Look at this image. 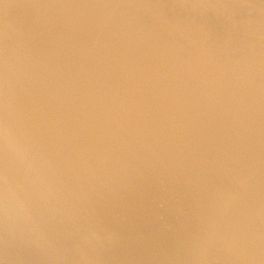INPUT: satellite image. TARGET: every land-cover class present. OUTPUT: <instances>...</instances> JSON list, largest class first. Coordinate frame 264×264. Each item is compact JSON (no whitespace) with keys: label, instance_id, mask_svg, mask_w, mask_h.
I'll use <instances>...</instances> for the list:
<instances>
[{"label":"rangeland","instance_id":"374dc122","mask_svg":"<svg viewBox=\"0 0 264 264\" xmlns=\"http://www.w3.org/2000/svg\"><path fill=\"white\" fill-rule=\"evenodd\" d=\"M92 1V2H91ZM0 0V127H2V128H0V166H1V164H2V166L0 167V175H2V177H0V181H2V182H4V183H2V182H0V197H2V196H4L6 193L5 192H7V195L9 194V196H7V195H5L4 197H2V198H0V253H2V252H5L6 254H5V256L3 257V259L4 260H8L9 259V257L8 256H10L11 255V258L16 254L17 255V259L18 260H16L15 259V256H14V260H12V261H8V262H0V264H55V262L57 263V264H70L71 262H72V264L73 263H75V264H90V263H93V264H122V262H125V264H127L126 262L127 261H133L132 263L133 264H139V263H141V264H143V262H144V264L146 263L147 264V262L148 261H150V262H148V263H150V264H157L159 261L161 262L160 264H162V260L164 259L166 262H168V261H170L171 259L170 258H172V264L174 263H176L178 260L177 259H179L181 262L179 263V261H178V263H176V264H183V262L186 264V262H187V264H197V262H195L196 261V258H193V256H190L189 255V253L190 254H193V252H194V250L197 248V249H199V248H201V250H198V252H200V253H204V250H206V253H205V255L203 254H201L202 255V258H206L207 257V259H208V257L210 258L211 256L209 255L210 253H208L211 249H212V245L215 243V242H217L218 243V241L219 240H224V238H225V240L224 241H226V239L228 240V242H224V243H222V245H221V249L222 248H225L224 249V251H223V249L221 250V251H223V253H224V255L225 256H227L228 257V262H227V264L229 263V262H231L230 264H235V263H239L240 262V259H239V261H238V256L240 255V251H241V244L242 243H240V241L239 240H241V233H242V231H244L245 230V227L246 226H242V224H244V219L243 218H241L240 217V219H239V215L237 216V214H241L242 213V211L239 213V212H237L235 215H234V219H236L237 221H238V224H237V222H235V220L234 219H232L233 218V216L232 217H230V218H228L226 215H224L223 214V216H222V214L219 216V220L221 221L222 219V217H224L223 218V221L224 220H226L225 221V223H227L228 225H229V227H228V225L227 226H224V225H222V229L223 230H221L220 228H218V225H216V223H215V221H218V219L216 220L215 219V216H213V214H210L209 212H212V207L209 209L208 208V206H209V204H211L210 202H212V196H215L216 198H217V201H219V199H221V195H220V197H219V194L217 193V191H216V193L217 194H215V195H212V196H210L211 194L209 193V192H211V191H209L208 192V194H207V191L206 190H203L202 189V187H204L205 185H208V183H210L211 182V180L212 179H215V177L213 178L212 177V174L213 175H216V177H217V175L219 174V175H221V177H219L221 180H222V182H225V184H226V186H227V183H229V185H230V182H232L231 184H233V186H238V187H236V189L233 187V189H231L230 187H232L231 185H230V187H229V185H228V187H229V189L231 190V193L230 194H232V193H234L233 192V190L236 192V190H237V194L238 193H240L241 195H240V197H238V196H236V193H235V196H236V199L233 197V195L230 197V201H232V202H229V203H231V207H232V209H235V210H238L237 208H243L242 206H244V205H242L243 204V202H245V204H246V202H247V204H248V206L247 207H249L248 208V213H249V218H248V222H247V224L246 225H248V228H249V234H250V240H251V242H250V245H251V252H252V256H251V259H250V262H249V264H264V253H261V252H263L264 251V146L262 147V146H260V147H256V144L254 143L253 144V141L251 140V138L250 139H244L243 137H240L238 140H240L239 142H241V144L240 143H238V144H240L241 146H239V148H240V150L241 151H244L245 153H246V155H247V157L249 156L250 158H249V161H250V163H255L256 162V167H255V172L253 173V175H250L249 177H246V178H244L243 177V179H242V177L241 178H238V177H234V175H232V177H234V178H238L237 180L236 179H234V178H229L230 180L231 179H233L234 180V182H233V180L232 181H230L229 179H228V177H229V175H231L230 173H222V172H225L226 171V166H227V164H226V161H228L227 159V157L226 156H224V155H226V151H225V148H221V147H223L220 143H218L219 141L217 140L218 139V136L217 135H219L221 132H222V129H220L221 131H216V132H219V134L218 133H216L215 135L214 134H212V133H214V132H212L211 134L214 136H212L211 135V138L212 139H210L209 141V144L211 145V144H213V145H211V146H213V148L211 147V146H209V144H207L208 146L207 147H209L208 149H210L211 150V153H210V155L212 156L213 154L215 155V159H213L212 157H210V155H209V157H207V156H202L201 155V153H199V155L197 154L196 155V153H198V152H196L197 150H198V148H194V147H196L195 146V144L193 143V137H194V139L195 138H197V137H199V136H202L203 134H205V130L204 129H200V128H195V129H197L196 131L195 130H193L192 129V126H197L196 124H194V122L195 121H197V120H195V118H193L192 116H194V117H196V115H198L197 113L195 114H191L192 116H190L188 113H183V111L185 112V111H187L186 109H187V107L188 108H190L189 107V104H190V106L192 105V107H195L193 104H192V99L194 98V100H193V102L195 103V105L197 104V103H200V101H202L204 98H208V95L207 94H204L205 92L204 91H202L201 89H203V88H201V86H202V84H203V82H206V80H208L207 79V77H205L204 76V78H202L203 76L201 75V74H198V72L199 73H202L203 71H205V69L207 70L208 68L207 67H209V66H211L208 70H212V64H213V62H214V64H215V66L213 67L214 68V71L215 72H219V73H216L217 74V77H218V75H219V78H221L222 76H224V78H225V75L227 74L226 72H222V69H221V71H219L220 70V68L222 67V65L223 66H225V64L227 63H231V61H229V60H231V59H233L234 58V56H235V54L237 55L238 53H237V51L235 52V50H238V52H240L241 53V50H242V48H241V44H239V43H241V35L245 32V31H242V30H245V28H242L241 29V27H244V25H242V23H240L243 19L242 18H244V15H245V11L244 10H248V7H246L245 6V8L244 7H242V6H244L246 3H247V1H249V0H244L243 2H242V0H236V1H240V2H237L236 3V1L235 0H233V1H231V0H229V2H228V0L225 2V0H223L226 4H225V6H226V8L224 7V2L223 1H221V0H195V3L192 1V0H182V3L183 4H185L184 5V7H183V4L182 3H179V2H181V0L180 1H177V0H172V2H171V0H167L166 2H165V0H133V1H137V3L136 2H133L132 0H96L97 1V5L95 4L96 3V1L95 0ZM99 1V2H98ZM130 1V2H129ZM150 1V2H149ZM153 1H155V2H153ZM162 1H163V3H162ZM203 3H202V2ZM206 1L208 2V3H206ZM214 1H215V3H214ZM217 1L219 2L218 4H217ZM87 2V4H85ZM88 2H90L89 4H88ZM95 2V3H94ZM101 2V3H100ZM122 2H126L125 4H123ZM128 2V3H127ZM144 2V4H142ZM148 2H149V4H148ZM196 2H198L197 4L198 5H194V4H196ZM222 2V3H221ZM228 2V3H227ZM232 3V5L231 4H229V3ZM234 2V3H233ZM99 3V4H98ZM116 3H117V6H116V8H114L113 9V7H115L114 5H116ZM120 3V4H119ZM133 3V4H132ZM134 3L135 4H137V5H139V6H134ZM159 3V4H158ZM165 3V4H164ZM174 3V6H173V8H172V5L171 4H173ZM177 3V4H176ZM179 3V4H178ZM193 3V4H192ZM200 3V4H199ZM201 3L203 4V5H207L208 4V7L210 8L212 5H213V7H214V10H213V7H211V10L206 6V8L205 7H203V5H201ZM205 3V4H204ZM213 3V4H212ZM245 3V4H244ZM50 4V5H49ZM65 4V5H64ZM67 4V5H66ZM93 4V5H92ZM102 4V5H101ZM133 6H132V5ZM142 4V5H141ZM152 4H154L153 6H151ZM163 5V6H161V5ZM167 4V5H166ZM180 4L182 5V7L183 8H179L178 6H180ZM217 4V5H216ZM219 4H221V6H223L224 7V9H223V7H221ZM223 4V5H222ZM230 5V8L229 7H227V6H229ZM238 4V5H237ZM242 5L241 7L244 9H242V8H240L239 6L240 5ZM63 5V6H62ZM70 5V6H69ZM92 5V6H91ZM105 5V6H104ZM127 5H129V6H127ZM144 5V6H143ZM149 5V6H148ZM161 7V9L158 7ZM170 5H171V7H170ZM191 5H194V6H191ZM200 5V6H199ZM210 5V6H209ZM215 5V6H214ZM233 5H235V6H233ZM49 8H48V7ZM66 6V7H65ZM72 6V7H71ZM112 6V7H111ZM140 6H143V7H140ZM167 6V7H166ZM186 6V7H185ZM187 6H189L190 8H188ZM217 6H219V7H221V8H218ZM261 7H263L264 8V4L263 5H260ZM55 7H56V9H55ZM61 7V8H60ZM84 7V8H83ZM89 7V10L87 9ZM98 7V8H97ZM105 7V10L103 9ZM120 7V8H119ZM137 8L138 10L136 11V9L135 8ZM146 7V8H145ZM150 8V10L153 8V10L151 11V12H149V8ZM152 7V8H151ZM157 7V8H156ZM169 7V8H168ZM178 9H176V8ZM201 7V8H200ZM234 7H236L235 9H233L232 10V8H234ZM50 8H52V9H50ZM96 8V9H95ZM102 9V10H100V9ZM107 8H109L108 10H107ZM112 8V9H111ZM118 8V9H117ZM123 8V9H122ZM140 8V9H139ZM164 8V9H163ZM186 8V9H185ZM194 8V9H193ZM202 8H205V9H202ZM208 8V9H207ZM219 9V10H217V9ZM240 10H239V9ZM99 9V10H98ZM161 11H159V10ZM176 9V10H175ZM183 9V10H182ZM185 9V10H184ZM189 9V10H188ZM226 9H227V11L228 12H226ZM229 9V10H228ZM230 9L233 11H230ZM47 10V11H46ZM55 10V11H54ZM59 10H61V11H59ZM89 12H87V11ZM92 10V11H91ZM93 10H94V12H93ZM104 10V11H103ZM113 10H114V12H115V15H114V13H113ZM119 12H118V11ZM125 10V11H124ZM145 10L146 11H148V14H147V12H145ZM158 10V11H157ZM164 10V11H163ZM167 10V11H166ZM171 11V13H170V11ZM181 10V11H180ZM209 10V11H208ZM216 10V11H215ZM220 10H223V11H220ZM235 10H236V12H238L239 14H240V12H241V16L240 15H238V13L236 14L235 13ZM74 11L76 12L75 14H74ZM99 11H100V13L101 14H99L98 15V13H99ZM144 11V12H143ZM166 11V12H165ZM183 11V12H182ZM186 11V13H184ZM188 11H190L189 13H188ZM203 11H207L206 13L208 14V16H207V14L205 13V12H203ZM211 11L213 12V11H215V12H213L212 14L213 15H210L211 14ZM220 12L219 13V16L217 15L218 13H216V12ZM225 11V12H224ZM43 12V13H42ZM54 12V13H53ZM78 12V13H77ZM84 12H86L85 13V15H90L91 16V18H90V16H86V18H85V15H84V17H82L83 16V14H84ZM91 12V13H90ZM97 12V13H96ZM104 12V13H103ZM108 12H110V13H107ZM112 12V13H111ZM125 12H127V13H125ZM143 12V13H142ZM160 12V13H159ZM167 12H169V13H167ZM177 12H181L184 16L182 17V14L180 13V15H179V13L177 14ZM210 14H209V13ZM224 14H223V13ZM229 12H231V13H229ZM243 12H245V13H243ZM130 13V14H129ZM135 13V14H134ZM141 13V14H140ZM151 13H153V15L151 14ZM158 13V14H157ZM165 13H167V15L165 14ZM188 13V14H187ZM222 13V14H221ZM225 13H227V14H225ZM232 13H234V15L232 14ZM50 14V15H49ZM93 14V15H92ZM102 14L104 15V16H102ZM120 16H119V15ZM125 14V15H124ZM151 14V15H150ZM161 14H163V16H164V14H165V16H172V17H163ZM170 14V15H169ZM233 15V17H232V15ZM73 15V16H72ZM75 15V16H74ZM79 15H81V17L79 16ZM98 15V16H97ZM106 15V16H105ZM117 15V16H116ZM136 15V16H135ZM161 15V17H160V19H159V16ZM185 15H188V16H185ZM220 15L223 17V15H224V17L221 19L220 18ZM225 15H226V17H225ZM231 15V16H230ZM243 15V16H242ZM94 16V17H93ZM97 16V17H96ZM100 16V17H99ZM116 17V19H114L115 17ZM124 16V17H123ZM132 16V17H131ZM139 16V17H138ZM152 16V17H151ZM155 16H157V17H155ZM173 16H175L174 17V19L176 20L177 19V21H173V20H169L170 18L171 19H173ZM191 16V17H190ZM210 16H212V17H210ZM214 16V17H213ZM216 16V17H215ZM218 16V17H217ZM237 18V16H240L239 18H238V21L235 19V17ZM263 16V18H264V15H262ZM35 17V18H34ZM49 17H51V18H49ZM110 17V18H109ZM113 17V18H112ZM120 17V18H119ZM122 17V18H121ZM155 17V18H154ZM184 17H186L187 18V20L184 18ZM208 17H209V19L211 20V18L213 19V20H215L214 22H213V20H212V24H216V25H212V27L210 26V25H207V24H209V19H208ZM229 17V18H228ZM230 17H232V18H230ZM32 18V19H31ZM46 18V19H45ZM56 18V19H55ZM59 18H61V19H59ZM64 18V19H63ZM68 18H69V20H68ZM93 18V19H92ZM106 18V19H105ZM119 18V20H117ZM124 18V19H123ZM126 18V19H125ZM129 18V19H128ZM164 18V19H163ZM180 18H182L181 20H183V24H184V26L182 25V21L180 20ZM215 18V19H214ZM217 18V19H216ZM226 18L228 19V20H226ZM35 19V20H34ZM41 19V20H40ZM43 19H45L44 21H43ZM50 19V20H49ZM59 19V20H58ZM63 19V20H62ZM76 19V20H75ZM87 19V20H86ZM89 19L91 20V21H93V22H90L89 21ZM108 19V20H107ZM109 19H110V21H109ZM121 19V20H120ZM128 19V20H127ZM141 19V20H140ZM152 19H154V20H156V24H154V22H153V20ZM159 20V22H157L158 20ZM166 19V21H164L163 22V20H165ZM168 19V20H167ZM180 20V23H179V20ZM191 19L193 20V21H191ZM206 19H208L207 21H206ZM229 19H235V20H230V22H229ZM239 19H242L241 21H239ZM67 20V21H66ZM78 20V21H77ZM95 20V21H94ZM106 20H107V22H106ZM125 20V21H124ZM162 20V21H161ZM184 20H186V21H184ZM221 20H223L222 21V23H221ZM58 21V22H57ZM61 21V22H60ZM66 21V22H65ZM113 21V22H112ZM119 21V23H117ZM144 21V22H143ZM168 21V22H167ZM192 23H190V22ZM195 21V22H194ZM198 21L200 22V24L201 23H203V25H201V26H199L197 23H198ZM205 21L207 22V24L205 23ZM227 21H228V23H227ZM232 21H235V23H233ZM50 22H52L51 24H49ZM63 22H65V23H63ZM68 22H69V24H68ZM72 22V23H71ZM75 22L77 23V25L75 26ZM123 22V23H122ZM136 22V23H135ZM140 22V23H139ZM163 22V23H162ZM166 22L168 23V24H166ZM175 22V23H174ZM187 22V23H186ZM197 22V23H196ZM217 22H219V25H221L222 27H218L217 26ZM226 22V24L225 25H223V23H225ZM232 22V23H231ZM236 22H239L241 25H240V27H239V24L238 23H236ZM40 23V24H39ZM78 23H79V25H78ZM82 23H84L85 24V27H84V24L82 25ZM88 23V24H87ZM111 23V24H110ZM130 23V24H129ZM162 23V25H160ZM165 23V24H164ZM176 23H178V25L179 24H181V26L179 25V26H177V24ZM188 23H189V25H188ZM197 25H196V24ZM210 23H211V21H210ZM221 23V24H220ZM231 23V25L232 24H234V25H227V24H230ZM49 24V25H48ZM61 24H63V25H61ZM72 24V25H71ZM93 24V25H92ZM96 24V25H95ZM175 26H174V25ZM204 24H206L207 26H205ZM238 24V25H237ZM41 25H42V28H41ZM73 25L75 26V28H73ZM118 25V26H117ZM121 25V26H120ZM141 25V26H140ZM153 25V26H152ZM156 25V26H155ZM170 25H172V26H170ZM188 25V27H189V29H190V27H192L191 29H190V31L191 32H193L194 31V33H191L190 34V36L188 35L189 34V29H188V27L187 28H185L186 26ZM191 25V26H190ZM194 25H195V28L193 29V27H194ZM236 25V26H235ZM45 26V27H44ZM51 26V27H50ZM53 26V27H52ZM62 26V27H61ZM69 28H68V27ZM90 26V27H89ZM112 26V27H111ZM150 26H152V27H150ZM164 26H166V27H164ZM184 28H183V27ZM215 26V27H214ZM224 26H227L226 28L224 27ZM233 26H234V28L235 27H237V29H234L233 28ZM31 27V28H30ZM61 27V28H60ZM66 27V28H65ZM78 28V30H76L77 28ZM84 27V28H83ZM88 27H89V29H88ZM110 27V28H109ZM117 27V28H116ZM136 29H135V28ZM149 29V30H147V28ZM161 27V28H160ZM176 27H179L178 29L176 28ZM196 27H201V29L202 30H200V28H199V30H198V28L196 29ZM208 27H210V29L208 28ZM219 29H218V28ZM225 29H230V27H232V29H230L229 31H234V32H232L231 31V33H233V34H235L236 33V30H239L238 28H240V32L239 31H237V33H236V36H234V35H230L231 33H229V35L230 36H228V30H225ZM58 28V29H57ZM65 28V29H64ZM71 28V29H70ZM130 28V29H129ZM131 28H133V29H131ZM140 28V29H139ZM165 30H164V29ZM169 28H170V31H171V33H169L170 31H169ZM175 28V29H174ZM211 28H212V30H211ZM39 29V30H38ZM46 29H48V30H46ZM54 29V30H53ZM74 29V30H73ZM80 29H83V31L81 32V30ZM85 29V30H84ZM96 29V30H95ZM123 29V30H122ZM144 31H143V30ZM153 29V30H152ZM155 29H156V31H155ZM175 32V38L176 39H174V37H172L173 36V34H174V32H172V30ZM185 29H187V30H185V33H184V30ZM196 29V30H195ZM207 29H209V30H207ZM215 29V30H214ZM216 29H218L219 31H220V29H221V33H219V31L217 30V32H216ZM31 30H33V31H31ZM37 30V32H35ZM64 30V31H63ZM120 30V31H119ZM133 30V31H132ZM146 30V31H145ZM207 31V34H206V32L205 31ZM213 31V32H209V31ZM223 30H225L226 31V34H225V32L223 31ZM50 33H49V32ZM58 31H60V32H58ZM63 31V32H62ZM67 33H66V32ZM69 31H71V32H69ZM102 31V32H101ZM109 31V32H108ZM126 31H132L131 32V35H130V37L129 36H126V34L128 33V32H126ZM134 31H135V33H134ZM149 31V32H148ZM153 31V32H152ZM162 33H161V32ZM197 31V32H196ZM204 32L205 34H202V32ZM215 31V32H214ZM40 32V33H39ZM45 32V33H44ZM53 32V33H52ZM76 32H79L78 34L76 33ZM81 32V33H80ZM86 32V33H85ZM89 34H88V33ZM126 32V33H125ZM143 32V33H142ZM145 32V33H144ZM158 32H159V34H161V36L159 37V34H158ZM164 32V33H163ZM195 32H196V34H198L197 35V37H196V34H195ZM223 32V33H222ZM239 32V33H238ZM42 33V34H41ZM52 33V34H51ZM65 33V34H64ZM84 33H85V35H84ZM124 33V34H123ZM139 33L141 34V35H139ZM148 33V34H147ZM166 33V34H165ZM199 33H201V35L199 34ZM209 33V34H208ZM214 33V34H213ZM218 33V34H217ZM242 33V34H241ZM58 34V35H57ZM60 34H62L63 36H61ZM72 34V35H71ZM74 34V35H73ZM77 34V35H76ZM81 34V35H80ZM83 34V35H82ZM100 36H98V35ZM104 34V35H103ZM112 34V35H111ZM149 34H150V36H149ZM153 34V35H152ZM157 34V35H156ZM172 34V35H171ZM178 36H177V35ZM186 34V35H185ZM210 34H212V37H210L211 35ZM221 35L219 38H218V36L216 37V36H214V35ZM58 37H57V36ZM92 35V36H91ZM96 35H97V37H96ZM103 35V36H102ZM167 35H169V37L167 36ZM188 35V36H187ZM195 35V36H194ZM200 35V36H199ZM205 35V36H204ZM208 35V37L206 38V36ZM222 35L224 36V38H221L222 37ZM239 37H238V36ZM77 36H79L78 38H77ZM80 36H82V37H80ZM88 36H90L91 37V39L90 38H88L89 39V41H87L88 39L86 38V37H88ZM112 36V37H111ZM125 37V39L124 38H122V37ZM133 36V37H132ZM140 36L142 37V38H140ZM145 36V37H144ZM163 36H164V38H163ZM181 38H180V37ZM185 36V37H184ZM192 36H194V37H192ZM215 37V39H214V37ZM231 36H233V37H231ZM51 37H52V39H51ZM93 37V38H92ZM135 37V38H134ZM155 37V38H154ZM158 37V38H157ZM168 37V38H167ZM178 37V38H177ZM191 38V39H189V38ZM200 37V38H199ZM227 37H229V39L226 38ZM243 37V36H242ZM58 38V39H57ZM62 38V39H61ZM76 40H75V39ZM85 38V39H87V40H83V39ZM107 38V39H106ZM113 38V39H112ZM129 38H130V40H129ZM140 38V39H139ZM151 38V39H150ZM154 38V39H153ZM161 38V39H160ZM167 38V39H166ZM182 38H184V41L187 43L188 41H186V40H190L191 42H188L187 44L185 43V42H183V39ZM194 38V39H193ZM211 38V39H210ZM212 38L214 39V40H216V39H219V41L218 40H216V42L214 41V40H212ZM234 38H235V40H236V38H237V40L235 41L234 40ZM240 40H239V39ZM60 39V40H59ZM72 39H74V40H72ZM96 39H99V40H97L96 41ZM122 39V40H121ZM133 39V40H132ZM136 39H138V40H136ZM145 39V40H144ZM149 39V40H148ZM170 39V40H169ZM180 41H182L183 43H181V42H179V40ZM182 39V40H181ZM195 39H197V41L195 40ZM198 39H200L199 41H198ZM233 39V40H232ZM54 40V41H53ZM69 40L70 41H72V42H69ZM77 40H78V42H77ZM79 40H82V41H79ZM101 40V41H100ZM109 40H110V42H109ZM140 40V41H139ZM142 40V41H141ZM144 40V41H143ZM171 40H174L175 42L177 41L178 42V44H176L177 46H180V48L179 49H181V50H179L178 48H177V46L171 41ZM192 40H194L195 41V44L196 43H198L199 42V44H200V46H199V44H198V48L200 49V50H198L197 51V44H196V46H195V44H194V46H193V43H194V41L192 42ZM209 40V41H208ZM224 40V41H223ZM225 40H229L228 42H230V43H228V42H226ZM44 41V42H43ZM49 41V42H48ZM86 41H87V43H86ZM96 41V42H95ZM127 41H128V43H127ZM162 41V42H161ZM169 41V42H168ZM208 41V42H207ZM213 41V42H212ZM218 41V42H217ZM233 43H232V42ZM234 41H235V43H234ZM8 42V43H7ZM51 42V43H50ZM58 42H59V44H58ZM73 42H75V43H73ZM80 42V44H79V46H78V43ZM95 42V43H94ZM104 42H105V44H104ZM124 42V43H123ZM130 42V43H129ZM135 42H136V44L138 43V42H140V43H138V44H140L139 45V47H137V45L135 44ZM156 42V43H155ZM161 42V43H160ZM164 42V43H163ZM176 42V43H177ZM201 42V43H200ZM203 42H205V43H203ZM210 42V43H209ZM213 44H212V43ZM46 43H48V44H46ZM64 43V44H63ZM68 43V44H67ZM77 43V44H76ZM81 43H82V45H81ZM101 43V44H100ZM108 43V44H107ZM151 43V44H150ZM155 43V44H154ZM159 43V44H158ZM166 43H168V46L166 45ZM179 43L180 44H182V45H184V44H186V45H184L183 47L184 48H182L181 47V45H179ZM190 43H192V44H190ZM203 43V44H202ZM207 43H209V44H207ZM214 43L215 44H218L219 43V45L220 46H218V45H214ZM8 44V45H7ZM53 44H54V46H53ZM59 45V47H58V45ZM63 44V45H62ZM66 44V45H65ZM99 44V45H98ZM126 44V45H125ZM129 44V45H128ZM133 44V45H132ZM145 44V45H144ZM146 44H148L147 46H148V48L146 47ZM157 44V45H156ZM165 44V45H164ZM201 44L203 45V46H201ZM206 45V48L207 49H205L204 47H205V45ZM234 46H233V45ZM60 45H62L63 47H61ZM69 45V46H68ZM81 45V46H80ZM84 45H89L88 47L87 46H84ZM90 45H92L91 47H90ZM94 45V46H93ZM105 45V46H104ZM109 45H111V46H108ZM126 47H125V46ZM129 47H128V46ZM135 45V46H134ZM156 45V46H155ZM163 45V46H162ZM174 45V46H173ZM187 45H188V47H187ZM210 45H214L213 47L211 46V47H209ZM232 45V46H231ZM238 45V46H237ZM47 46V47H46ZM54 48H53V47ZM97 46V48H95ZM101 46V47H100ZM131 46H133V48H132V50H131ZM154 46H155V48H154ZM167 46V47H166ZM171 46V47H170ZM189 46H190V48H193V49H190L189 48ZM193 46V47H192ZM52 47V48H51ZM87 47V48H86ZM92 47H94V48H92ZM146 48V49H144V48ZM165 47V48H164ZM170 47V48H169ZM185 47H187L188 48V50L190 49L191 51H188V50H186L185 49ZM214 47H217V49L216 48H214ZM230 47V48H229ZM234 47H236V49L234 48ZM237 47H239L241 50H239V48L237 49ZM9 48V49H8ZM43 48V49H42ZM58 48V49H57ZM88 49V50H86V49ZM92 48V49H91ZM108 48H109V50H108ZM117 48V49H116ZM130 48V49H129ZM140 48V49H139ZM157 48V49H156ZM177 48V49H176ZM197 48V49H196ZM210 48V49H209ZM216 49V50H214V49ZM232 48V50H230ZM234 48V49H233ZM51 49V50H50ZM53 49V50H52ZM56 49V50H55ZM84 49V50H83ZM94 49H95V51H94ZM101 49V50H100ZM104 49V50H103ZM136 49V50H135ZM141 49H143V52L141 51ZM164 49V50H163ZM171 49V50H170ZM174 51H173V50ZM184 49H185V51H184ZM195 49H196V53L194 52L195 51ZM203 49H205V50H207L209 53H211V49H213V51L214 52H216V53H213V51H212V55L214 56V54H215V56L214 57H211L212 55H208L209 56V58L207 59V54H208V52L207 51H205V50H203ZM220 49H221V51H220ZM38 50H40V51H38ZM48 50V51H47ZM91 50V51H90ZM93 50V51H92ZM123 50H124V52H123ZM135 52H134V51ZM154 50H156L155 51V53H154ZM163 50V51H162ZM169 50V51H168ZM181 51L180 53H179V51ZM219 50V51H218ZM233 50H234V52H233ZM70 51H71V53H70ZM97 51V52H96ZM100 51V52H99ZM103 51V52H102ZM137 51V52H136ZM149 51H153L152 53L151 52H149ZM172 51V52H171ZM175 51H177L176 52V54L174 53L173 54V52H175ZM186 51H188V52H186ZM202 51H205V52H207V53H200V52H202ZM222 51H224V52H222ZM52 52V53H51ZM89 52L91 53V54H89ZM105 52H109V53H107V54H105ZM116 52V53H115ZM120 52V53H119ZM139 52V53H138ZM160 52H161V54H163V55H161L160 54ZM166 52H167V54H166ZM184 52V53H183ZM190 52V53H189ZM199 52V53H198ZM218 52V53H217ZM220 52H222V53H225L226 52V55L225 54H222V53H220ZM230 52H232V53H230ZM45 53V54H44ZM70 53V54H69ZM74 53V54H73ZM79 55H78V54ZM111 53V54H110ZM114 53V54H113ZM123 53V54H122ZM125 53V54H124ZM157 53V54H156ZM177 53H178V55H177ZM187 53L189 54V55H192L193 57H197V59H198V61H197V59L195 58L194 60H191V59H193V57L192 56H188L187 55ZM192 53V54H191ZM193 53H194V55H193ZM220 53V54H219ZM229 53L232 55V54H234V56L232 55H229ZM240 53H239V55H240ZM84 54V55H83ZM98 54V55H97ZM117 54V55H116ZM143 54L145 55V54H147V55H145V57L143 56ZM150 54V55H149ZM159 54L161 55V56H159ZM165 54V55H164ZM168 54H170L171 56H172V58H171V56H168ZM179 54H182L181 56L183 57V56H185L186 55V57H185V65L187 66V67H185V65H183L184 63V61H181L180 60V55ZM184 54V55H183ZM198 55V56H196V55ZM201 54H206V57H205V55H202V56H204V57H199ZM47 55H48V57H47ZM108 55V58L106 57ZM112 55V57L110 58V56ZM117 57H116V56ZM131 55V56H130ZM139 55H140V57H139ZM156 55V56H155ZM221 55V56H220ZM222 55H225V56H228V57H225V56H222ZM238 55V56H239ZM68 56V57H67ZM82 56V57H81ZM89 56H90V58H89ZM99 56H100V58H99ZM114 56V57H113ZM122 58H121V57ZM152 58H151V57ZM157 56H158V59H157ZM180 58H179V57ZM216 56H218L217 58H216ZM230 56V57H229ZM237 56V57H238ZM45 57H47V59L45 58ZM103 57H106V59L104 58L103 59ZM126 57H127V59H126ZM131 57H132V59H131ZM140 59H139V58ZM150 58V59H148V58ZM153 57H155V58H153ZM159 57H161V58H159ZM165 57V58H164ZM169 57V58H168ZM176 57V58H175ZM192 57V58H191ZM199 57V58H198ZM211 57V58H210ZM225 57V58H224ZM236 57V56H235ZM237 57H236V59H237ZM43 58V59H42ZM50 58H51V60H50ZM77 58V59H76ZM92 58V59H91ZM113 58V59H112ZM116 58H117V60H116ZM121 58V59H120ZM136 58V59H135ZM145 58H147V61H146V59ZM163 58V59H162ZM167 58V59H166ZM171 58V59H170ZM178 58V59H177ZM188 58H190V59H188ZM200 58H202V61L200 60ZM205 58V59H204ZM212 58H214V59H217L216 60V62L215 61H213L212 62ZM220 58H224V60L223 59H220ZM229 58V59H228ZM79 59L81 60V61H79ZM85 60V61H83V60ZM92 61H91V60ZM102 59V60H101ZM124 59H126V60H124ZM144 59V60H143ZM159 60L158 62L159 63H161L160 64V66L159 67H156V68H154L155 66H156V63H157V61L156 60ZM162 59V60H161ZM174 59V60H173ZM211 61H210V60ZM221 61H223L225 64H223V62L221 63L220 62V60ZM235 59V58H234ZM233 59V60H234ZM50 60V61H49ZM106 60V61H105ZM111 60V61H110ZM120 60L122 61V62H120ZM132 60V61H131ZM136 60V61H135ZM142 62H141V61ZM150 60V61H149ZM152 60V61H151ZM161 60V61H160ZM178 60H179V62H178ZM208 61L207 62V64L205 63V61ZM226 60V61H225ZM87 61H88V63H87ZM103 61V62H102ZM113 61V62H112ZM116 61V62H115ZM126 63H125V62ZM128 61V62H127ZM149 61V62H148ZM165 61V63H163ZM172 63H171V62ZM190 61H192V63L190 62ZM203 61H204V65H202L203 66V68H201L200 66H201V64H203ZM217 61H218V63H217ZM60 62H61V64H60ZM84 62H85V64H84ZM91 62V63H90ZM96 63V65H95V63ZM101 62H102V64H101ZM106 62H107V64H106ZM117 62H118V64H119V62H120V64H119V66H118V64H117ZM130 62V63H129ZM134 62H135V64H134ZM166 62H168V63H166ZM177 64H176V63ZM187 62H188V64H187ZM197 62V63H196ZM199 62H201V63H199ZM210 62V63H209ZM58 63V64H57ZM80 63V64H79ZM97 63H100V65H101V67H102V65H103V67L105 68L104 70L100 67V65L99 64H97ZM109 63H111V66H110V69H108L107 67H109ZM113 63H114V65H113ZM125 65H124V64ZM129 64V66H128V64ZM132 63V64H131ZM155 63V65H153ZM172 64V66L174 67H172L171 66V64ZM175 64V66L177 67V68H182L181 69V71L179 70V69H177V71H175L174 69H176V67L174 66V64ZM179 63H180V67H179ZM183 63V64H182ZM189 63H191V65H189ZM195 63V64H194ZM54 64H55V66H54ZM84 64V65H83ZM91 64V65H90ZM109 64V65H108ZM121 64H123V65H121ZM135 66H134V65ZM147 64H149V65H147ZM166 64V65H165ZM193 64V65H192ZM199 64H200V66H199ZM206 64V65H205ZM210 64V65H209ZM94 67H93V66ZM98 65V66H97ZM107 65V66H106ZM131 65V66H130ZM159 65V64H158ZM165 66V68H164V66ZM168 65V66H167ZM189 65V66H188ZM196 65V66H195ZM207 65H209V66H207ZM221 65V67L219 68V66ZM93 68H91V67ZM114 66V67H113ZM117 66V67H116ZM124 66V67H123ZM129 68H127V67ZM183 66V67H182ZM198 66L201 68V70L198 68ZM206 66V67H205ZM53 67V68H52ZM71 67V68H70ZM86 67V68H85ZM89 67V68H88ZM100 67V68H99ZM118 67H119V69H118ZM131 67V68H130ZM139 67V68H138ZM143 67V68H142ZM170 67V68H169ZM192 67H194V68H197L199 71L197 72V70L196 69H193ZM204 67H205V69H204ZM48 68H49V70H48ZM84 68V69H83ZM96 68H98V69H100V71L98 70V69H96ZM123 68H124V70H123ZM141 68V69H140ZM158 68L159 69H161L160 71L158 70ZM164 68V69H163ZM167 68L168 69H171L170 71H168L167 70ZM187 70H189V68L191 69V70H189V71H187ZM57 69V70H56ZM75 69V70H74ZM83 69V70H82ZM92 69V70H91ZM108 69V70H107ZM122 69V70H121ZM136 69V70H135ZM155 69V70H154ZM156 69H157V71H156ZM173 69V70H172ZM216 69H219V70H217L216 71ZM17 70V71H16ZM42 70H44V71H42ZM55 70L57 71V73L55 72ZM73 70V71H72ZM77 70H78V72H77ZM95 70L97 71L98 70V74L95 72ZM108 72H106V71ZM109 70H111L110 72H109ZM114 70V71H113ZM117 70V71H116ZM126 70H128V71H126ZM138 70V71H137ZM165 70V71H164ZM186 70V71H185ZM194 70H196V72L194 71ZM203 70V71H202ZM61 71V72H60ZM82 71V72H81ZM86 71H87V73H86ZM102 71V72H101ZM103 71H105V72H103ZM119 71H121V72H119ZM124 71H125V73H126V75H125V73H124ZM131 71H132V73H131ZM135 71V72H134ZM141 71V72H140ZM161 73V72H163L162 74H163V76H162V74H160L159 72ZM182 71H185V76H183L184 75V72H182ZM191 71V72H190ZM193 71V72H192ZM44 72H45V74H44ZM71 74H70V73ZM92 74V75H90V73ZM94 72V73H93ZM99 72H101V73H99ZM114 72V73H113ZM117 72H118V74H117ZM146 73V74H148V73H151V72H154V73H157L158 75L155 77V80H156V82H154L152 79L150 80L151 82H145V81H143V79H138V78H136L135 77V74L136 73ZM164 72H165V74L167 75L168 73H171V74H169L168 76H169V78L167 77V76H165V74H164ZM173 72V73H172ZM176 72V73H175ZM181 72V73H180ZM187 72H188V74H194V75H186L187 74ZM76 75H75V74ZM106 73V74H105ZM121 73H123V77L121 76L122 74ZM178 73V74H177ZM183 73V74H182ZM222 73V74H221ZM225 75H224V74ZM40 74V75H39ZM73 74H74V76H73ZM78 74H80V76L81 75H83V78H77V77H80ZM93 74H95V75H93ZM103 74V75H102ZM107 74H109L108 76H107ZM113 74V75H112ZM129 74V75H128ZM130 74H132V75H134V76H132V75H130ZM176 76H175V75ZM180 74H182V76L180 75ZM197 74V75H196ZM55 75V76H54ZM60 75H61V77H60ZM62 75H64V76H62ZM96 75H99V76H96ZM104 75H106L108 78H107V80H106V82H105V79H106V76L104 77ZM119 77H118V76ZM198 76V80H195V78L197 79V77L196 76ZM47 76V77H46ZM113 76V77H112ZM116 76V77H115ZM121 76V77H120ZM161 76V77H160ZM177 76H178V79H177ZM191 76V77H190ZM42 77V78H41ZM63 77V78H62ZM82 77V76H81ZM94 79H93V78ZM131 77V78H130ZM135 77V78H134ZM167 77V78H166ZM188 78L189 79V81L187 80L186 81V83H184V86H183V82L185 81V79H184V81H182L181 80V78ZM201 77V78H200ZM45 78V79H44ZM48 78H50V79H48ZM53 78V79H52ZM62 80H60V79ZM67 78H68V80H67ZM69 78H70V80H69ZM90 78H91V80H90ZM95 78H96V80H95ZM103 78V79H102ZM105 78V79H104ZM110 78V79H109ZM133 78L135 79L134 81H133ZM161 78V79H160ZM171 78V79H170ZM191 78V79H190ZM200 78V79H199ZM3 79V80H2ZM67 81V83H65V81ZM74 79V80H73ZM112 79H113V81H112ZM124 79V80H123ZM125 79H127V81L125 80ZM131 79V80H130ZM192 79H194V81L192 80ZM53 80H55V81H53ZM84 80H85V82H84ZM87 80H88V82H87ZM102 80H104V82L106 83V85H105V83L104 82H102ZM111 80V81H110ZM129 80H130V82H129ZM159 80V81H158ZM161 80V81H160ZM164 82H163V81ZM170 82H169V81ZM172 80V81H171ZM174 80V81H173ZM192 80V81H191ZM203 80V81H202ZM61 83H60V82ZM77 81V82H76ZM98 81H99V83H101L100 85H99V83H98ZM101 81V82H100ZM109 81V82H108ZM120 81V82H119ZM133 81V82H132ZM144 83H143V82ZM153 81V82H152ZM182 83V84H178V83H180V82ZM195 81L198 83L199 81L201 82H199V84H196L195 83ZM94 82V83H93ZM107 82L109 83V85H107ZM119 82V84H117ZM135 82V83H134ZM140 82V83H139ZM168 82V83H167ZM177 82V83H176ZM38 83V84H37ZM41 83H45V84H42V86H41ZM49 83V84H48ZM58 83V84H57ZM87 83H88V86L90 85V87H85V86H87ZM115 83L117 84V85H115ZM124 83V84H123ZM133 83V84H132ZM139 83V84H138ZM143 83V84H142ZM145 83H146V85H145ZM158 83V84H157ZM160 83L162 84V86L160 85ZM167 83V84H166ZM172 83V84H171ZM190 83H192L193 85H196L197 87H198V85H199V88L198 89H195L196 87L195 86H192V85H190ZM216 83V82H215ZM215 83L213 84V86L215 85ZM261 84V85H257V84ZM9 84V85H8ZM40 84V85H39ZM48 85V87H46L47 85ZM68 84L69 85H71L70 87L68 86ZM92 84V85H91ZM105 86H104V85ZM130 84V85H129ZM134 84H136V85H134ZM137 84L139 85V86H137ZM152 84H153V86H152ZM156 84H157V86H156ZM164 84H165V86H164ZM188 84H189V86H188ZM257 84H256V86H255V90L253 91V93H251V95L248 97V99H246L247 101L248 100H254L255 102H256V105H259L261 102H262V100H258V99H256V97H258L259 95H261L262 97H264V75L263 76H259V78L257 79ZM50 85V86H49ZM52 85V86H51ZM54 85V86H53ZM65 85V86H64ZM80 85V86H79ZM102 85L104 86V87H102ZM112 85H115V87L113 88L112 87ZM123 85H124V87H123ZM143 85V86H142ZM160 85V86H159ZM169 85H171L172 87H174L173 85H176L177 86V89H178V86H180L181 88H183V90L182 89H178V91H177V89H174V88H176V87H174V88H172V87H166V86H169ZM92 86V87H91ZM108 86H109V88L110 89H112V90H108ZM112 88H111V87ZM118 86V87H117ZM135 87V88H133V87ZM142 86V87H141ZM144 86H147V87H144ZM151 86V87H150ZM42 87V88H41ZM45 87V88H44ZM55 87H57V90H55ZM64 87V88H63ZM66 87V88H65ZM78 87V88H77ZM107 87V88H106ZM129 87H132L131 89H129ZM163 87V88H162ZM165 87V88H164ZM179 87V88H180ZM185 87H186V89L187 88H189L188 90H187V92L185 91L186 89H185ZM192 87V88H191ZM195 87V88H194ZM8 90H7V89ZM41 88V89H40ZM52 88V90H50ZM63 88V89H62ZM68 88V89H67ZM86 88V89H85ZM96 90V92H95V90ZM102 88H104V90L102 89ZM115 88H117V89H115ZM120 88V89H119ZM128 88V89H127ZM137 88V89H136ZM140 88H142V89H140ZM148 90H146V89ZM149 88V89H148ZM152 88V89H151ZM161 88V89H160ZM169 90H168V89ZM194 88V89H193ZM46 89V90H45ZM59 89V90H58ZM108 90V92H107V90ZM126 89V90H125ZM151 89V90H150ZM155 89L157 90V91H155ZM165 89V90H164ZM174 89V90H173ZM192 90V91H194V92H192V91H189V90ZM3 90V91H2ZM55 90V91H54ZM62 90H64L63 91V93H62ZM66 90V91H65ZM71 90V91H70ZM80 90V91H79ZM86 90L88 91L89 90V92H90V94L91 95H93L95 98H93V96H91L90 94H89V92H87V94L88 95H90V97L86 94ZM92 90V91H91ZM100 90V91H99ZM105 91L106 90V92H102V91ZM113 90H115V92H114V95H113V93H112V91ZM122 90H124V91H122ZM131 90H134V91H132L131 92ZM139 90V91H138ZM143 90V91H142ZM171 90V91H170ZM177 91V92H174V91ZM181 90H182V92H181ZM197 90V91H196ZM198 90H201V92H202V94H201V92L200 91H198ZM16 91V92H15ZM21 91V92H20ZM49 91H51V94H49L50 92ZM53 91H54V93H53ZM74 93H73V92ZM94 91V92H93ZM122 91V92H121ZM127 91V92H126ZM165 91H166V93H165ZM179 91L181 92V93H183V95L181 94V93H179ZM185 91V92H184ZM44 92H46V93H44ZM57 92H58V94H57ZM60 92V93H59ZM68 92V93H67ZM77 92V93H76ZM91 92H93V94L91 93ZM111 93V94H108V93ZM161 92H163L162 94H163V96H162V94H160ZM171 92H173V93H171ZM192 93V95L191 96H193V93L195 94V92H198L199 93V95L201 94V96L200 97H202V98H199L198 96H196V94L194 95V97H192L191 98V96H190V94ZM30 93V94H29ZM56 93V94H55ZM62 93V94H61ZM73 93V94H72ZM96 93V94H95ZM99 93V94H98ZM106 93V94H105ZM126 93V94H125ZM130 93V94H129ZM132 93H133V95H132ZM155 93H157V94H155ZM189 95H188V94ZM44 94H45V96H44ZM69 95L70 94V96H68L67 97V95ZM74 95L73 97H72V95ZM83 94H85V95H83ZM95 94V95H94ZM98 94V95H97ZM119 96H118V95ZM121 94L123 95V96H121ZM135 94V95H134ZM137 94V95H136ZM138 94H141V95H139L138 96ZM144 94V95H143ZM170 94V95H169ZM174 94H175V96H174ZM186 94V95H185ZM9 95V96H8ZM13 95V96H12ZM23 95H25V96H23ZM28 95V96H27ZM52 95H53V97H52ZM57 95V96H56ZM58 95H60V97L58 96ZM66 95V96H65ZM76 95L77 96H81L82 95V97H81V99L79 98H77L76 97ZM86 95L90 98H88V97H86ZM104 96V97H100V96ZM117 96V98H120L119 100L118 99H116V96ZM130 95H132V96H130ZM149 97V95L150 96H152L153 95V97H154V100H153V103H152V105H151V103H147L146 102V100H147V96ZM87 98H85V97ZM99 96V97H98ZM106 96H109V97H106ZM115 97V100H116V102L114 101V97ZM135 96H137V98L135 97ZM166 96V97H165ZM169 96H171V98H169ZM181 96H183V97H185V98H181ZM189 96H190V98H189ZM198 97L199 99H200V101H199V99L198 98H196V97ZM207 96V97H206ZM33 97V98H32ZM46 97V98H45ZM57 97V98H56ZM65 97H67V99H65ZM74 97H75V99H74ZM113 97V98H112ZM124 97V98H123ZM128 97H130V98H128ZM147 97V98H146ZM163 97V98H162ZM178 97V98H177ZM179 97H180V99H181V102L183 103H181L180 102V99H179ZM204 97V98H203ZM50 98V99H49ZM54 98V99H53ZM60 98V100H58ZM69 98H70V100L74 103V101H75V103H77V104H75L74 103V106H78L79 107V109L77 110V108L75 107V109H74V106L71 104V101L69 100ZM83 98V99H82ZM96 98L97 99H99V100H97L96 101ZM136 98V99H135ZM139 98V99H138ZM142 98V99H141ZM161 98V99H160ZM13 99V100H12ZM20 99V100H19ZM32 99L33 100H35L34 102L32 101ZM73 99V100H72ZM102 99H103V101H102ZM104 99H105V102H104ZM107 99H110V101H111V103H112V101H114L112 104L114 105H111V103H110V101H109V104H105L106 103V100ZM113 99V100H112ZM133 99H134V101H133ZM178 99V100H177ZM195 99H197V101L195 100ZM206 99H204V100H206ZM36 100H38V101H36ZM53 102H52V101ZM69 100V101H68ZM85 100H87V101H85ZM95 100V101H94ZM101 100V101H100ZM128 100V101H127ZM140 100H142L140 103H139V101ZM157 100H160L161 102V104H163V106H165V107H163L160 103H159V101H157ZM165 100V101H164ZM169 100V101H168ZM177 100V101H176ZM202 101L201 103H203V102H205V101ZM231 100L233 101H235L236 99L233 97V99L231 98ZM2 101H3V103H2ZM61 101V102H60ZM63 101V102H62ZM83 103H82V102ZM95 103H94V102ZM133 101V102H132ZM156 103H155V102ZM170 101H172V102H170ZM186 101V102H185ZM191 101V102H190ZM233 101V102H234ZM243 101V100H242ZM242 101H240L238 104H241L242 103ZM12 102H14V103H12ZM18 102H19V104H18ZM39 102V103H38ZM50 102V103H49ZM52 102V103H51ZM67 103V102H69V106H68V109H67V107H66V105H68V104H65V103ZM127 102H128V104H127ZM129 102H130V104H129ZM145 102V103H144ZM169 102V103H168ZM179 102V103H178ZM185 102V103H184ZM188 102V103H187ZM190 102V103H189ZM229 102H230V100H229ZM244 102H245V99H244ZM24 103H26V104H24ZM29 103H31V104H29ZM41 103V104H40ZM46 103V104H45ZM49 103V104H48ZM55 103V104H54ZM87 103H89V105L90 106H92L93 105V103H94V105L92 106V107H89V105L87 104ZM116 103H119V104H116ZM121 103V104H120ZM134 103V104H133ZM135 103H137V104H135ZM158 103V104H157ZM173 103V104H172ZM179 105H178V104ZM13 104V105H12ZM48 104V105H47ZM54 104V105H53ZM65 104V105H64ZM87 105L88 107H86L85 105ZM104 104V105H103ZM116 104V105H115ZM127 104V105H126ZM143 104V106H141ZM146 104L148 105V106H146ZM166 104L168 105V106H166ZM169 104H171V105H169ZM188 104V106H186V105ZM238 104H237V106H238ZM31 105H32V107H31ZM36 105H38V108H37V106ZM42 105V106H41ZM53 107V108H51V106ZM61 105V106H60ZM70 105H71V107H70ZM99 105V106H98ZM107 105H108V107H107ZM119 105H121V106H119ZM135 105H139L138 107H135ZM157 105L159 106V107H157ZM185 105V106H184ZM15 106V107H14ZM36 106V107H35ZM49 106V107H48ZM57 106V107H56ZM73 106V107H72ZM109 106H111V108L113 107V109H114V107H116L114 110H112V112H114V113H116V117L114 116V113H112V112H110L111 110L109 109L110 107ZM122 106H125V107H122ZM131 106V107H130ZM147 108H146V107ZM160 106L163 108V110L165 111H169V118L170 119H168V117L167 118H165L164 117V115H161V113H159V112H161L162 111V113H163V110H161V109H159L160 108ZM181 106V107H180ZM185 108H184V107ZM12 107V108H11ZM26 107V108H25ZM40 107V108H39ZM43 109H42V108ZM55 107V108H54ZM59 107V108H58ZM86 108L85 109V111H84V108ZM95 107V108H94ZM104 107V108H103ZM120 108V110L118 109V108ZM128 107H130L129 109H130V111H129V109H128ZM135 107V108H134ZM141 107H142V109H141ZM146 109V111H144V108ZM155 107V108H154ZM167 107V108H166ZM169 107H171V108H169ZM183 107V109H185V110H181V108ZM18 108V109H17ZM31 108V109H30ZM36 110H35V109ZM49 108H51V109H49ZM64 108V109H63ZM71 108V109H70ZM90 110V113H89V111H88V109ZM91 108V109H90ZM94 108V109H93ZM98 108V109H97ZM101 108V109H100ZM134 108V109H133ZM137 108H138V110L139 111H137ZM151 108H153V110L156 112H152L153 110H151V112H150V109ZM23 109V110H22ZM29 109V110H28ZM42 109V110H41ZM44 109H46V111L44 110ZM55 109V110H54ZM74 109V110H73ZM104 111H103V110ZM107 109V111L109 110V112H107V111H105ZM124 109H127V110H125L124 111ZM131 109H133V111L131 110ZM136 109V110H135ZM141 109V110H140ZM175 111V113H176V115L174 116V112H173V110ZM204 109H206L205 107H204ZM204 109H202L201 110V115H202V117H204L203 116V114H205L207 111H205ZM2 110V111H1ZM62 110V111H61ZM79 110H80V112H79ZM95 112H94V111ZM97 110H99L98 111V113H96L97 112ZM100 110H102L101 112H100ZM123 111V113H122V111ZM157 110V111H156ZM160 110V111H159ZM171 110V111H170ZM181 110V112L180 113H183L184 114V116H185V118H183V115H181V114H178L179 113V111ZM207 110V109H206ZM19 111V112H18ZM30 111H31V113H30ZM38 112V116L39 117H41V116H44V117H41L40 119H39V121L37 122V128L38 129H36V136H34V137H32V140L30 139V137H31V135L30 134H28V129H29V118H30V114H32L33 112ZM40 111H41V114H40ZM51 111H55V113L57 114H60V115H54V113L52 112V113H50L49 114V112H51ZM58 111V112H57ZM68 111V112H67ZM72 111V112H71ZM78 111V112H77ZM92 111H93V113H92ZM142 111V112H141ZM144 111V112H143ZM159 111V112H158ZM204 111V112H203ZM10 112V113H9ZM17 112V113H16ZM22 112V113H21ZM61 112V113H60ZM69 112H71V113H69ZM85 113V115L86 116H84L83 117V113ZM87 112V113H86ZM99 112L101 113V114H99ZM103 112H104V114H103ZM118 112V113H117ZM126 112H128V113H126ZM146 112V113H145ZM172 113V116H171V113ZM25 113V114H24ZM46 114V116L44 115V114ZM65 113H67V114H65ZM75 115H74V114ZM80 113H82L81 114V116H80ZM120 113H122V116H120ZM219 113H220V115L222 114V111L220 110V111H218L217 112V114L219 115ZM7 114H8V116H7ZM12 114V115H11ZM51 114H53L54 115V117H53V115H51ZM62 114V115H61ZM70 114H72L73 116L71 117V115ZM76 114H78L79 115V117L76 115ZM89 114V119H88V115ZM96 116H95V115ZM97 114H98V116H97ZM135 114H137V116L135 115ZM140 114V115H139ZM147 114V115H146ZM153 114H159L160 116H159V118H157L156 117V120H154V123H157V124H154L153 122L150 124V125H148L147 126V128H141V130L139 129L136 133L134 132V124H135V121H136V119L139 117L140 119H142V120H144V121H147V123H150L153 119H155V117L151 120V117H152V115ZM208 114V113H207ZM206 114V115H207ZM10 115V116H9ZM16 115H17V117H16ZM48 115V116H47ZM67 115V116H66ZM93 115V116H92ZM110 115V116H109ZM119 115V116H118ZM123 115H126L125 117H123ZM131 115V116H130ZM146 115V116H145ZM150 115H151V117H150ZM201 115H198V117L200 116L201 117ZM223 115V114H222ZM13 116V117H12ZM20 116V117H19ZM50 116V117H49ZM56 116H58V117H56ZM69 116V118H71L70 120H69V118H67ZM96 117V119H95V117ZM119 121V124H118V121H116V119L114 120V117ZM118 116V117H117ZM128 116H129V118L130 119H128ZM149 116V117H148ZM164 117L163 119L162 118H160V117ZM189 116H190V118L192 119V122L193 123H191V119L189 118ZM230 116V115H229ZM232 116H234V115H232ZM232 116H230V117H232ZM4 117V118H3ZM23 117H24V120H23ZM28 117V118H27ZM47 117V118H46ZM59 117H61V118H59ZM76 117H78L77 118V120H76ZM85 117H87V118H85ZM93 117H94V121H93ZM107 117V118H106ZM127 117V119H125ZM133 117H135V118H133ZM143 117V118H142ZM175 117V118H174ZM177 117V118H176ZM182 117V118H181ZM186 117H188V119L186 118ZM198 117H196L197 119H198ZM199 117V118H200ZM9 118V119H8ZM42 118H43V121H42ZM50 118V119H49ZM57 118H58V120H57ZM75 118V119H74ZM85 118V119H84ZM99 118V119H98ZM100 118H104L103 120L102 119H100ZM111 118V119H110ZM125 120H124V119ZM138 118V119H139ZM149 118H150V120H149ZM179 118V119H178ZM206 117H204V119H205ZM15 119V120H14ZM48 119H49V122H48ZM63 121H62V120ZM72 119H73V121H72ZM89 121H88V120ZM90 119L94 122V123H92V121H90ZM110 119V120H109ZM121 119H123L124 120V122H126V125L128 126H126L125 124H124V122H123V120L121 121ZM161 119V120H160ZM166 119V120H165ZM171 119H173V122L171 121ZM174 119L176 120V122L174 121ZM181 119H183V121H184V119H186L185 120V122H183L182 124L183 125H185L186 126V128H185V126H183V125H181V123L179 122V121H181ZM202 119V118H201ZM203 119V120H204ZM27 120V121H26ZM54 120V121H53ZM84 120H85V122H84ZM105 120V121H104ZM112 120H114L113 121V123H112ZM129 120V121H128ZM133 120V121H132ZM159 120V121H158ZM168 120H170V121H168ZM189 121V123H187L188 121ZM203 120H202V122H203ZM6 121H7V123H6ZM41 121V122H40ZM46 121L48 122V123H46ZM50 121H53V122H51L50 123ZM95 121H96V123H95ZM102 122V124L101 123H99V122ZM116 121V122H115ZM167 121V122H166ZM46 124H48V125H46ZM59 122V123H58ZM65 122V123H64ZM69 122V123H68ZM86 122H89V123H86ZM92 124H91V123ZM104 122V123H103ZM108 122V123H107ZM120 122H121V124H120ZM130 122V123H129ZM131 122L133 123V125L131 124ZM165 122V123H164ZM175 122V123H174ZM177 122H178V125H177ZM202 122H201V124H202ZM6 125H4V124ZM9 123V124H8ZM16 123H18V124H16ZM44 123V124H43ZM54 123V124H53ZM60 123H61V125H60ZM68 123V124H67ZM76 123V124H75ZM81 123V124H80ZM98 123V124H97ZM111 123V124H110ZM115 123H116V125L117 126H119V127H117V126H115L114 127V125H115ZM122 123H123V126H122ZM128 123V124H127ZM163 123V124H162ZM174 123V124H173ZM262 123H264V121L262 122ZM8 124V125H7ZM12 124V125H11ZM13 124H15V125H13ZM21 124V125H20ZM38 124H39V126H38ZM50 124V125H49ZM59 126H58V125ZM85 124H87L88 125V128H86L87 127V125H85ZM89 124H91L92 125V127H90L91 125H89ZM107 124V125H106ZM130 124H131V126H130ZM171 124H173V125H171ZM176 124V125H175ZM194 124V125H193ZM20 125V126H19ZM55 125V126H54ZM64 125V126H63ZM77 127H76V126ZM79 125V126H78ZM80 125H83V126H81L80 127ZM98 125V126H97ZM103 127H102V126ZM109 125V126H108ZM113 125V126H112ZM121 125V126H120ZM157 125V126H156ZM163 125H164V127H163ZM166 125V126H165ZM188 125V126H187ZM190 125H192V126H190ZM17 126V127H16ZM51 126V127H50ZM54 128H53V127ZM95 126V127H94ZM149 126H151V128L149 127ZM154 126V127H153ZM158 126H159V128H162V129H159L158 128ZM171 126V127H170ZM179 126V127H178ZM26 127H27V129H26ZM46 127V128H45ZM81 128V130L80 131H77V129L78 128ZM82 127H83V129H82ZM85 127V128H84ZM89 127L91 128V129H89ZM108 127V128H107ZM122 127H123V129H125V128H131V129H125L124 131H120L122 134H124V138H123V135L119 132V130L120 129H122ZM167 127H168V133H167ZM175 127L177 128V130H178V128L179 129H181V130H185L186 129V131H188L187 132V134H188V136L187 137H189L190 136V133H192L191 134V138H192V140L191 139H189L188 138V140H187V137H186V135H181V139H179V137H178V139L177 140H180V141H182L183 143H181V144H177V142H176V144L174 145V141H171L172 139H169L168 137H169V133L171 132L170 130H172V132H173V130H175ZM184 127V128H183ZM201 127H202V125H201ZM17 128V129H16ZM40 128H42L41 130H40ZM50 128H52L50 131H48ZM73 128H77L76 130L75 129H73ZM93 128V129H92ZM110 128V129H109ZM133 128V129H132ZM155 128V129H154ZM173 128V129H172ZM2 129V130H1ZM12 129V130H11ZM18 129H22V130H18ZM44 129H46V130H44ZM48 129V130H47ZM57 129H59V132H58V130ZM86 129V130H85ZM94 129H96V130H94ZM98 129H100V130H98ZM103 129V130H102ZM104 129H106L107 131H108V133H107V131L105 130L104 131ZM115 131H114V130ZM119 129V130H118ZM146 129V130H145ZM151 129V130H150ZM170 129V130H169ZM4 130V131H3ZM39 130V131H38ZM57 130V131H56ZM61 130L63 131V132H61ZM79 130V129H78ZM89 130V131H88ZM93 132H92V131ZM109 130H110V132H111V134L113 133V137L111 136V135H108V134H110V132H109ZM154 130V131H153ZM156 130H157V134H155L156 133ZM160 130V131H159ZM165 130V131H164ZM204 132H203V131ZM12 131V132H11ZM14 131V132H13ZM54 131H56L55 133L57 134H54ZM81 131H82V133H83V135H82V133H81ZM112 131H114V132H112ZM126 131V132H125ZM127 131H130V133H134L133 135H131V134H129V132H127ZM133 131V132H132ZM140 131H143V132H140ZM145 131V132H144ZM147 131V132H146ZM162 131H163V133H162ZM192 131V132H191ZM50 132V133H49ZM79 132V133H78ZM85 132V133H84ZM99 132V133H98ZM104 132V133H103ZM124 132V133H123ZM139 132V133H138ZM165 132V133H164ZM211 132V131H210ZM210 132H208L209 134H210ZM5 133V134H4ZM26 133V134H25ZM41 133V134H40ZM69 135H68V134ZM76 133V134H75ZM89 133V134H88ZM117 133H119L118 134V136L117 137H119V138H122L123 140L121 141V139H119V138H117V139H119V140H117L116 139V137H115V135H117ZM127 133V134H126ZM138 133V134H137ZM140 133H141V136H140ZM150 133H151V135H150ZM154 135H157V136H154ZM196 133H198V134H196ZM207 133V132H206ZM14 134V135H13ZM39 134V135H38ZM63 134H67V135H63ZM79 134V135H78ZM88 134V135H87ZM146 135L145 137H144V135ZM194 134H195V136H194ZM224 134V132H222V134L220 135V136H222ZM18 135H20V137L18 136ZM22 135V136H21ZM43 135V136H42ZM48 135V136H47ZM51 137H50V136ZM61 135V136H60ZM78 135V136H77ZM86 135V136H85ZM131 137H135V135H136V139L134 138L133 140H132V138H131V141H133V142H131V141H129L130 140V136ZM198 135V136H197ZM46 136V137H45ZM66 136L68 137V139H69V142L67 141V138H66ZM74 136V137H73ZM92 136V137H91ZM108 136V137H107ZM140 136V137H139ZM149 136V137H148ZM154 136V138H152L151 139V137H153ZM164 136V137H163ZM185 136V137H184ZM193 136V137H192ZM38 137V138H37ZM45 137V138H44ZM48 137V138H47ZM52 137H54V138H52ZM62 140L63 139V142H64V144H63V142L59 139V138ZM64 137V138H63ZM72 138V140H71V138ZM86 137V138H85ZM101 137V138H100ZM110 137H112V139L113 138H115V139H113L114 141H112V139L110 138ZM128 137H129V140H128ZM138 137V138H137ZM141 137H143V138H145V141H144V139H142ZM146 137H148V138H146ZM157 137H159V138H157ZM3 138V139H2ZM5 138V139H4ZM8 140H7V139ZM14 138H15V140H14ZM28 138H29V140H28ZM36 139V142H35V139ZM43 138L46 140V141H44L43 140ZM47 138V139H46ZM51 138L52 139H54V140H51ZM56 138V139H55ZM58 138V139H57ZM82 138V139H81ZM88 138V139H87ZM99 138V139H98ZM104 138V139H103ZM107 138H108V140H107ZM140 138V139H139ZM150 138V139H149ZM164 138V139H163ZM217 138V139H216ZM23 139V140H22ZM24 139H26V140H24ZM51 141H50V140ZM64 139H66V140H64ZM81 139V141H79ZM111 139V140H110ZM126 141H125V140ZM148 139V140H147ZM186 139V140H185ZM28 140V141H27ZM31 140V141H30ZM40 140V141H39ZM42 140V141H41ZM84 140V141H83ZM86 140V141H85ZM91 140H92V142H91ZM99 141V143L97 142V141ZM101 140V141H100ZM105 141V142H103V141ZM110 140V141H109ZM138 140H140L139 142H138ZM141 140H143L144 142V144L143 143H141L142 141ZM153 140V141H152ZM155 140H157V141H155ZM160 140V141H159ZM164 140V141H163ZM167 140V141H166ZM185 140V141H184ZM191 140V141H190ZM208 140V139H207ZM244 140V142H242ZM2 141V142H1ZM7 141V142H6ZM8 141H9V144H8ZM27 141V142H26ZM49 141V142H48ZM73 142L75 145H76V147L77 148H75V146H74V144L72 143V144H70V142ZM94 141H96V142H94ZM117 141H119V142H117ZM127 141H129V142H127ZM136 141V142H135ZM148 142V144L150 143H152L151 145H148V144H146L147 142ZM150 141V142H149ZM165 142V143H163V144H161L162 142ZM245 141H248V144H247V142H245ZM21 142H23V143H21ZM29 142H30V144H29ZM32 142V143H31ZM45 142V143H44ZM48 142V143H47ZM52 142V143H51ZM55 142V143H54ZM69 144V145H67V143ZM83 142H85V144H87V146H89V148L90 147H92L91 148V152L90 153H87L86 154V152H87V150L86 149H88V147L86 148V146H84L83 144ZM95 144H94V143ZM102 142H103V144H102ZM110 142V143H109ZM116 142V143H115ZM124 142H126L132 149H134V151H133V159H135V161H134V164L136 165H134L133 163H130V164H128V165H122V166H119V168L117 167V168H115L116 167V164L117 163H119L120 161H123V159H125L124 158V156L126 157V156H128V154H127V152H128V150H130L131 148L129 147V149H128V145L126 144V145H124V146H122L121 144L122 143H124ZM139 144H142V145H138V143ZM161 142V143H160ZM179 142V141H178ZM185 142V143H184ZM191 144H190V143ZM12 143V144H11ZM26 143V144H25ZM50 144V147L49 146H45V145H43V144ZM60 143V144H59ZM108 143H109V145L112 147H110L109 145H108ZM133 143V144H132ZM155 143V144H154ZM246 143V144H245ZM6 144V145H5ZM11 144V145H10ZM42 144V145H41ZM58 144V145H57ZM81 144L83 145V147L85 148H83L82 146H81ZM90 144V145H89ZM92 144V145H91ZM100 144V145H99ZM115 144H116V146H115ZM125 144V143H124ZM135 144H137L136 146L137 147H133L132 145H135ZM145 144L146 145H148V146H146V148H145ZM159 144H161V145H159ZM245 144V145H244ZM4 145V146H3ZM19 145V146H18ZM23 145H25V148H23ZM26 145H27V147H26ZM30 145V146H29ZM35 145H37L36 147H35ZM52 145V146H51ZM81 146V148L79 149V147ZM164 145V146H163ZM178 145V146H177ZM179 145H181L180 147L182 148L181 150H180V148L178 149L177 147H179ZM191 145V146H190ZM193 145V146H192ZM2 146V147H1ZM16 146V147H15ZM38 146H40L39 148H38ZM42 146V147H41ZM43 146H45V148L43 147ZM53 146L55 147V148H53ZM57 146V147H56ZM96 146H97V148H96ZM102 146L104 147V149L102 148ZM108 146V147H107ZM114 146V147H113ZM189 148H188V147ZM5 147V149H1V148H4ZM9 147V148H8ZM18 147H20V149L18 148ZM30 147V148H29ZM49 147V148H48ZM52 147V148H51ZM61 147H63L62 149H61ZM99 147V148H98ZM105 147H107L106 148V150H105ZM126 147H127V149H126ZM140 149H139V148ZM147 147H149V149L147 148ZM155 147V148H154ZM168 148L167 150L168 151H170V152H168L167 150H166V148ZM175 147V149H177V150H174L173 148ZM11 148H12V150H11ZM35 148V149H34ZM41 148V149H40ZM51 148V149H50ZM56 148H58V149H56ZM75 148V149H74ZM108 148H110V149H112V150H110V149H108ZM116 148V149H115ZM138 148V149H137ZM143 148H145V149H143ZM151 148V149H150ZM157 148V149H156ZM163 148H164V150H163ZM171 148H172V150H171ZM242 148V149H241ZM10 149V150H9ZM29 149V150H28ZM37 149V150H36ZM81 149H82V151H81ZM96 149V150H95ZM99 149V150H98ZM118 149V150H117ZM150 150V151H146V150ZM159 149H161V150H159ZM192 149H195V150H193L192 151ZM197 149V150H196ZM212 149H213V152H212ZM2 150V151H1ZM23 150V151H22ZM39 150V151H38ZM46 150V152H45V154H44V151ZM48 150V151H47ZM67 150H69V152L67 151ZM74 150V151H73ZM82 152H80V151ZM83 150H85V151H83ZM102 150V151H101ZM108 150V154H106L105 152ZM113 150H114V152H115V150L117 151V152H115L114 154H113ZM123 150V151H122ZM152 150V151H151ZM192 152H191V151ZM215 150H221L220 152L218 151V153L219 154H217L216 153V151ZM31 151H33V153L35 154V156H33V153L31 152ZM57 151V152H56ZM59 151V152H58ZM64 151V152H63ZM76 151H79L78 153L80 154V155H76V154H78ZM100 151V152H99ZM111 151V152H110ZM157 151H159V153L157 152ZM161 151V152H160ZM4 152V153H3ZM6 152H7V154H6ZM28 152V153H27ZM55 152V153H54ZM76 152V153H75ZM85 152V153H84ZM98 152V153H97ZM102 152V153H101ZM104 152V153H103ZM139 152H141V153H139ZM143 152H144V154H143ZM145 152H146V155H145ZM152 152V153H151ZM176 152V153H175ZM178 152V153H177ZM188 152H190V153H187ZM194 152V153H193ZM12 153V154H11ZM14 153V154H13ZM23 153V154H22ZM49 153V154H48ZM59 153V154H58ZM74 154L73 156H72V154ZM100 153V155H98ZM125 153V154H124ZM136 155H135V154ZM173 153H175L176 154V156H175V154H173ZM225 153V154H224ZM26 154V155H25ZM40 154V155H39ZM51 154H53L52 156H50ZM58 154V155H57ZM64 154V155H63ZM87 155V158H85L86 157V155ZM107 156H106V155ZM121 154V155H120ZM140 154V156L142 157V162L140 161V160H138V159H140L141 157H139L138 155ZM143 154V155H142ZM155 154V155H154ZM159 154H160V157H159ZM163 154V156H161ZM167 154V155H166ZM183 154V155H182ZM194 154V155H193ZM218 156H217V155ZM220 154H223V156H224V158H227V159H223V156H222V158H221V155ZM13 155V156H12ZM18 155V156H17ZM23 155V157H21ZM29 155H31V157L29 156ZM37 155V156H36ZM42 155V156H41ZM43 155H44V157H43ZM48 155H49V157H48ZM60 155V156H59ZM67 155V156H66ZM76 155V156H75ZM83 155H85V157L83 156ZM89 155V156H88ZM95 155H96V157H95ZM103 155L104 156H106L105 158H107V159H104V161H102V164H101V159L100 158H102L103 159ZM164 155H165V157H164ZM169 155V156H168ZM172 155V156H171ZM181 155V156H180ZM185 155V156H184ZM195 155H196V157H195ZM201 155V156H200ZM213 155V156H214ZM2 156H4V158L2 157ZM16 156V157H15ZM46 156V157H45ZM56 156V157H55ZM93 156V157H92ZM98 156H99V158H98ZM111 156L113 157V158H111ZM115 156H116V158H115ZM120 156V157H119ZM122 156V157H121ZM146 156V157H145ZM180 156V157H179ZM220 156V157H219ZM40 157V158H39ZM52 157V158H51ZM57 157H59V158H57ZM69 157V158H68ZM94 157H95V159L96 160H100V161H96L95 159H94ZM118 157V158H117ZM138 157V158H137ZM155 157V158H154ZM163 159H165V160H163ZM170 157V158H169ZM185 157H187L186 159H185ZM189 157V158H188ZM200 157H201V159H200ZM202 157H204V158H206L207 160H205L204 158V161H203V159H202ZM27 158V159H26ZM39 158V159H38ZM50 158V159H49ZM65 158H67V159H65ZM72 158V159H71ZM81 158V159H80ZM98 158V159H97ZM122 160H121V159ZM150 159V160H147V159ZM183 159V160H185V163H184V161L181 163V159ZM200 159L201 160V162L200 161H197V162H200V164H198V165H200V167H201V163L205 166L206 164H209V165H207V167H212L213 169L215 168L216 169V171L214 170V172H213V169H210V171H211V173L209 172V168L208 169H205V168H207L206 166L204 167V166H202V169H205V170H203V171H201V173L199 172H193V169H191V168H194L195 169V166L193 165L194 163H193V161L194 160H196V159ZM210 158V159H209ZM216 158H218V159H216ZM13 159V160H12ZM14 159H15V161H14ZM17 159H19V160H17ZM36 159H37V161H36ZM62 159H64V160H66V161H64V160H62ZM109 159V160H108ZM116 159H118V160H116ZM146 159V161H144V160ZM159 159V160H158ZM179 159V160H178ZM194 159V160H193ZM212 159V160H211ZM219 159H222V160H220V162H219ZM9 160H11V161H13L12 163L9 161ZM35 160V161H34ZM43 160L45 161V162H43ZM51 160V161H50ZM52 160H54L53 161V163H52ZM80 160V161H79ZM108 162H107V161ZM115 160L117 161V163L115 162ZM138 160V161H137ZM163 160V161H162ZM177 160V161H176ZM188 162H187V161ZM209 160H210V162H209ZM225 162H224V161ZM2 161V162H1ZM5 161V162H4ZM18 163H17V162ZM22 162V164L20 163V162ZM28 161H29V163H28ZM34 162V163H32V162ZM38 161H39V166H38V164H36V162L38 163ZM40 161H42V162H40ZM61 161V162H60ZM63 161V162H62ZM87 163H86V162ZM91 161V162H90ZM112 161V162H111ZM114 161V162H113ZM137 161V162H136ZM140 161V162H139ZM154 161V162H153ZM160 161V162H159ZM163 163H162V162ZM165 161V162H164ZM191 161V162H190ZM207 161V162H206ZM136 162V163H135ZM147 162V163H146ZM149 162V163H148ZM152 162V163H151ZM172 164H171V163ZM205 162H206V164H205ZM222 162V163H221ZM224 162V163H223ZM19 164V165H17V164ZM41 163H43V164H41ZM48 163V164H47ZM66 163V164H65ZM68 163H70L71 165H69ZM93 163V164H92ZM104 163V164H103ZM112 165H111V164ZM116 163V164H115ZM140 163H141V165L143 164L144 165V167H143V165L141 166L140 165ZM146 163V164H145ZM160 163H161V165H160ZM168 163V164H167ZM180 163V164H179ZM184 163V164H183ZM193 163V164H192ZM221 163V164H220ZM228 163V162H227ZM26 164V165H25ZM51 164V165H50ZM64 166H63V165ZM97 164V165H96ZM131 164H133V165H131ZM169 164H170V166H169ZM183 166H182V165ZM189 164V166L187 167V168H189L188 169V173L190 174H188V173H185V172H187V168H186V166ZM192 164V165H191ZM8 165H11V166H8ZM22 165V166H21ZM37 165V166H36ZM79 165V166H78ZM89 165V167L87 168V166ZM106 165V166H105ZM113 165H115L114 167H113ZM145 165H146V167H145ZM148 165H150V166H148ZM155 165V166H154ZM157 165V166H156ZM165 165H166V169H165ZM176 165H178L177 167H176ZM218 165V166H217ZM220 165V166H219ZM229 165V164H228ZM12 166H15V167H13L12 168ZM24 166V167H23ZM28 168H27V167ZM43 166V167H42ZM57 166V167H56ZM84 166V167H83ZM93 166V167H92ZM127 166H129V168L127 167ZM132 166H134L135 168H133ZM154 166V167H153ZM168 166V167H167ZM180 166V167H179ZM185 166V167H184ZM192 166V167H191ZM221 166H223V167H221ZM224 166H225V168H224ZM11 167V168H10ZM20 167H23L22 168V170H20V171H18V169H20ZM26 167V168H25ZM42 167V169H38V168H41ZM54 167V168H53ZM59 167V168H58ZM99 167V168H98ZM100 167H102L101 169H100ZM104 167V168H103ZM109 167H110V169H109ZM112 167H113V169H112ZM125 167H127V168H125ZM130 167H132V169H130ZM137 167L138 168H141L142 169V171L140 172V170L139 169H137ZM143 167V168H142ZM155 167H157V168H155ZM172 167V168H171ZM217 167V168H216ZM221 167V171H220V168ZM230 165L227 167V168H229V169H227V171L226 172H228V170H230ZM61 168V169H60ZM76 168V169H75ZM81 168V169H80ZM83 168V169H82ZM90 168H91V171H90ZM94 168V169H93ZM106 168V169H105ZM114 168H115V170H114ZM121 168H123V169H121ZM150 168V169H149ZM155 168V169H154ZM223 168V169H222ZM5 169V170H4ZM35 169V170H34ZM37 169V170H36ZM89 169V170H88ZM98 169V170H97ZM103 169V170H102ZM105 169V170H104ZM107 169L109 170V171H107ZM112 169V170H111ZM119 169H120V171L121 172H119ZM125 169H127V171L125 170ZM133 169L135 170V171H133ZM136 169L138 170V171H136ZM148 169V170H147ZM169 169V170H168ZM174 169H175V171H174ZM219 169V170H218ZM224 169H225V171H224ZM7 170V171H6ZM39 170V171H38ZM45 172H44V171ZM72 170V171H71ZM75 170V171H74ZM100 170V171H99ZM113 170H114V172H113ZM145 170H147V171H145ZM155 170V171H154ZM162 172H161V171ZM182 170H184L183 172L185 173L184 175H185V178L183 177V175H182V177H181V173H182ZM191 170H192V172H191ZM5 171V172H4ZM11 171H12V173H11ZM23 171H24V173H23ZM26 171H27V173H26ZM35 171V172H34ZM41 171H43V172H41ZM63 171V172H62ZM112 171V172H111ZM118 171V172H117ZM123 171H125V173H127V174H124V172ZM148 171H150V173L148 172ZM169 171H171V172H169ZM177 171V172H176ZM8 172V173H7ZM16 172H18V173H16ZM34 172L35 174L37 173V172H39V173H37L36 175L33 173ZM80 174H78V173ZM81 172V173H80ZM88 172H89V175H88ZM100 172V173H99ZM117 174H116V173ZM134 172H137L138 173V177H140V174L139 173H141V177H143V175H145V177H147V179H145L144 177L143 178H138L137 177V174L135 175L134 174ZM143 172V173H142ZM145 172V173H144ZM148 172V173H147ZM155 172V173H154ZM169 172V173H168ZM219 172V173H218ZM230 172V171H229ZM14 173V174H13ZM30 173V174H29ZM43 173V174H42ZM46 173V174H45ZM71 173H73V174H71ZM90 173H92L91 174V177H90ZM96 173V174H95ZM99 173V174H98ZM104 173V174H103ZM107 173H109V174H107ZM115 173V175H113ZM173 173V174H172ZM192 173V174H191ZM197 173V174H196ZM215 173V174H214ZM218 173V174H217ZM220 173H222L223 174V178H222V174H220ZM3 174L5 175V177H4V179H3ZM14 175V177H13V175ZM41 174V175H40ZM51 174V175H50ZM55 174H61V177H60V175H55ZM82 174H85V175H82ZM106 174V175H105ZM110 174L112 175V177H113V179H112V182H111V179H109V177H110ZM120 174V175H119ZM143 174V175H142ZM147 174V175H146ZM150 174V175H149ZM159 174V177L157 178L156 177V175H158ZM183 174V173H182ZM196 174L197 175V177H194V175ZM199 174V175H198ZM203 174V175H202ZM224 174H225V177H227V178H225L224 177ZM7 175H8V177L11 179H9L8 177H7ZM20 175H21V177H20ZM33 175H34V177H33ZM42 175H43V177H42ZM45 175H46V177H45ZM47 175H48V177H47ZM70 175H71V177H70ZM77 175H79V177H77ZM94 175H95V177H94ZM96 175H97V177H96ZM130 175H132V178H131V180L133 179V182L131 183V186H130V188H129V186H126V185H130L129 183H130ZM134 175H135V177H134ZM160 175H161V177H160ZM171 175H172V177H171ZM179 175H180V177L183 179V181L182 180H180L181 178L179 177ZM186 175H188V177H186ZM23 177V178H22ZM32 179H31V178ZM41 177V178H40ZM50 177V178H49ZM81 177H83V179H85L84 180V182H82L83 180H82V178ZM90 178L89 180H88V178ZM98 177L100 178V180L98 179ZM108 177V178H107ZM121 177V178H120ZM138 179H137V178ZM150 177V181H149V178ZM164 177L167 179V180H164ZM170 179H169V178ZM175 177V178H174ZM193 177V178H192ZM36 178V179H35ZM56 178V179H55ZM69 178H71V179H69ZM78 178H80V180H78ZM107 178V179H106ZM122 178H124V179H122ZM128 178V179H127ZM134 178H136V179H134ZM153 178H155L154 180H153ZM171 178H172V180H171ZM189 178V179H188ZM198 178L199 179H201V180H199L198 181ZM251 178H253V181H251L252 179ZM9 179V180H8ZM16 179V180H15ZM19 179L22 181H19ZM25 179V180H24ZM28 179H30L29 181H28ZM38 179V180H37ZM73 179H75V180H73ZM77 179V180H76ZM93 179V180H92ZM103 179H104V181H103ZM144 179V180H143ZM173 179H175V180H178V181H174ZM184 179H185V183H184ZM195 179V180H194ZM240 179V180H239ZM7 180V181H6ZM15 180V181H14ZM43 180V181H42ZM55 180V181H54ZM58 180V181H57ZM65 180V181H64ZM71 180H72V182H71ZM98 180V182H96ZM117 180V181H116ZM121 182H120V181ZM123 180V181H122ZM136 180V181H135ZM141 180H143V182L141 181ZM146 180H148V182L149 183H147V181ZM171 180V183L169 182ZM187 180V181H186ZM225 180V181H224ZM228 180V181H227ZM236 180V181H235ZM242 180V181H241ZM28 181V182H27ZM36 181H37V183H36ZM47 181H48V183H47ZM57 181V182H56ZM60 181V183H58ZM75 183H74V182ZM81 181V182H80ZM92 181V182H91ZM95 181V182H94ZM100 181V182H99ZM106 181H109V182H106ZM116 181V182H115ZM137 181H141V187L139 186V185H137V183L139 184V182H137ZM158 182V184H159V182H160V186L157 184V183H152V182ZM170 183V185H169V183ZM172 181H174V183L172 182ZM182 181V182H181ZM202 181H203V183H202ZM227 181V182H226ZM10 182V183H9ZM29 182H30V184H29ZM39 182V183H38ZM50 182V183H49ZM56 182V183H55ZM79 182V183H78ZM94 184V186L93 185H91L92 187H96L95 185H97V187L95 188L96 189V191L98 192H95V189H93L92 187H90V188H92V189H90L88 186H90V184ZM106 184H105V183ZM112 183V184H110V186L112 185V187H113V189H112V187H110V186H108L109 184L108 183ZM116 183V184H114V183ZM135 182H136V184H135ZM167 183V185H166V183ZM179 182V183H178ZM186 182H188L189 183V185L186 183ZM194 182V183H193ZM197 182V183H196ZM199 182V183H198ZM205 182V183H204ZM5 183H7L6 185H5ZM14 183V184H13ZM42 183H44L45 184V186H44V184H42ZM65 183V184H64ZM67 183H68V185H67ZM81 183H84V184H82L83 186H85V184H87L84 188L82 187V185H81ZM120 183V184H119ZM134 183V184H133ZM142 183H143V187H142ZM145 183H146V187H145ZM172 183H173V185H175L174 187H176L175 189H174V187H173V185H172ZM177 185H176V184ZM190 183H191V186H190ZM201 183V184H200ZM4 184V185H3ZM12 184V185H11ZM24 184H26V186L23 185ZM35 184V185H34ZM39 186V187H42V186H44V187H42V188H35L37 185ZM40 184V185H39ZM42 184V185H41ZM53 184H56V185H60L61 186V184H62V186L60 187L59 185V187L58 186H56V189H55V186H53ZM105 184V185H104ZM122 184H126V185H122ZM133 184V185H132ZM149 184V185H148ZM153 184V185H152ZM180 184V185H179ZM192 184H193V186L194 185H196V186H192ZM3 185V186H2ZM9 185H11V186H9ZM66 185V186H65ZM71 185V186H70ZM75 185V186H74ZM79 187H78V186ZM101 185H103V186H101ZM117 185H121L120 187H122V186H124V187H126V188H119V186H118V190H117ZM152 185V186H151ZM172 185V186H171ZM186 185H188V186H186ZM197 185H200V186H197ZM202 185H204V186H202ZM33 186V187H32ZM35 186V187H34ZM51 186H53V187H51ZM133 186H135V188L136 187H138L139 186V188H137V189H140V188H142V189H140V190H137V189H135ZM148 186H150V189L148 188ZM156 186V187H155ZM160 188H159V187ZM169 186H171V188H169V190L167 191V189H168V187ZM16 187V188H15ZM65 187H66V190H67V192L65 191ZM68 187V188H67ZM71 187V188H70ZM74 187V188H73ZM81 187V188H80ZM110 187V188H109ZM157 188L156 189V191H155V189H151V188ZM184 187V188H183ZM185 187H187L186 189H185ZM189 187V188H188ZM192 187L195 189V191H196V189H198L197 191L198 192H200L199 194H198V192H196L195 193V191L194 190H192ZM196 187H198V188H196ZM199 187H201L200 189H199ZM206 187V186H205ZM2 188H4V189H2ZM7 188H10V190L9 189H7ZM18 188V189H17ZM25 188V189H24ZM51 188H54L53 190L51 189ZM87 188H89V190L90 191H88V189ZM104 188V189H103ZM127 188H129V189H132V188H134L135 190H137V191H134V190H127ZM144 188V189H143ZM147 188V189H146ZM167 188V189H166ZM178 188H182L181 190L180 189H178ZM238 188V189H237ZM2 189V190H1ZM16 189V190H15ZM21 189H23L24 191H26L25 193H23L24 191L23 190H21ZM30 189V190H29ZM39 189V190H38ZM42 189V190H41ZM44 189V190H43ZM57 189H59V190H57ZM61 189V190H60ZM63 189H64V191H63ZM86 189V190H85ZM98 189H100V190H98ZM114 189H116V192H118V191H121L122 189H124L123 191H121L122 193L120 194V192H118L117 194L118 195H120L119 197H118V195H115V194H111V196L114 198V199H112V197L111 196H109L110 195V193H112V191L114 192ZM149 189V190H148ZM159 189V191H157ZM168 192V196H170L171 197V199H170V197L169 198H167L168 196L166 195V197H165V194L167 193V192H165L164 193V191L165 190ZM192 190V191H188V190ZM6 190V191H5ZM11 190H13V191H11ZM28 190V191H27ZM38 190V191H37ZM71 190V191H70ZM83 190H85V191H87L86 193H85V191H83ZM94 191L96 194H97V196L95 195V193L94 192H92V191ZM108 190V191H107ZM144 190L146 191V192H144ZM150 190H152V192L155 194H153ZM171 190L172 191H175V192H172V195H174L176 192H177V190L179 191L180 190V192H181V194L179 195L178 193H176L177 194V196H178V198H177V196L176 195H174V197L173 196H171ZM186 190V191H185ZM201 190V191H200ZM2 191H4V192H2ZM10 191V193H8ZM20 191V192H19ZM49 191V192H48ZM55 191V192H54ZM69 191V192H68ZM76 191H78V192H76ZM127 191V192H126ZM130 191V192H129ZM134 191V192H133ZM142 192V195L144 196L143 198H139V197H142V196H140L141 194H138V193H140V192ZM147 191L149 192V193H147ZM188 191V192H187ZM202 191H206L205 193L203 192L202 193ZM239 191V192H238ZM240 191H242V192H240ZM16 192H18V193H16ZM30 192V193H29ZM32 192V193H31ZM34 192V193H33ZM35 192H36V194H35ZM58 192V193H57ZM63 192V193H62ZM71 192H73L72 194H71ZM90 192V193H89ZM92 192V193H91ZM100 192V193H99ZM107 193V194H105V193ZM115 192V193H116ZM125 194H124V193ZM129 192V196L130 197H135L134 199L133 198H130L129 200H128V198L129 197H127L128 195H126L127 193ZM144 192V193H143ZM151 192V193H150ZM183 192H185V194L183 193ZM190 192H191V196H190ZM193 192V193H192ZM2 193H3V195H2ZM11 193H13V195H11ZM16 193V194H15ZM56 193V194H55ZM65 193V194H64ZM70 195H69V194ZM77 193H78V195H77ZM81 193V194H80ZM83 193V194H82ZM134 193H135V195H136V193H137V195L135 196L134 195ZM148 195H147V194ZM160 193V194H159ZM162 193H164V194H162ZM189 193V194H188ZM244 195H243V194ZM33 194V195H32ZM55 196H54V195ZM58 194H60V197L59 196H57ZM63 194V195H62ZM89 195V197L91 198V199H89V197L87 198V196ZM101 194V195H100ZM104 194V195H103ZM124 194V195H123ZM133 195V196H131V195ZM151 194H153V196L151 195ZM182 194H184V195H182ZM194 194H195V196L197 195V197L195 198L194 197ZM205 194H207V195H204ZM2 195V196H1ZM22 196V197H20V196ZM32 195V196H31ZM71 195H73V196H71ZM85 195V196H84ZM94 197H93V196ZM99 195V196H98ZM106 195H108V197L106 196ZM185 195H186V198H185V201L183 200L184 199V197H185ZM201 195H203V196H201ZM243 195V196H242ZM25 196H27V197H25ZM50 196H52V197H50ZM61 196H63L62 198H61ZM71 196V197H70ZM75 196V197H74ZM78 196V197H77ZM80 196V197H79ZM114 196H116L117 198H121L120 200L118 199V201H117V199H116V197H114ZM122 196H126L127 198H125V199H123V197ZM137 196H139L138 198H139V200H137L138 198H136ZM147 196H152V198L155 200H152V201H149L150 200V198L149 199H147V198H145V197H147ZM154 196H157V197H155L154 198ZM183 197L182 199H180L181 197ZM188 196H190V197H188ZM194 198H193V197ZM199 196H200V198H199ZM206 196H210L209 197V200L211 199V201H207L206 199L208 198H206ZM13 197V198H12ZM30 197H31V200H30ZM42 197V198H41ZM50 197V198H49ZM56 199H55V198ZM66 197V198H65ZM111 197V198H110ZM162 197H163V199H162ZM188 197V198H187ZM214 197V198H215ZM5 198H8L7 200L5 199ZM21 198V199H20ZM44 198V199H43ZM47 198V199H46ZM73 198H75V199H73ZM79 198V199H78ZM84 199V201H83V199ZM104 199L102 202L103 203H105L106 201V203H107V207L106 206H103V207H106L105 209L102 207V205H98V207L100 208V206H101V208H102V210H101V208L100 209H98L97 207V209L95 208V207H93V205H94V203H96V201H97V203L99 202L100 204L102 203L101 202V200L102 199ZM151 198V199H152ZM165 198L167 199V200H165ZM173 198H175V199H173ZM190 198V199H189ZM197 198H199V199H197ZM203 198H206L205 200L206 201H203L204 199ZM219 198V199H218ZM233 198V199H232ZM243 198H246V199H244L243 200ZM11 199H12V201H11ZM34 199V200H33ZM51 199V200H50ZM54 199V200H53ZM60 199V200H59ZM87 199V200H86ZM96 201H95V200ZM112 200V203L113 204H115L114 206L115 207H113V208H117L118 206H120L121 205V203L123 204V202H124V205H121V206H123L122 208H126V206L128 207V208H126V209H124V213L127 215L128 213H127V211H132L133 209V211H132V213H130L129 212V214H128V216L126 217V215L123 213V215L122 216H120L121 214H122V209H121V214H120V208H121V206H120V208L118 207V209H119V211L118 210H115L114 209V212H112V213H110V214H112L113 215V213H114V215L116 214V212L118 211V213L120 214V215H115V216H119V217H115L114 216V218L112 217V221L111 220H109V219H107V218H109L110 216H112V215H109V212H110V210H108V209H111L112 207V205L113 204H111V200ZM115 199H116V201L117 202H115ZM126 199L128 200V201H126ZM141 199V200H140ZM143 199V200H142ZM162 201H164L165 203H163V201L161 202L160 200ZM168 199H170V203L172 202V201H175L176 199H177V201L173 204V203H169V201H168ZM179 199H180V201H181V203L179 202ZM188 199V200H187ZM191 199H193L195 202H194V204H193V201L191 200ZM196 199H197V201L198 202H203V203H198L197 201H196ZM202 199V201H200ZM232 199V200H231ZM242 199V200H241ZM9 200V201H8ZM15 200V201H14ZM18 200V201H17ZM30 200V201H29ZM37 200H39V201H37ZM41 200H44V201H41ZM80 200V201H79ZM91 200V202H89ZM94 200V201H93ZM108 200H110L109 201V203H108ZM130 200L135 204H133V203H131V204H133L132 206L133 207H136V204L137 203H139V204H137V207L136 208H133V207H131V205H130ZM138 202H137V201ZM158 200H159V203H160V205H159V203H158ZM234 200V201H233ZM21 201V202H20ZM35 201V202H34ZM86 201V202H85ZM114 201V202H113ZM121 201V202H120ZM147 201V202H146ZM168 201V202H167ZM189 202V204L191 205L190 207H187L186 205H187V202ZM240 201V202H239ZM13 202V203H12ZM63 202V203H62ZM78 204H76V203ZM80 202V203H79ZM83 202H85V204H82ZM120 202V203H119ZM128 202V203H127ZM150 202H152V203H156V207L158 208H156V207H154L155 205L154 204H151ZM167 202V203H166ZM183 202H185V203H183ZM11 203V204H10ZM28 203H30V204H28ZM35 203V204H34ZM47 203V204H46ZM69 203H70V205H69ZM88 203V204H87ZM93 203V204H92ZM102 203V204H103ZM105 203V204H106ZM117 203H119V204H117ZM126 203H127V205H126ZM163 203V205H164V207H163V205H162V209H160L161 208V204ZM177 203H178V205L179 204H181V205H179V209H178V205H177ZM196 203H197V205H201L202 204V206L200 207V206H196ZM204 203H205V205L207 206V207H204L205 205H204ZM214 203H216V199H215V201H214ZM220 203V202H219ZM34 204V205H33ZM38 204V205H37ZM43 206V208H41V205ZM57 204V205H56ZM61 206H60V205ZM65 204V205H64ZM74 204V205H73ZM90 204H92V205H90ZM104 204V205H105ZM109 204V205H108ZM129 204V205H128ZM141 204V205H140ZM143 204V205H142ZM158 204V205H157ZM165 204L167 205L166 207H165ZM170 204V205H169ZM175 205V206H173V205ZM44 205H45V208H44ZM47 205V206H46ZM51 205V206H50ZM62 205H63V207H62ZM73 205V206H72ZM80 205V206H79ZM81 205H86L87 207H83V206H81ZM117 205V206H116ZM149 205V206H148ZM152 205V206H151ZM172 205V206H171ZM183 205V206H182ZM194 205V206H193ZM214 205V204H213ZM233 205L235 206V207H237V208H233ZM242 205V206H241ZM2 206V207H1ZM8 206V207H7ZM40 208H39V207ZM71 206V207H70ZM77 206L78 207H80V208H82L81 209V211H78L80 208H77ZM89 206V207H88ZM109 206V207H108ZM142 206V208H140ZM182 206V207H181ZM189 206V205H188ZM240 206V207H239ZM5 207H7V208H5ZM48 207V208H47ZM76 207V208H75ZM147 207V208H146ZM150 207H152V208H150ZM168 207H170L169 208V212H171L172 214H173V212H176L177 213V211L179 212V214H181V212L183 213L182 215H185V217L187 216V214H189V213H187V212H191V210L193 209L194 211L193 212H191L190 214L191 215H189V216H187V217H189V218H184L183 219V216L182 215H178V213L176 214V213H174L173 214V216H171L172 214H169V212H168ZM172 207V208H171ZM174 207L177 209V210H175L174 209ZM183 207H184V209L186 210H189L190 208V210L189 211H185L184 209H183ZM187 207V208H186ZM193 207V208H192ZM16 208V209H15ZM20 208V209H19ZM76 209L75 210V212H74V210L73 209ZM113 208L111 209V210H113ZM166 208V209H165ZM182 208V209H181ZM189 208V209H188ZM198 208H201V210L199 211L198 210ZM206 208H208L209 210H211V211H209V210H207ZM53 209V212H51V214L50 213H48V212H50L51 210ZM65 209V210H64ZM97 210L96 212L97 213H99V212H101V214H100V218H101V220L102 221H104V223L103 222H99V220H100V218H99V215L96 213V215H98V216H95V212L93 213V212H91L92 210ZM129 209H132V210H129ZM143 209H144V211H143ZM150 209V210H149ZM157 211H156V210ZM171 209V210H170ZM172 209L173 210H175V211H172ZM181 209V212L179 211ZM197 210V213H196V210ZM205 209L207 210V211H209L208 213L210 214H208L206 211H205ZM101 210V211H100ZM104 210H105V213H106V215H108V216H104L105 214H103V212H104ZM107 210H108V212H107ZM139 210V211H138ZM146 210V211H145ZM159 210H161V211H159ZM165 211V212H167V213H162L163 211ZM203 210V211H202ZM220 210H224V209H220ZM219 210V211H220ZM90 212V213H88V212ZM99 211V212H98ZM126 211V212H125ZM149 211V212H148ZM153 211H156V212H153ZM159 211V212H158ZM219 211L217 212V213H219ZM9 212V213H8ZM17 215H15L14 213ZM38 212V213H37ZM57 212H59V213H57ZM142 212V213H141ZM144 212H148L147 214H148V216H147V214L146 215H144ZM186 212V213H185ZM199 212H202V213H199ZM207 214V216L206 215H204L205 213ZM220 212H223V211H220ZM225 212V211H224ZM4 213V214H3ZM11 213V214H10ZM34 213V214H33ZM40 213V214H39ZM43 213V214H42ZM81 213V214H80ZM108 213V214H107ZM133 213L135 214V213H138L139 215H143V217H141V216H139V215H137L136 214V216H134V217H132L133 216ZM156 213H158L157 215H156ZM164 215V216H166L167 217V219L170 221V219H172V218H177V219H173V221L174 220H178V221H175L174 223L172 222V220L169 222L164 216H162V214ZM193 213L195 214H197V215H199V216H197L196 214V216L195 215H193ZM204 213V214H203ZM13 214V215H12ZM59 214H61V215H59ZM89 214V215H88ZM90 214H92V217L90 216ZM93 214H94V216L97 218L98 217V219H95V217L93 216ZM131 214V215H130ZM153 214V215H152ZM155 214V215H154ZM166 214H168L169 216H167ZM175 214H176V216H175ZM201 214V215H200ZM46 215V216H45ZM49 215V217H47ZM56 217H55V216ZM64 215V216H63ZM77 215V216H76ZM80 215V216H79ZM81 215H83L82 217H81ZM86 215V216H85ZM88 215V216H87ZM129 215H130V218H132V219H130L129 218ZM149 215H150V217H154V220L152 219V218H150V219H152V220H146V216H147V219H148V217H149ZM152 215V216H151ZM158 215H160V216H158ZM37 216V217H36ZM53 216V217H52ZM77 218H76V217ZM89 216H90V218H89ZM104 216V217H103ZM123 216H124V218H123ZM157 216V217H156ZM162 216V217H161ZM191 216L193 217H195V218H199L200 216H201V219L199 218H197V220H198V222H199V220H200V223L202 222V228L205 230L204 232L205 233H211L212 232V229H210V225H212L211 226V228L212 227H214V226H216V227H214L213 228V233H214V231L216 232L217 230H218V233L220 234V236L221 235H223V236H221V239L219 238L220 236H218L217 237V235H219L217 232H216V235H215V233L213 234V233H211V234H205V233H201L202 234V236L201 237H203L204 236V234H205V237H207L208 239H205V237L204 238H202L201 239V237L200 236H198L200 239L199 240H203V242L201 243L199 240H198V237H196L197 238V240L195 241V243H199L200 245L201 244H203L204 246L206 245L207 247H203L202 245V247L201 246H199V244L197 245V246H195L194 245V242H191L189 239V243H188V241H187V239H184V237L186 238V234L184 235V233H185V231H186V229H187V232H189V228H191L190 226H191V220H189L190 222H188V221H186V220H188V219H191ZM205 218H204V217ZM208 216H210V218L208 217ZM212 216H213V221H212ZM222 216V217H221ZM2 217V218H1ZM7 217V218H6ZM44 219H42V218ZM47 219H46V218ZM87 217V218H86ZM120 217H122L123 218V221L120 219V221H119V219L118 218H120ZM126 217V218H125ZM138 217H141L142 219L139 221L138 219H140V218H138ZM158 218V219H156V218ZM171 217V218H170ZM181 219V221H179V218ZM193 217V218H194ZM207 217H208V220L210 219L211 220V223L212 224H210V220L208 221V220H206L207 219ZM16 218V219H15ZM56 218V219H55ZM93 218V219H92ZM105 218L108 220V221H111L112 223H113V227H112V224H111V222H105ZM116 218V220H114ZM131 220H129V219ZM133 218L134 219H136L137 218V220L138 221H136V222H134L135 220H133ZM165 219V221L167 222V224H165L166 222L163 220V219ZM170 218V219H169ZM227 218H228V221H227ZM33 219V220H32ZM39 219V220H38ZM49 219V220H48ZM61 219V220H60ZM79 219H83L84 221H81V220H79ZM86 219H88V220H86ZM90 219V220H89ZM95 219V220H94ZM104 219V220H103ZM128 219V220H127ZM163 221H162V220ZM205 220L207 223H206V225L203 223V220ZM3 220V221H2ZM17 220V221H16ZM26 220V221H25ZM41 220V221H40ZM46 220V221H45ZM72 220H73V222H72ZM92 220V221H91ZM98 220V221H97ZM106 220V221H107ZM127 222H126V221ZM142 220H144V221H142ZM155 220L157 221V220H160V222L162 221V224L164 225L165 224V226L167 225L168 226V224H169V228H171V229H169L167 226L166 227H162L163 229H160V227L159 228H157L156 226H157V224H159V223H155ZM185 220V221H184ZM233 220V221H232ZM2 221V222H1ZM25 221V222H24ZM37 221H40V223L39 222H37ZM43 221V222H42ZM50 221V222H49ZM51 221H53V222H51ZM63 222V223H61V222ZM68 221V222H67ZM71 221V222H70ZM81 221V222H80ZM97 221V222H96ZM118 221V222H117ZM133 221V223L134 224H132L133 226L134 225H136V227H137V229L139 230V232L141 233L142 231V233L141 234H139V235H137L136 233L138 232V231H136L137 229H135V231L134 232H132L131 230H130V225H131V222ZM146 221H149V222H147L148 224V227H147V225L145 224V222ZM184 221V222H183ZM239 221H241L242 223H239ZM11 222H14V223H11ZM39 223V224H37V223ZM56 222H58V223H56ZM65 222V223H64ZM67 222V223H66ZM78 222V223H77ZM84 224H83V223ZM94 222H96L95 224L96 225H94ZM115 222V223H114ZM121 222H125L124 224L125 225H128L127 227L126 226H124V224H121ZM138 222H144L143 224H140V223H138ZM151 222V223H150ZM158 222V221H157ZM173 224H172V223ZM179 222V223H178ZM187 222V224H186V226L184 225L185 223ZM229 222V223H228ZM232 224H231V223ZM235 222V223H234ZM21 223V224H20ZM44 223H47V224H44ZM72 224V226H69V225H71ZM75 223H77L76 225L77 226H73V224H75ZM80 223H82V224H80ZM86 223V224H85ZM98 223V224H97ZM102 223V224H101ZM106 223H108V224H106ZM110 223V224H109ZM150 223V224H149ZM156 224V226L154 225V224ZM178 224V226H177V224ZM180 223H184L182 226H181V224ZM214 223V224H213ZM224 223V224H225ZM23 224V225H22ZM52 224V225H51ZM57 224V225H56ZM64 224L66 225V224H68V226L69 227H71V232H70V228L67 226V227H65L64 226ZM101 225V227H103V228H105V233L103 232L102 234H104V235H102L101 234V231H103V228H100V225ZM141 225V227H139L138 228V226H140ZM153 224V225H152ZM188 224H190V226L188 225ZM210 224V225H209ZM234 224H236V225H234ZM36 225H38V226H36ZM39 225H40V227H39ZM47 225V226H46ZM60 225V226H59ZM63 227H62V226ZM80 225H81V227H80ZM89 225H91V226H93V227H91V226H89ZM99 225V226H98ZM105 225H107V226H105ZM120 225V226H119ZM131 225V226H132ZM138 225V226H137ZM143 225V226H142ZM146 225V226H145ZM150 225V226H149ZM173 225H175V226H173ZM187 225L189 226V228H187ZM204 225V226H203ZM209 226V228H207L208 226ZM231 225H232V227H231ZM237 225L239 226V227H237ZM24 226H26V227H24ZM43 226V227H42ZM49 226H50V228H49ZM86 227V228H84V227ZM89 228H91V229H88V227ZM113 229L114 227L115 228H117L116 230L117 231H115L114 229V232L116 233V232H118L119 231V228H120V232L119 233H116V234H119V236L121 237V240H123L122 238H124V240L123 241H121L119 238H117V236H116V239H114V242H116V244H117V242L119 243V241H120V243H119V245L123 242V244H124V246L123 247H120L118 244H117V246H115L116 244L114 243V242H112V240H113V237L115 238V233H113L112 231H111V228ZM119 226V227H118ZM121 226H122V228H121ZM123 226H124V228H123ZM154 226H155V229H151V227L152 228H154ZM158 226H162L161 225V223L158 225ZM65 227V228H64ZM77 227H80L81 228V230H78L79 228H77ZM83 227V228H82ZM99 227V229H98V231L100 230V229H102V230H100V232H98V231H96L95 230V228H98ZM107 227V228H106ZM109 227V228H108ZM130 227V228H129ZM143 227V228H142ZM150 227V228H149ZM174 227H177V231H178V229H179V231L177 232V234L181 237L182 235V238H180V239H182V240H178L179 238H176V237H179L178 235H176V230L174 229ZM180 227V228H179ZM183 227V228H182ZM186 227V228H185ZM226 227H228V228H226ZM241 227V228H240ZM13 228V229H12ZM27 228V229H26ZM31 228V229H30ZM40 228H42V229H40ZM43 228H45V230L43 229ZM48 228V229H47ZM58 230H57V229ZM63 229V230H61V229ZM69 230H68V229ZM77 230H76V229ZM126 228V229H125ZM129 228V229H128ZM140 228L142 229V230H140ZM147 228H149V229H151V231L152 230H156L155 232L156 233H154V231H153V233L149 230V229H147ZM157 228V229H156ZM168 228V230L167 231H165L166 229ZM183 230H182V229ZM215 228H217L216 230H215ZM224 228H226V231H225V229ZM232 229V230H230V229ZM233 228H235V229H233ZM240 230H239V229ZM243 228V229H242ZM21 229V230H20ZM50 229V230H49ZM55 229V230H54ZM85 229V230H84ZM86 229H88V230H86ZM94 229V231L92 232L91 230H93ZM106 229H109V230H107L106 231ZM122 229H125V231H126V234L124 233L125 231L124 230H122ZM131 229H133V228H131ZM145 229V230H144ZM181 229V230H180ZM192 229V228H191ZM208 229L210 230V231H208ZM229 229V232H227V230ZM238 229V230H237ZM29 230V231H28ZM46 230H47V232H46ZM53 230V231H52ZM61 230V231H60ZM76 230V231H75ZM82 230H84V231H82ZM162 231V233H161V231ZM169 230H170V232H169ZM175 230V231H174ZM233 230H234V232L235 233H233ZM237 230V231H236ZM23 231V232H22ZM25 231V232H24ZM45 231V232H44ZM49 231H51V232H49ZM56 231V232H55ZM82 233H81V232ZM89 231V233H86V232H88ZM111 233V235H113V236H111V237H109V235L107 236V234H109V232ZM121 231L124 233H121ZM127 231H128V233H127ZM131 231V232H130ZM145 231H146V233H145ZM149 231V232H148ZM173 231H174V233H173ZM182 231V232H181ZM207 231V232H206ZM223 231V232H222ZM225 231V232H224ZM53 232V233H52ZM76 232H77V234H76ZM97 232V233H96ZM136 232V233H135ZM158 232V233H157ZM163 232H164V234H163ZM179 232H181L180 234H179ZM184 232V233H183ZM186 232V233H187ZM220 232H222V233H220ZM53 234V236H51L52 234ZM107 233V234H106ZM130 233H133V236H132V234H130ZM146 234V235H148V233L149 234H154V235H148V237H150L151 236V239H152V241H154V239L156 238L155 237V235L157 236V237H160V238H157L158 240L159 239H162V240H160V242H161V244L163 243V241H166L167 242V247L165 246V248H164V246L162 247V245L160 244V243H155V242H158L157 240H155V242H154V244H153V242L150 240V238H148L146 235H142V234ZM161 235H163V236H160V234ZM165 233H166V236H165ZM183 233V234H182ZM227 234V236H226V234ZM51 234V235H50ZM80 234V236H82L81 237V242H82V244H83V246H85L86 248H84L83 246H81L80 244H78L79 242L78 241H80V236H78V237H76L77 235H79ZM82 234V235H81ZM91 234V235H90ZM106 234V235H105ZM120 234H122V235H120ZM129 234H130V236H129ZM134 234H135V239H134ZM169 234V235H168ZM172 234H175V235H173L172 236V238H170L171 236L170 235H172ZM200 234V235H201ZM212 234H213V236H212ZM47 235V236H46ZM48 235L49 236H51V237H48ZM67 237H66V236ZM84 235V236H83ZM85 235H87V236H85ZM128 236L127 238H126V236ZM136 235L139 237H136ZM168 235V236H167ZM210 236V237H208V236ZM217 237H215V236ZM231 235V236H230ZM234 235H236L237 236V238H236V236H234ZM48 238V240H47V238ZM105 236H107V238L105 237ZM118 236V237H119ZM176 236V237H175ZM228 236H230V237H228ZM234 236V237H233ZM32 237H34V240H33V238ZM60 237V239H56V238H59ZM74 237H75V239H74ZM83 237H84V239H83ZM89 239H88V238ZM109 237V238H108ZM147 237V238H146ZM153 237H155L154 239H153ZM163 237V238H162ZM173 237H174V240H173ZM213 237H215L216 239H217V241H215V239L213 238ZM223 237V238H222ZM232 237V239H229V238H231ZM37 238V239H36ZM53 238H55V239H53ZM64 238V239H63ZM92 238V239H91ZM131 239V241H134V240H137V239H140V240H142V242L141 241H134V242H131L129 239ZM132 238H133V240H132ZM137 238V239H136ZM147 240L146 242H144V240L145 239ZM164 238H165V240H164ZM167 238V239H166ZM177 240H176V239ZM219 238V239H218ZM235 238V239H234ZM239 238V239H238ZM39 239V240H38ZM51 239V240H50ZM53 239V240H52ZM76 239H79V240H77V242L75 241ZM87 239V240H86ZM106 239V240H105ZM111 241H110V240ZM119 239V240H118ZM144 239V240H143ZM172 240L173 242H172V244L170 243L171 241H169V240ZM210 239H213L215 242H212L213 240H210ZM43 240V241H42ZM49 240H50V242H49ZM55 240H58V242H55ZM59 240H61V242H59ZM62 240H63V242H62ZM84 240V241H83ZM127 240H129V241H127ZM148 240H149V242H152V244H150V246H148L149 244H148ZM185 240V241H184ZM234 240V241H233ZM65 241V242H64ZM69 241V242H68ZM94 241V242H93ZM124 241H126L125 243H124ZM169 241V242H168ZM177 241V242H176ZM180 241V242H179ZM209 241V242H208ZM238 241H239V243H238ZM54 242V243H53ZM80 242V243H81ZM88 243V244H84V243ZM90 242V243H89ZM103 242V243H102ZM136 242V243H135ZM166 242H164V243H166ZM184 242V243H183ZM204 242L205 243H207V244H204ZM232 242V243H231ZM236 242V243H235ZM41 243V244H40ZM134 244L135 246H131V244ZM142 245V243H143V245H147V247H149V250H151V251H153V252H148L149 250H145L144 248H146L145 246L143 247V246H139L140 244ZM147 243V244H146ZM163 243V244H164ZM171 244L172 245V247H173V250H170V248H171V245H168V244ZM173 243H176L177 244V246H179V249H180V247L182 248V252H183V250H188V255H187V253H185V251L183 252V254H181L180 255V253H182L179 249H177L178 247L176 246V248L174 247V244ZM189 245H188V244ZM192 243V244H191ZM210 243V244H209ZM213 243V244H212ZM217 243H215V244H217ZM219 243H220V241H219ZM234 243L236 244V245H234ZM68 244H69V246H68ZM77 246H76V245ZM91 246H90V245ZM95 246H94V245ZM98 244V245H97ZM114 244V245H113ZM127 244H129V245H127V247H125ZM132 244V245H133ZM139 244V245H138ZM158 245L159 247H157V246H155V245ZM175 244V245H176ZM181 246H180V245ZM185 244V245H184ZM190 244H191V246L192 247H194L193 249L191 248V246H190ZM212 244V245H211ZM214 244V245H215ZM226 244V245H225ZM54 245V246H53ZM62 245V246H61ZM88 245V246H87ZM100 245H102V247L100 246ZM188 245V246H187ZM209 245H211V247L209 246ZM230 245V246H229ZM235 247L236 246V248H234L233 246ZM80 246V247H79ZM90 246V247H89ZM93 246H94V248H95V250H93L94 248H93ZM98 246H100V248L98 247ZM115 246V247H114ZM121 246H122V244H121ZM151 246H154V248L153 249H155L156 248V251L155 250H152V248H150ZM160 246L162 247V249L160 248ZM170 246V247H169ZM187 248L188 247V249H186L185 247ZM223 246V247H222ZM19 248V250H18V248ZM56 247V248H55ZM82 247V248H81ZM116 247H117V250H118V252H116ZM139 247V248H138ZM228 247V248H227ZM16 248V249H15ZM36 248V249H35ZM63 248V249H62ZM84 248V249H83ZM93 248V249H92ZM101 249V250H99V252H98V249ZM103 248V249H102ZM109 248V249H108ZM121 248V250H123V253L119 250ZM125 248H127V249H125ZM136 250H135V249ZM141 248V249H140ZM144 250H143V249ZM159 248H160V252H159ZM167 248H169V250H167ZM174 248H175V250H174ZM190 248V249H189ZM209 248H211V249H209ZM230 248V249H229ZM232 248V249H231ZM58 249V250H57ZM68 249H71V250H68ZM74 249V250H73ZM91 249H92V251H91ZM130 249V250H129ZM132 249L134 250V251H132ZM146 249H148V248H146ZM157 249H158V251H157ZM163 249H165V250H163ZM172 249V248H171ZM176 249L177 250H179L180 251V253H178V251H176ZM197 249L195 250V251H197ZM203 249V250H202ZM239 249H240V251H239ZM16 250H18V251H16ZM56 250V251H55ZM83 250V251H82ZM96 250H97V254H100V255H96ZM129 250V251H128ZM145 252V255L146 256H148V258H149V260H148V258H147V260L145 261H143L142 259H146L145 258V255H144V253L142 252ZM167 250V251H166ZM193 252H192V251ZM230 250V251H229ZM232 250V251H231ZM14 251V252H13ZM102 251V252H101ZM104 251V252H103ZM126 251H128V253L126 252ZM135 251H138L137 253L138 254H140L139 255V257H138V254L135 252ZM156 252V254L157 253H159L158 254V256L155 254V252ZM165 251V252H164ZM171 251H175V254L173 253V255H172V253H169V252H171ZM230 252V253H228V252ZM235 252V257L236 258H233L234 256L232 255V254H234V252ZM239 251V252H238ZM16 252V253H15ZM44 252V253H43ZM53 252V253H52ZM58 252V254H56ZM73 252V253H72ZM85 252V253H84ZM120 252V253H119ZM133 252V253H132ZM148 253V255H147V253ZM167 252H168V255H166L167 254ZM192 252V253H191ZM51 253V254H50ZM92 253H95L94 255L95 256H93V254ZM112 253V254H111ZM128 254V255H126V254ZM131 255H130V254ZM134 253H136L135 255H133ZM154 254V255H152V257H151V254ZM160 253H161V256H159L160 255ZM166 253V254H165ZM178 253V254H177ZM207 253H208V255H207ZM227 253V254H226ZM238 253H239V255H238ZM8 254V255H7ZM12 254H14L13 256H12ZM61 254V255H60ZM122 254V258L124 259V254H125V256H126V258H127V260H125L124 259V261H123V259L121 258V257H119L120 255ZM144 255V256H142V255ZM150 254V255H149ZM162 254H163V258H162ZM171 254V255H170ZM176 254H177V257H175L176 256ZM236 254H237V256H236ZM81 255V256H80ZM83 255V256H82ZM137 256V257H134L136 260H135V262H134V260H130V257L131 256ZM167 256L168 257V259L169 260H167L166 258L167 257H164V256ZM178 255L180 256L179 258H178ZM182 255H184V256H182ZM45 256V257H44ZM99 256V257H98ZM133 256H132V259H133ZM154 256H156V257H154ZM171 256H173V257H171ZM187 256H189V257H187ZM205 256V257H204ZM5 257H6V259H5ZM19 257V258H18ZM68 257V258H67ZM69 257L71 258H74L71 262L69 261ZM89 257V258H88ZM90 257H93L91 260H90ZM98 257V258H97ZM111 257V258H110ZM142 257V258H141ZM144 257V258H143ZM150 257L152 258V259H150ZM158 257V262H156L157 260H155L156 258ZM186 257L187 258H189V260L187 259V261H186ZM229 257H231L230 259H229ZM263 257V258H262ZM45 258H47V259H45ZM68 259V261L70 262V263H68V261H67V259ZM76 258V259H75ZM77 258H79V260L80 261H78L77 260ZM139 258V259H138ZM175 260H174V259ZM177 258V259H176ZM198 259H199V257H197ZM232 258L235 260H232ZM85 259V260H84ZM96 259V260H95ZM99 259V260H98ZM237 259V260H236ZM51 260V261H50ZM75 260V261H74ZM83 260V261H82ZM94 260V261H93ZM140 260H141V262H140ZM155 260V261H154ZM163 260V261H164ZM190 260H191V262H190ZM193 260H195V261H193ZM203 260V259H202ZM205 260V259H204ZM54 261V262H53ZM76 261H78L77 263H76ZM90 261V262H89ZM107 261V262H106ZM112 261V262H111ZM118 261V262H117ZM137 261V262H136ZM183 261V262H182ZM236 261H238V262H236ZM262 261V262H261ZM59 262V263H58ZM81 262V263H80ZM96 262V263H95ZM98 262V263H97ZM111 262V263H110ZM120 262V263H119ZM131 262L129 263L128 262V264H131ZM166 262H163V264L165 263V264H170V262H168V263H166ZM189 262V263H188ZM193 262V263H192ZM232 262H235V263H232ZM124 264V263H123ZM159 264V263H158Z\"/></svg>","mask_w":264,"mask_h":264},{"label":"bare ground","instance_id":"6f19581e","mask_svg":"<svg viewBox=\"0 0 264 264\" xmlns=\"http://www.w3.org/2000/svg\"><path fill=\"white\" fill-rule=\"evenodd\" d=\"M90 1H91V0H90ZM95 1H96V0H95ZM123 1H124V0H123ZM125 1H126V0H125ZM132 1H133V0H132ZM141 1H142V0H141ZM145 1H146V0H145ZM147 1H148V0H147ZM157 1H158V0H157ZM166 1H167V0H165V2H166ZM168 1H169V0H168ZM168 1H167V2H168ZM174 1H175V0H174ZM177 1H180V0H177ZM188 1H189V0H188ZM192 1L195 3V0H192ZM196 1H197V0H196ZM199 1H200V0H199ZM204 1H205V0H204ZM221 1H223V0H221ZM226 1H227V0H225V2H226ZM231 1H233V0H231ZM235 1H236V0H235ZM243 1H244V0H242V2H243ZM91 2H92V1H91ZM98 2H99V1H98ZM129 2H130V1H129ZM133 2H136V3H137V1H133ZM149 2H150V1H149ZM149 2H148V4H149ZM153 2H155V1H153ZM167 2H166V3H167ZM171 2H172V0H171ZM189 2H190V1H189ZM201 2H202V1H201ZM208 2H209V1H208ZM208 2L206 1V3H208ZM223 2H224V1H223ZM225 2H224V7L226 8V6H225L226 3H225ZM228 2H229V0H228ZM228 2H227V3H228ZM237 2H240V1H236V3H237ZM89 3H90V2H88V4H89ZM94 3H95V2H94ZM100 3H101V2H100ZM122 3L125 4L126 2H125V3L122 2ZM127 3H128V2H127ZM155 3H156V2H155ZM162 3H163V1H162ZM179 3H182V0H181V2H179ZM179 3H178V4H179ZM183 3H184V2H183ZM183 3H182V4H183ZM190 3H191V2H190ZM197 3H198V2H196V4H194V5H198ZM202 3H203V2H202ZM202 3H201V5H203ZM214 3H215V1H214ZM218 3H219V2L217 1V4H218ZM221 3H222V2H221ZM233 3H234V2H233ZM85 4H87V2H86ZM90 4H91V3H90ZM90 4H89V5H90ZM95 4L97 5V1H96ZM98 4H99V3H98ZM119 4H120V3H119ZM132 4H133V3H132ZM132 4H131V5H132ZM142 4H144V2H143ZM142 4H141V5H142ZM158 4H159V3H158ZM164 4H165V3H164ZM176 4H177V3H176ZM192 4H193V3H192ZM199 4H200V3H199ZM204 4H205V3H204ZM212 4H213V3H212ZM217 4H216V5H217ZM229 4L232 5L231 2H230ZM229 4H228V5H229ZM244 4H245V3H244ZM263 4H264V0H249V1H247V3H246L244 6H242V5L239 4V5H240V6H239L240 8H242V7L245 8V6L248 7V10H247V11L244 10V9L242 8L246 13L243 12V13H245L244 18H242L243 20H242V19H239V21L242 20L240 23H242V25H244V27H241V29H242V28H245V30H242V31H245V32H244L243 34L241 33V34H242L241 37H240V38H241V43H239V44H241V48H242V50H241L239 47H237V49L239 48V50H241V53L238 52V50H235V52L237 51V53H238L237 55L235 54V56L237 57V56L239 55V53H240V55H239V56L237 57V59H236V57L234 56V54H232V55L234 56L235 59L233 58L234 60H233V59L229 60V61H231V63H228V64H227V63L225 64L223 61L220 60V59H223V60H224L225 57H228V56H225V55H226V52H225V53H222V52H224V51L220 52V53H222V54H225V55H222V56H225L224 58H220V59H219L221 63L223 62V64H225V66L222 65V67H221V65H220V66H219V68L221 67L220 70H219V69H216V71H217V70L221 71V69L223 68V69H222V72H226V73H227L226 75L223 73V74L225 75V78H224V76H222L221 78H219V75H218V77H217V74H216V73H219V72H218V71H217V72L214 71V68H213V67L215 66V64H214L213 61L216 62L217 59L212 58V59H213V60H212V62H213V64H212V66H213V67H212V70H208V69L211 67V66H209L210 64L207 65V66H209V67H207V68H208L207 70L205 69L206 66L204 67L205 71L202 70V71H203L202 73H199L200 71H199L197 68L192 67L193 69H196L197 72L199 71L198 74H201V75L203 76L202 78H204V76L207 77L208 80H206V82H203V84H202V86H201V88H203V89H201V90L205 92L204 94H207V95H208V98L206 99V98L203 97V98L206 99V100L203 99L205 102L201 103L203 100L200 101L199 98H202V97H200L201 94H202V92H201V90H198V91L201 92V94L199 95L198 92H195V94L197 93V94L199 95V96H198V95L196 94V96H198L199 98L196 97V96H195V97L199 99L200 103H197V104L195 105V103L193 102V100H194V98H193V99H192V104H193L195 107H192V105L190 106V104H189V107H190V108L187 107V109H186L187 111H185V112L183 111V113H188L190 116H192V115H191L192 113H193V114H194V113H195V114L197 113L198 115H201V110L204 109V107H205L207 110H206V109H204V110L207 111V112H206L205 114H203V116L205 115L204 117H206V118L204 119V117H202V115H201V117L199 116L200 118L198 117V115H196V117H198V119H197L196 117L192 116L193 118H195V120H197V121H195V120L191 117V118L195 121V122L193 121L194 124H196L197 126L194 127V126L190 125V126H192V129L194 128L193 130H195V131L197 130V129H195V128H200V129L202 128V129H204V130H205V134H203L202 136H199V137H197V138H195V139H194V137L192 136V137H193V140H192V138L190 137L192 133H190V136L187 137V136H188L187 132H188L189 130L186 131V129H185V130H181V129H179V128H178V130H177V128L175 127V130H173V132H172V130L169 129L171 132L169 133V137H168V138H169V139H172L171 141H174V142H175L174 145L176 144V142H177V144H181V143H183L182 141L177 140V139H178V137H179V139H181V138H180L181 135L183 136V135H186V134H187V135H186L187 140H188V138L191 139V140L193 141V143L195 144V146H196V147H194V148H198V150L196 149V150H197L196 152H198V153H196V155H197V154L199 155V153H201V155L204 156V157H205V156L209 157V155H210V153H211V150L208 149L209 147H207V146H208L207 144H209V142H210L209 140L212 139V138H211V135H212V134L215 135L216 133L219 134V132H216V131H218V130L221 131L220 129H222V132H224V134H223L222 136H220V135L222 134V132H221L219 135H217V136H218V139H217V138H216V139L219 141L218 143H220V144L223 146V147H221V148H225V151L227 152L226 155H224V156H226L228 159H227V158H224L223 154H220V155H221V158H222V156H223V159H227V160H228V161H226V164H227V166H226V171H227V169H229V168H227L229 165H230L231 167H230V170H228V172H226L225 169H224L225 172H222V171H221V167H223V166H221L219 169H220V171H221L222 173H227V174L230 173V174H231V175L228 174V175H229L228 179H229L230 177H231V178H234L235 176L238 177V178H241V177H242V179H243V177H244V178L249 177L250 175H253V173L255 172L256 162H255V163H254V162H253V163H250V161H249V158H250V157H249V156L247 157L246 153H245L244 151H241L240 148H239V146H241V145H240L241 142H239L240 140H238L240 137H243L245 140H246V139L248 140V139L251 138V140L253 141V144H254V143L256 144V147H260V146L263 147V146H264V123H262V122L264 121V97H262L261 95H259L258 97H256V99H258V100H262V102H261L259 105H256V102H255L254 100H248V101L246 100V99H248V97L251 95V93H253V91L255 90V86H256V84H257V79L259 78V76H263V75H264V18H263V16H262V15H264V8L260 6V5H263ZM49 5H50V4H49ZM64 5H65V4H64ZM66 5H67V4H66ZM92 5H93V4H92ZM92 5H91V6H92ZM101 5H102V4H101ZM144 5H145V4H144ZM144 5H143V6H144ZM153 5H154V4H152L151 6H153ZM160 5H161V4H160ZM166 5H167V4H166ZM171 5H172V8H173L174 3L171 4ZM171 5H170V7H171ZM184 5H185V4H183V7H184ZM194 5H191V6H194ZM219 5L221 6V4H219ZM222 5H223V4H222ZM237 5H238V4H237ZM62 6H63V5H62ZM69 6H70V5H69ZM104 6H105V5H104ZM114 6H115V7H113V9L116 8L117 3H116V5H114ZM127 6H129V5H127ZM132 6H133V5H132ZM134 6H139V5H137V4L134 3ZM143 6H140V7H143ZM148 6H149V5H148ZM157 6H158V5H157ZM161 6H163V5H161ZM199 6H200V5H199ZM206 6L208 7V4H207V5H203V7H205V8H206ZM209 6H210V5H209ZM214 6H215V5H214ZM233 6H235V5H233ZM241 6H242V7H241ZM47 7H48V6H47ZM65 7H66V6H65ZM71 7H72V6H71ZM111 7H112V6H111ZM158 7H159V6H158ZM166 7H167V6H166ZM178 7H179V8H180V7L183 8L181 4H180V6H178ZM185 7H186V6H185ZM187 7L190 8L189 6H187ZM211 7H213V5H212ZM211 7H210V8L208 7V8L211 10ZM217 7H218V8H221V7H223V6H221V7L217 6ZM224 7H223V9H224ZM227 7L230 8V5L227 6ZM48 8H49V7H48ZM60 8H61V7H60ZM83 8H84V7H83ZM97 8H98V7H97ZM119 8H120V7H119ZM134 8H135V7H134ZM145 8H146V7H145ZM148 8H149V7H148ZM151 8H152V7H151ZM156 8H157V7H156ZM159 8L161 9V7H159ZM168 8H169V7H168ZM175 8H176V7H175ZM181 8H180V9H181ZM200 8H201V7H200ZM205 8H202V9H205ZM208 8H207V9H208ZM235 8H236V7L232 8V10L235 9ZM50 9H52V8H50ZM55 9H56V7H55ZM87 9L89 10V7H88ZM95 9H96V8H95ZM99 9H100V8H99ZM99 9H98V10H99ZM103 9L105 10V7H104ZM108 9H109V8H107V10H108ZM111 9H112V8H111ZM117 9H118V8H117ZM122 9H123V8H122ZM135 9H136V11L138 10L137 8H135ZM139 9H140V8H139ZM163 9H164V8H163ZM176 9H177V8H176ZM176 9H175V10H176ZM185 9H186V8H185ZM185 9H184V10H185ZM193 9H194V8H193ZM216 9H217V8H216ZM236 9H237V8H236ZM238 9H239V8H238ZM100 10H102V9H100ZM104 10H103V11H104ZM114 10H115V9H114ZM114 10H113V13H114V15H115ZM152 10H153V8H152L151 10H150V8H149V12H151ZM158 10H159V9H158ZM158 10H157V11H158ZM161 10H162V9H161ZM177 10H178V9H177ZM182 10H183V9H182ZM188 10H189V9H188ZM213 10H214V7H213ZM217 10H219V9H217ZM228 10H229V9H228ZM232 10L230 9V11H232ZM239 10H240V9H239ZM46 11H47V10H46ZM54 11H55V10H54ZM59 11H61V10H59ZM86 11H87V10H86ZM91 11H92V10H91ZM115 11H116V10H115ZM117 11H118V10H117ZM124 11H125V10H124ZM153 11H154V10H153ZM159 11H160V10H159ZM163 11H164V10H163ZM166 11H167V10H166ZM166 11H165V12H166ZM169 11H170V10H169ZM180 11H181V10H180ZM208 11H209V10H208ZM215 11H216V10H215ZM215 11H213V12H215ZM220 11H223V10H220ZM233 11H234V10H233ZM233 11H232V12H233ZM87 12H88V11H87ZM93 12H94V10H93ZM118 12H119V11H118ZM143 12H144V11H143ZM143 12H142V13H143ZM145 12H147V14H148V11L145 10ZM160 12H161V11H160ZM160 12H159V13H160ZM182 12H183V11H182ZM189 12H190V11H188V13H189ZM203 12L206 13L207 11H203ZM213 12L211 11V14H210L209 12H208V13H209L210 15H213V14H214ZM224 12H225V11H224ZM226 12H228L227 9H226ZM241 12H242V11H241ZM241 12H240V14H241ZM42 13H43V12H42ZM53 13H54V12H53ZM75 13H76V12L74 11V14H75ZM77 13H78V12H77ZM85 13H86V12H84V14H83L82 17H84ZM88 13H89V12H88ZM90 13H91V12H90ZM96 13H97V12H96ZM103 13H104V12H103ZM106 13H107V12H106ZM108 13H110V12H108ZM108 13H107V14H108ZM111 13H112V12H111ZM125 13H127V12H125ZM167 13H169V12H167ZM167 13H165V14L167 15ZM170 13H171V11H170ZM178 13H179V12H177V14H178ZM180 13H181V12H180ZM180 13H179V15H180ZM184 13H186V11H185ZM184 13H183V14H184ZM188 13H187V14H188ZM212 13H213V14H212ZM216 13H218L217 15L219 16V13H220V12L218 11V12H216ZM222 13H223V12H222ZM222 13H221V14H222ZM229 13H231V12H229ZM235 13L237 14L238 12H236V10H235ZM99 14H101L100 11H99L98 15H99ZM129 14H130V13H129ZM134 14H135V13H134ZM140 14H141V13H140ZM151 14L153 15V13H151ZM151 14H150V15H151ZM157 14H158V13H157ZM165 14H164V16H165ZM171 14H172V13H171ZM181 14H182V13H181ZM183 14H182V17L184 16ZM206 14H207V13H206ZM223 14H224V13H223ZM225 14H227V13H225ZM232 14L234 15V13H232ZM232 14H231V15H232ZM240 14L238 13V15H240ZM49 15H50V14H49ZM92 15H93V14H92ZM98 15H97V16H98ZM118 15H119V14H118ZM124 15H125V14H124ZM161 15L163 16V14H161ZM161 15H160V16L158 15V16H159V19H160ZM169 15H170V14H169ZM227 15H228V14H227ZM231 15H230V16H231ZM233 15H232V17H233ZM72 16H73V15H72ZM74 16H75V15H74ZM79 16L81 17V15H79ZM86 16H90V15H88V14L85 15V18H86ZM97 16H96V17H97ZM102 16H104V15L102 14ZM105 16H106V15H105ZM116 16H117V15H116ZM119 16H120V15H119ZM135 16H136V15H135ZM153 16H154V15H153ZM164 16H163V17H164ZM185 16H188V15H185ZM207 16H208V14H207ZM218 16H217V17H218ZM228 16H229V15H228ZM240 16H241V15H240ZM240 16H237V18H236L235 16H234V17H235V19L238 21V18H239ZM242 16H243V15H242ZM93 17H94V16H93ZM99 17H100V16H99ZM114 17H115V16H114ZM123 17H124V16H123ZM131 17H132V16H131ZM138 17H139V16H138ZM151 17H152V16H151ZM155 17H157V16H155ZM155 17H154V18H155ZM165 17H168V16H165ZM169 17H172V16L170 15ZM169 17H168V18H169ZM174 17H175V16H173V19L170 18L169 20H173V21H174V20H175ZM190 17H191V16H190ZM210 17H212V16H210ZM213 17H214V16H213ZM215 17H216V16H215ZM221 17H222V16L220 15V18H221ZM223 17H224V15H223ZM223 17H222V18H223ZM225 17H226V15H225ZM232 17H230V18H232ZM34 18H35V17H34ZM49 18H51V17H49ZM90 18H91V16H90ZM109 18H110V17H109ZM112 18H113V17H112ZM119 18H120V17H119ZM119 18H118L117 20H119ZM121 18H122V17H121ZM157 18H158V17H157ZM184 18L187 20L186 17H184ZM222 18H221V19H222ZM228 18H229V17H228ZM31 19H32V18H31ZM45 19H46V18H45ZM45 19H43V21H44ZM55 19H56V18H55ZM59 19H61V18H59ZM59 19H58V20H59ZM63 19H64V18H63ZM63 19H62V20H63ZM92 19H93V18H92ZM105 19H106V18H105ZM114 19H116V17H115ZM123 19H124V18H123ZM125 19H126V18H125ZM128 19H129V18H128ZM128 19H127V20H128ZM163 19H164V18H163ZM181 19H182V18H180V20H181ZM208 19H209V17H208ZM208 19H206V21H207ZM214 19H215V18H214ZM216 19H217V18H216ZM235 19H229V22H230V20H235ZM34 20H35V19H34ZM40 20H41V19H40ZM49 20H50V19H49ZM68 20H69V18H68ZM75 20H76V19H75ZM86 20H87V19H86ZM107 20H108V19H107ZM107 20H106V22H107ZM120 20H121V19H120ZM140 20H141V19H140ZM152 20H153V22L155 21L154 24H156V20H154V19H152ZM157 20H158V19H157ZM167 20H168V19H167ZM178 20H179V19H178ZM180 20H179V23H180ZM186 20H184V21H186ZM193 20H194V19H193ZM193 20L191 19V21H193ZM209 20H210V19H209ZM209 20H208V21H209ZM212 20H213V19L211 18V20H210L211 23H210V21H209V24H207L206 21H205V23H206L207 25H210V24H211L210 26L212 27V25H216V24H212ZM226 20H228V19L226 18ZM66 21H67V20H66ZM66 21H65V22H66ZM77 21H78V20H77ZM89 21H90V22H93V21H91L90 19H89ZM94 21H95V20H94ZM109 21H110V19H109ZM124 21H125V20H124ZM161 21H162V20H161ZM164 21H166V19L163 20V22H164ZM175 21H177V19H176ZM181 21H182V22H181L182 25L184 26L185 23L183 24V20H181ZM214 21H215V20H213V22H214ZM222 21H223V20H221V23H222ZM57 22H58V21H57ZM60 22H61V21H60ZM65 22H63V23H65ZM112 22H113V21H112ZM143 22H144V21H143ZM157 22H159V20H158ZM163 22H162V23H163ZM167 22H168V21H167ZM167 22H166V24H168ZM189 22H190V21H189ZM194 22H195V21H194ZM215 22H216V21H215ZM232 22L235 23V21H232ZM232 22H231V23H232ZM51 23H52V22H50L49 24H51ZM71 23H72V22H71ZM117 23H119V21H118ZM122 23H123V22H122ZM135 23H136V22H135ZM139 23H140V22H139ZM162 23H161L160 25H162ZM174 23H175V22H174ZM186 23H187V22H186ZM190 23H191V22H190ZM196 23H197V22H196ZM196 23H195V24H196ZM221 23H220V24H221ZM227 23H228V21H227ZM231 23H230V24H227V25L230 26ZM236 23H238V24H239V27H240L241 24H240L239 22H236ZM39 24H40V23H39ZM49 24H48V25H49ZM68 24H69V22H68ZM83 24H84V23H82V25H83ZM87 24H88V23H87ZM110 24H111V23H110ZM129 24H130V23H129ZM164 24H165V23H164ZM176 24H177V26H179V25L181 26V24H179V25H178V23H176ZM191 24H192V23H191ZM197 24L199 25L200 22L198 21ZM197 24H196V25H197ZM206 24H204V25L207 26ZM225 24H226V22L223 23V25H225ZM238 24H237V25H238ZM61 25H63V24H61ZM71 25H72V24H71ZM76 25H77V23L75 22V26H76ZM78 25H79V23H78ZM92 25H93V24H92ZM95 25H96V24H95ZM156 25H157V24H156ZM156 25H155V26H156ZM173 25H174V24H173ZM188 25H189V23H188ZM188 25H187L185 28H187ZM201 25H203V23H201L199 26H201ZM218 25H219V22H217V26H218ZM232 25H234V24H232ZM232 25H231V26H232ZM75 26L73 25V28H75ZM79 26H80V25H79ZM117 26H118V25H117ZM120 26H121V25H120ZM140 26H141V25H140ZM152 26H153V25H152ZM152 26H150V27H152ZM170 26H172V25H170ZM174 26H175V25H174ZM183 26H182V27H183ZM190 26H191V25H190ZM235 26H236V25H235ZM44 27H45V26H44ZM50 27H51V26H50ZM52 27H53V26H52ZM61 27H62V26H61ZM61 27H60V28H61ZM67 27H68V26H67ZM84 27H85V24H84ZM84 27H83V28H84ZM89 27H90V26H89ZM89 27H88V29H89ZM111 27H112V26H111ZM164 27H166V26H164ZM172 27H173V26H172ZM214 27H215V26H214ZM218 27H222V26L219 25ZM218 27H217V28H218ZM224 27L226 28L227 26H224ZM224 27H223V28H224ZM30 28H31V27H30ZM41 28H42V25H41ZM65 28H66V27H65ZM65 28H64V29H65ZM68 28H69V27H68ZM76 28H77V27H76ZM109 28H110V27H109ZM116 28H117V27H116ZM134 28H135V27H134ZM146 28H147V27H146ZM160 28H161V27H160ZM166 28H167V27H166ZM166 28H165V29H166ZM176 28L178 29L179 27H176ZM183 28H184V27H183ZM191 28H192V27H190V29H191ZM194 28H195V25H194L193 29H194ZM197 28H198V30H199V28H200V30H202L201 27H196V29H197ZM208 28L210 29V27H208ZM225 28H224V29H225ZM227 28H228V27H227ZM233 28H234V26H233ZM57 29H58V28H57ZM70 29H71V28H70ZM129 29H130V28H129ZM131 29H133V28H131ZM135 29H136V28H135ZM139 29H140V28H139ZM163 29H164V28H163ZM165 29H164V30H165ZM174 29H175V28H174ZM174 29H173V30H174ZM188 29H189V27H188ZM190 29H189V34H188L189 36H190L191 33H194V31L191 32L192 30L190 31ZM196 29H195V30H196ZM209 29H207V30H209ZM218 29H219V28H218ZM218 29H216V32H217ZM230 29H232V27H230ZM230 29H225V30H228V31H229ZM234 29H237V27H235ZM238 29L240 30V28H238ZM38 30H39V29H38ZM46 30H48V29H46ZM53 30H54V29H53ZM73 30H74V29H73ZM76 30H78V28H77ZM80 30H81V32L83 31V29H80ZM84 30H85V29H84ZM95 30H96V29H95ZM122 30H123V29H122ZM142 30H143V29H142ZM147 30H149V29L147 28ZM152 30H153V29H152ZM171 30H172V29H171ZM173 30H172V32H174ZM183 30H184V29H183ZM185 30H187V29H185ZM185 30H184V33H185ZM211 30H212V28H211ZM211 30H210L209 32H213V31H211ZM214 30H215V29H214ZM225 30H223V31H224L225 34H226V31H225ZM232 30H233V29H232ZM232 30H231V31H232ZM239 30H236V33H237V31H239ZM31 31H33V30H31ZM63 31H64V30H63ZM63 31H62V32H63ZM78 31H79V30H78ZM119 31H120V30H119ZM132 31H133V30H132ZM132 31H129V32L126 31V32H128V33L126 34V36H129V37H130ZM143 31H144V30H143ZM145 31H146V30H145ZM155 31H156V29H155ZM169 31H170V28H169ZM204 31H205V30H204ZM218 31H219V30H218ZM220 31H221V29H220ZM220 31H219V33H221ZM231 31H229V32L227 33L228 36H230V35H234V36H236V33L233 34V33H231ZM35 32H37V30H36ZM48 32H49V31H48ZM58 32H60V31H58ZM65 32H66V31H65ZM69 32H71V31H69ZM81 32H80V33H81ZM101 32H102V31H101ZM108 32H109V31H108ZM126 32H125V33H126ZM148 32H149V31H148ZM152 32H153V31H152ZM160 32H161V31H160ZM190 32H191V33H190ZM196 32H197V31H196ZM196 32H195V34H196ZM201 32H202V31H201ZM205 32H206V34H207V31H205ZM214 32H215V31H214ZM232 32H234V31H232ZM239 32H240V31H239ZM239 32H238V33H239ZM39 33H40V32H39ZM44 33H45V32H44ZM49 33H50V32H49ZM52 33H53V32H52ZM52 33H51V34H52ZM66 33H67V32H66ZM76 33L78 34L79 32H76ZM85 33H86V32H85ZM85 33H84V35H85ZM87 33H88V32H87ZM134 33H135V31H134ZM142 33H143V32H142ZM144 33H145V32H144ZM161 33H162V32H161ZM163 33H164V32H163ZM169 33H171V31H170ZM222 33H223V32H222ZM229 33H231V34L229 35ZM41 34H42V33H41ZM64 34H65V33H64ZM77 34H76V35H77ZM88 34H89V33H88ZM123 34H124V33H123ZM147 34H148V33H147ZM158 34H159V32H158ZM165 34H166V33H165ZM199 34L201 35V33H199ZM202 34H205V33L202 32ZM208 34H209V33H208ZM213 34H214V33H213ZM217 34H218V33H217ZM217 34L214 35V36H216V37L218 36V38H219L221 35H217ZM57 35H58V34H57ZM57 35H56V36H57ZM60 35L63 36L62 34H60ZM71 35H72V34H71ZM73 35H74V34H73ZM80 35H81V34H80ZM82 35H83V34H82ZM97 35H98V34H97ZM97 35H96V37H97ZM103 35H104V34H103ZM103 35H102V36H103ZM111 35H112V34H111ZM139 35H141V34L139 33ZM152 35H153V34H152ZM156 35H157V34H156ZM171 35H172V34H171ZM176 35H177V34H176ZM185 35H186V34H185ZM188 35H187V36H188ZM197 35H198V34H196V37H197ZM200 35H199V36H200ZM210 35H211L210 37H212V34H210ZM91 36H92V35H91ZM98 36H99V35H98ZM149 36H150V34H149ZM160 36H161V34H159V37H160ZM167 36L169 37V35H167ZM177 36H178V35H177ZM194 36H195V35H194ZM194 36H192V37H194ZM204 36H205V35H204ZM214 36H213V37H214ZM237 36H238V35H237ZM242 36H243V37H242ZM57 37H58V36H57ZM78 37H79V36H77V38H78ZM80 37H82V36H80ZM99 37H100V36H99ZM111 37H112V36H111ZM132 37H133V36H132ZM144 37H145V36H144ZM168 37H167V38H168ZM172 37H174V39H176V38H175V32H174V34H173ZM179 37H180V36H179ZM181 37H182V36H181ZM181 37H180V38H181ZM184 37H185V36H184ZM207 37H208V35L206 36V38H207ZM231 37H233V36H231ZM238 37H239V36H238ZM86 38H87V39H88V38L91 39L90 36H88V37H86ZM92 38H93V37H92ZM122 38L125 39L124 36H123ZM134 38H135V37H134ZM140 38H142V37L140 36ZM140 38H139V39H140ZM154 38H155V37H154ZM154 38H153V39H154ZM157 38H158V37H157ZM163 38H164V36H163ZM167 38H166V39H167ZM169 38H170V37H169ZM177 38H178V37H177ZM188 38H189V37H188ZM199 38H200V37H199ZM221 38H224V36L222 35ZM225 38H226V37H225ZM227 38L229 39V37H227ZM227 38H226V39H227ZM51 39H52V37H51ZM57 39H58V38H57ZM61 39H62V38H61ZM74 39H75V38H74ZM74 39H72V40H74ZM82 39H83V38H82ZM84 39H85V38H84ZM84 39H83V40H84ZM87 39H85V40H87ZM106 39H107V38H106ZM112 39H113V38H112ZM150 39H151V38H150ZM160 39H161V38H160ZM182 39H183V42H185V41H184V38H182ZM182 39H181V40H182ZM189 39H191V38H189ZM189 39L186 40V41L191 42ZM193 39H194V38H193ZM210 39H211V38H210ZM214 39H215V37H214ZM214 39L212 38V40H214ZM238 39H239V38H238ZM59 40H60V39H59ZM75 40H76V39H75ZM97 40H99V39H96V41H97ZM121 40H122V39H121ZM129 40H130V38H129ZM132 40H133V39H132ZM136 40H138V39H136ZM144 40H145V39H144ZM144 40H143V41H144ZM148 40H149V39H148ZM169 40H170V39H169ZM178 40H179V39H178ZM195 40L197 41V39H195ZM199 40H200V39H198V41H199ZM216 40L219 41V39H216ZM216 40H214V41L216 42ZM229 40H230V39H229ZM229 40H228V41H229ZM232 40H233V39H232ZM234 40H235V38H234ZM236 40H237V38H236ZM236 40H235V41H236ZM239 40H240V39H239ZM53 41H54V40H53ZM79 41H82V40H79ZM87 41H89V39H88ZM87 41H86V43H87ZM96 41H95V42H96ZM100 41H101V40H100ZM139 41H140V40H139ZM141 41H142V40H141ZM171 41L173 42L174 40H171ZM193 41H194V40H192V42H193ZM200 41H201V40H200ZM208 41H209V40H208ZM208 41H207V42H208ZM218 41H217V42H218ZM223 41H224V40H223ZM225 41L228 42L227 40H225ZM235 41H234V43H235ZM43 42H44V41H43ZM48 42H49V41H48ZM69 42H72V41L69 40ZM77 42H78V40H77ZM95 42H94V43H95ZM109 42H110V40H109ZM161 42H162V41H161ZM161 42H160V43H161ZM168 42H169V41H168ZM176 42H177V41H176ZM176 42L174 41L173 43L176 45V44H178V42H177V43H176ZM179 42L183 43V42L180 41V40H179ZM188 42H187V43H188ZM212 42H213V41H212ZM212 42H211V43H212ZM219 42H220V41H219ZM231 42H232V41H231ZM7 43H8V42H7ZM50 43H51V42H50ZM73 43H75V42H73ZM123 43H124V42H123ZM127 43H128V41H127ZM129 43H130V42H129ZM138 43H140V42H138ZM138 43H137V44H138ZM155 43H156V42H155ZM155 43H154V44H155ZM163 43H164V42H163ZM185 43H186V42H185ZM187 43H186V44H187ZM200 43H201V42H200ZM203 43H205V42H203ZM203 43H202V44H203ZM209 43H210V42H209ZM209 43H207V44H209ZM228 43H230V42H228ZM232 43H233V42H232ZM46 44H48V43H46ZM58 44H59V42H58ZM58 44H57V45H58ZM63 44H64V43H63ZM63 44H62V45H63ZM67 44H68V43H67ZM76 44H77V43H76ZM79 44H80V42L78 43V46H79ZM100 44H101V43H100ZM104 44H105V42H104ZM107 44H108V43H107ZM135 44H136V42H135ZM137 44H136V45H137ZM140 44H141V43H140ZM140 44H138L137 47H139ZM150 44H151V43H150ZM158 44H159V43H158ZM186 44H184V45H186ZM190 44H192V43H190ZM194 44H195V41H194V43H193V46H194ZM196 44H197V48H198V44H199V42L196 43ZM196 44H195V46H196ZM202 44H201V46H203ZM212 44H213V43H212ZM230 44H231V43H230ZM7 45H8V44H7ZM62 45H60V46L63 47ZM65 45H66V44H65ZM81 45H82V43H81ZM81 45H80V46H81ZM98 45H99V44H98ZM125 45H126V44H125ZM125 45H124V46H125ZM128 45H129V44H128ZM128 45H127V46H128ZM132 45H133V44H132ZM144 45H145V44H144ZM147 45H148V44H146V47L148 48ZM156 45H157V44H156ZM156 45H155V46H156ZM164 45H165V44H164ZM166 45L168 46V43H166ZM179 45H181V47L184 48V47H183L184 45H182V44H180V43H179ZM204 45H205V44H204ZM214 45H218V46H220L219 43H218V44H215V43H214ZM214 45H210L209 47H211V46L213 47ZM232 45H233V44H232ZM232 45H231V46H232ZM53 46H54V44H53ZM53 46H52V47H53ZM68 46H69V45H68ZM84 46H87V45H84ZM88 46H89V45H88ZM88 46H87V47H88ZM91 46H92V45H90V47H91ZM93 46H94V45H93ZM104 46H105V45H104ZM107 46H108V45H107ZM109 46H111V45H109ZM109 46H108V47H109ZM134 46H135V45H134ZM155 46H154V48H155ZM162 46H163V45H162ZM167 46H166V47H167ZM173 46H174V45H173ZM176 46H177V45H176ZM193 46H192V47H193ZM199 46H200V44H199ZM233 46H234V45H233ZM237 46H238V45H237ZM46 47H47V46H46ZM52 47H51V48H52ZM58 47H59V45H58ZM87 47H86V48H87ZM100 47H101V46H100ZM125 47H126V46H125ZM128 47H129V46H128ZM170 47H171V46H170ZM170 47H169V48H170ZM178 47L180 48V46H177V48H178ZM187 47H188V45H187ZM187 47H185L186 50H188ZM53 48H54V47H53ZM86 48H85V49H86ZM92 48H94V47H92ZM92 48H91V49H92ZM95 48H97V46H96ZM130 48H131V50H132L133 46H131ZM130 48H129V49H130ZM143 48H144V47H143ZM164 48H165V47H164ZM177 48H176V49H177ZM179 48H178V49H179ZM189 48H190V46H189ZM197 48H196V49H197ZM204 48L207 49V48H206V45H205ZM214 48L217 49V47H214ZM214 48H213V49H214ZM229 48H230V47H229ZM234 48L236 49V47H234ZM234 48H233V49H234ZM8 49H9V48H8ZM42 49H43V48H42ZM57 49H58V48H57ZM116 49H117V48H116ZM139 49H140V48H139ZM144 49H146V48H144ZM148 49H149V48H148ZM156 49H157V48H156ZM185 49H184V51H185ZM190 49H193V48H190ZM190 49H189L188 51H191ZM196 49H195V51H194L195 53H196ZM205 49H203V50H205ZM209 49H210V48H209ZM213 49H211V53H209L207 50H205V51L208 52L207 56H208V55H212V51H213ZM216 49H214V50H216ZM50 50H51V49H50ZM52 50H53V49H52ZM55 50H56V49H55ZM83 50H84V49H83ZM86 50H88V49H86ZM100 50H101V49H100ZM103 50H104V49H103ZM108 50H109V48H108ZM135 50H136V49H135ZM163 50H164V49H163ZM163 50H162V51H163ZM170 50H171V49H170ZM172 50H173V49H172ZM179 50H181V49H179ZM179 50H178V51H179ZM198 50H200V49L198 48L197 51H198ZM230 50H232V48H231ZM38 51H40V50H38ZM47 51H48V50H47ZM90 51H91V50H90ZM92 51H93V50H92ZM94 51H95V49H94ZM133 51H134V50H133ZM141 51L143 52V49H141ZM155 51H156V50H154V53H155ZM168 51H169V50H168ZM173 51H174V50H173ZM181 51H182V50H181ZM181 51H179V53H180ZM188 51H186V52H188ZM205 51H202V52H200V53H204ZM216 51H217V50H216ZM218 51H219V50H218ZM220 51H221V49H220ZM96 52H97V51H96ZM99 52H100V51H99ZM102 52H103V51H102ZM123 52H124V50H123ZM134 52H135V51H134ZM136 52H137V51H136ZM149 52H151V51H149ZM152 52H153V51H152ZM152 52H151V53H152ZM171 52H172V51H171ZM176 52H177V51L173 52V54H174V53L176 54ZM207 52H205V53H207ZM233 52H234V50H233ZM235 52H234V53H235ZM51 53H52V52H51ZM70 53H71V51H70ZM70 53H69V54H70ZM107 53H109V52H105V54H107ZM115 53H116V52H115ZM119 53H120V52H119ZM138 53H139V52H138ZM183 53H184V52H183ZM189 53H190V52H189ZM198 53H199V52H198ZM213 53H216V52L213 51ZM217 53H218V52H217ZM220 53H219V54H220ZM230 53H232V52H230ZM230 53H229V55H231ZM44 54H45V53H44ZM73 54H74V53H73ZM77 54H78V53H77ZM89 54H91V53L89 52ZM110 54H111V53H110ZM113 54H114V53H113ZM122 54H123V53H122ZM124 54H125V53H124ZM156 54H157V53H156ZM160 54H161V52H160ZM160 54H159V56L163 55V54H161V55H160ZM166 54H167V52H166ZM191 54H192V53H191ZM78 55H79V54H78ZM83 55H84V54H83ZM97 55H98V54H97ZM116 55H117V54H116ZM116 55H115V56H116ZM145 55H147V54H145ZM145 55L143 54L144 57H145ZM149 55H150V54H149ZM164 55H165V54H164ZM177 55H178V53H177ZM179 55H180V57H181V58H180V57L178 56V57L180 58V60H181V61H184L186 55L183 56V57L181 56L182 54H179ZM183 55H184V54H183ZM187 55H188V56H192V55H189L188 53H187ZM193 55H194V53H193ZM195 55H196V54H195ZM202 55H205V57H206V54H201L199 57H201ZM232 55H231V56H232ZM109 56H110V55H109ZM130 56H131V55H130ZM155 56H156V55H155ZM168 56H171V55L168 54ZM188 56H187V57H188ZM196 56H198V55H196ZM214 56H215V54H214ZM214 56L212 55L211 57H214ZM220 56H221V55H220ZM47 57H48V55H47ZM47 57H45V58L47 59ZM67 57H68V56H67ZM81 57H82V56H81ZM106 57L108 58V55H107ZM106 57H103V59H104V58L106 59ZM111 57H112V55L110 56V58H111ZM113 57H114V56H113ZM116 57H117V56H116ZM120 57H121V56H120ZM139 57H140V55H139ZM139 57H138V58H139ZM150 57H151V56H150ZM187 57H186V58H187ZM192 57H193V56H192ZM192 57H191V58H192ZM199 57H198V58H199ZM202 57H204V56H202ZM211 57H210V58H211ZM217 57H218V56H216V58H217ZM229 57H230V56H229ZM89 58H90V56H89ZM99 58H100V56H99ZM121 58H122V57H121ZM121 58H120V59H121ZM147 58H148V57H147ZM147 58H145L146 61H147ZM151 58H152V57H151ZM153 58H155V57H153ZM159 58H161V57H159ZM164 58H165V57H164ZM168 58H169V57H168ZM171 58H172V56H171ZM171 58H170V59H171ZM175 58H176V57H175ZM195 58L197 59V57H193V59H191V60H194ZM208 58H209V56L207 57V59H208ZM218 58H219V57H218ZM42 59H43V58H42ZM76 59H77V58H76ZM91 59H92V58H91ZM91 59H90V60H91ZM112 59H113V58H112ZM126 59H127V57H126ZM126 59H124V60H126ZM131 59H132V57H131ZM135 59H136V58H135ZM139 59H140V58H139ZM148 59H150V58H148ZM157 59H158V56H157ZM162 59H163V58H162ZM162 59H161V60H162ZM166 59H167V58H166ZM177 59H178V58H177ZM188 59H190V58H188ZM204 59H205V58H204ZM228 59H229V58H228ZM50 60H51V58H50ZM50 60H49V61H50ZM82 60H83V59H82ZM101 60H102V59H101ZM116 60H117V58H116ZM143 60H144V59H143ZM155 60H156V59H155ZM161 60H160V61H161ZM173 60H174V59H173ZM200 60L202 61V58H200ZM209 60H210V59H209ZM79 61H81V60L79 59ZM83 61H85V60H83ZM91 61H92V60H91ZM105 61H106V60H105ZM110 61H111V60H110ZM131 61H132V60H131ZM135 61H136V60H135ZM140 61H141V60H140ZM149 61H150V60H149ZM149 61H148V62H149ZM151 61H152V60H151ZM156 61H157V63H156V66H155L154 68L159 67L160 64H161V63L158 62L159 60H156ZM197 61H198V59H197ZM210 61H211V60H210ZM225 61H226V60H225ZM102 62H103V61H102ZM102 62H101V64H102ZM112 62H113V61H112ZM115 62H116V61H115ZM120 62H122V61L120 60ZM120 62H119V64H120ZM124 62H125V61H124ZM127 62H128V61H127ZM141 62H142V61H141ZM170 62H171V61H170ZM178 62H179V60H178ZM190 62L192 63V61H190ZM207 62H208V61L206 60L205 63L207 64ZM87 63H88V61H87ZM90 63H91V62H90ZM94 63H95V62H94ZM125 63H126V62H125ZM129 63H130V62H129ZM163 63H165V61H164ZM166 63H168V62H166ZM171 63H172V62H171ZM171 63H170V64H171ZM175 63H176V62H175ZM183 63H184V64H183ZM183 63H182V64L185 65L186 62L184 61ZM191 63H189V65H191ZM196 63H197V62H196ZM199 63H201V62H199ZM209 63H210V62H209ZM217 63H218V61H217ZM57 64H58V63H57ZM60 64H61V62H60ZM79 64H80V63H79ZM84 64H85V62H84ZM84 64H83V65H84ZM97 64L100 65V63H97ZM106 64H107V62H106ZM109 64H110V65H109ZM109 64H108L109 67H107L108 69H110V66H111V63H109ZM117 64H118V62H117ZM119 64H118V66H119ZM123 64H124V63H123ZM123 64H121V65H123ZM127 64H128V63H127ZM131 64H132V63H131ZM134 64H135V62H134ZM134 64H133V65H134ZM158 64H159V65H158ZM173 64H174V63H173ZM176 64H177V63H176ZM187 64H188V62H187ZM194 64H195V63H194ZM206 64H205V65H206ZM90 65H91V64H90ZM95 65H96V63H95ZM113 65H114V63H113ZM115 65H116V64H115ZM115 65H114V66H115ZM124 65H125V64H124ZM147 65H149V64H147ZM153 65H155V63H154ZM165 65H166V64H165ZM189 65H188V66H189ZM192 65H193V64H192ZM202 65H204V61H203V64H201V66H200V64H199V66H200L201 68H203ZM54 66H55V64H54ZM92 66H93V65H92ZM97 66H98V65H97ZM106 66H107V65H106ZM114 66H113V67H114ZM128 66H129V64H128ZM130 66H131V65H130ZM134 66H135V65H134ZM163 66H164V65H163ZM167 66H168V65H167ZM171 66H172V64H171ZM174 66H175V64H174ZM195 66H196V65H195ZM199 66H198V68L201 70V68H200ZM90 67H91V66H90ZM93 67H94V66H93ZM100 67H101V65H100ZM100 67H99V68H100ZM116 67H117V66H116ZM123 67H124V66H123ZM126 67H127V66H126ZM172 67H173V66H172ZM175 67H176V66H175ZM179 67H180V63H179ZM182 67H183V66H182ZM185 67H187V66L185 65ZM52 68H53V67H52ZM70 68H71V67H70ZM85 68H86V67H85ZM88 68H89V67H88ZM91 68H92V67H91ZM101 68L104 70L106 67L104 68L103 65H102ZM127 68H128V67H127ZM130 68H131V67H130ZM138 68H139V67H138ZM142 68H143V67H142ZM164 68H165V66H164ZM164 68H163V69H164ZM169 68H170V67H169ZM173 68H174V67H173ZM83 69H84V68H83ZM83 69H82V70H83ZM92 69H93V68H92ZM92 69H91V70H92ZM96 69H98V68H96ZM108 69H107V70H108ZM118 69H119V67H118ZM128 69H129V68H128ZM140 69H141V68H140ZM177 69H179V68L176 67V69H174V70L177 71ZM181 69H182V68H180L179 70L181 71ZM185 69H186V68H185ZM187 69H188V68H187ZM187 69H186V70H187ZM210 69H211V68H210ZM48 70H49V68H48ZM56 70H57V69H56ZM56 70H55V72L57 73ZM74 70H75V69H74ZM98 70L100 71V69H98ZM98 70H97V71L95 70V72H96L97 74H98ZM121 70H122V69H121ZM123 70H124V68H123ZM135 70H136V69H135ZM154 70H155V69H154ZM158 70L160 71L161 69L158 68ZM167 70L170 71L171 69H168V68H167ZM172 70H173V69H172ZM186 70H185V71H186ZM189 70H191V69L189 68ZM189 70H187V71H189ZM196 70H194V71L196 72ZM16 71H17V70H16ZM42 71H44V70H42ZM72 71H73V70H72ZM105 71H106V70H105ZM105 71H103V72H105ZM110 71H111V70H109V72H110ZM113 71H114V70H113ZM116 71H117V70H116ZM126 71H128V70H126ZM137 71H138V70H137ZM156 71H157V69H156ZM159 71H158V72H159ZM164 71H165V70H164ZM185 71H182V72H184V75H183V76H185ZM60 72H61V71H60ZM77 72H78V70H77ZM81 72H82V71H81ZM101 72H102V71H101ZM101 72H99V73H101ZM106 72H107V71H106ZM119 72H121V71H119ZM134 72H135V71H134ZM140 72H141V71H140ZM140 72H139V73H136V74H135V77L138 78V79H139V78H140V79H143V81L148 82V83L151 82V81H150L151 79L154 81V80H155V77L160 73V72H159V73L157 72V73H158V74H157V73L151 72V73L146 74V73H144V72H143V73H140ZM190 72H191V71H190ZM192 72H193V71H192ZM69 73H70V72H69ZM86 73H87V71H86ZM89 73H90V72H89ZM93 73H94V72H93ZM107 73H108V72H107ZM113 73H114V72H113ZM124 73H125V71H124ZM131 73H132V71H131ZM162 73H163V72H161L160 74H162ZM172 73H173V72H172ZM175 73H176V72H175ZM180 73H181V72H180ZM44 74H45V72H44ZM70 74H71V73H70ZM74 74H75V73H74ZM74 74H73V76H74ZM105 74H106V73H105ZM117 74H118V72H117ZM121 74H122L121 76L123 77V73H121ZM132 74H133V73H132ZM132 74H130V75H132ZM164 74H165V72H164ZM169 74H171V73H168L167 75L165 74V76H167V77L169 78V76H168ZM177 74H178V73H177ZM182 74H183V73H182ZM182 74H180V75L182 76ZM194 74H195V73H194ZM194 74H192V73H191V74H188V72H187L186 75H194ZM221 74H222V73H221ZM39 75H40V74H39ZM45 75H46V74H45ZM75 75H76V74H75ZM78 75L80 76V74H78ZM90 75H92V74L90 73ZM93 75H95V74H93ZM102 75H103V74H102ZM108 75H109V74H107V76H108ZM112 75H113V74H112ZM125 75H126V73H125ZM128 75H129V74H128ZM171 75H172V74H171ZM174 75H175V74H174ZM196 75H197V74H196ZM196 75H195V76H196ZM54 76H55V75H54ZM62 76H64V75H62ZM81 76H82V77H81ZM81 76H80V77H77V78H83V75H81ZM96 76H99V75H96ZM105 76H106V75H104V77H105ZM107 76H106V79L104 78V79H105V82H106V80H107V78H108ZM117 76H118V75H117ZM121 76H120V77H121ZM132 76H134V75H132ZM162 76H163V74H162ZM172 76H173V75H172ZM175 76H176V75H175ZM198 76H199V75H198ZM198 76H196L197 79L195 78V80H198ZM46 77H47V76H46ZM60 77H61V75H60ZM112 77H113V76H112ZM115 77H116V76H115ZM118 77H119V76H118ZM135 77H134V78H135ZM160 77H161V76H160ZM167 77H166V78H167ZM173 77H174V76H173ZM190 77H191V76H190ZM0 78H1V77H0ZM41 78H42V77H41ZM62 78H63V77H62ZM92 78H93V77H92ZM130 78H131V77H130ZM134 78H133V81L135 80ZM188 78H189V77H188ZM188 78H186V79L189 81ZM200 78H201V77H200ZM200 78H199V79H200ZM44 79H45V78H44ZM48 79H50V78H48ZM52 79H53V78H52ZM59 79H60V78H59ZM93 79H94V78H93ZM102 79H103V78H102ZM109 79H110V78H109ZM140 79H139V80H140ZM160 79H161V78H160ZM170 79H171V78H170ZM177 79H178V76H177ZM182 79H183V80H182ZM184 79H185V78H183V77L181 78L182 81H184ZM186 79H185V81L183 82V86H184V83H186V81H187ZM190 79H191V78H190ZM2 80H3V79H2ZM60 80H61V79H60ZM63 80H64V79H63ZM67 80H68V78H67ZM69 80H70V78H69ZM73 80H74V79H73ZM90 80H91V78H90ZM95 80H96V78H95ZM97 80H98V79H97ZM97 80H96V81H97ZM123 80H124V79H123ZM125 80L127 81V79H125ZM130 80H131V79H130ZM130 80H129V82H130ZM178 80H179V79H178ZM192 80L194 81V79H192ZM192 80H191V81H192ZM53 81H55V80H53ZM61 81H62V80H61ZM64 81H65V80H64ZM110 81H111V80H110ZM112 81H113V79H112ZM133 81H132V82H133ZM143 81H142V82H143ZM153 81H152V82H153ZM158 81H159V80H158ZM160 81H161V80H160ZM162 81H163V80H162ZM168 81H169V80H168ZM171 81H172V80H171ZM173 81H174V80H173ZM202 81H203V80H202ZM202 81H201V82H202ZM59 82H60V81H59ZM76 82H77V81H76ZM84 82H85V80H84ZM87 82H88V80H87ZM100 82H101V81H100ZM102 82H104V80H102ZM102 82H101V83H102ZM105 82H104V83H105ZM108 82H109V81H108ZM108 82H107V85H109ZM119 82H120V81H119ZM119 82H118L117 84H119ZM154 82H156V80H155ZM163 82H164V81H163ZM169 82H170V81H169ZM179 82H180V81H179ZM199 82H200V81H199ZM199 82L197 83V82L195 81L196 84H199ZM201 82H200V83H201ZM215 82H216V83H215ZM60 83H61V82H60ZM65 83H67V81H65ZM85 83H86V82H85ZM93 83H94V82H93ZM98 83H99V81H98ZM101 83H99V85H100ZM134 83H135V82H134ZM139 83H140V82H139ZM139 83H138V84H139ZM143 83H144V82H143ZM143 83H142V84H143ZM167 83H168V82H167ZM167 83H166V84H167ZM176 83H177V82H176ZM214 83H215V85L213 86ZM37 84H38V83H37ZM42 84H45V83H41V86H42ZM48 84H49V83H48ZM57 84H58V83H57ZM117 84L115 83V85H117ZM123 84H124V83H123ZM132 84H133V83H132ZM138 84H137V86H139ZM157 84H158V83H157ZM157 84H156V86H157ZM171 84H172V83H171ZM178 84L180 85V84H182V83L180 82V83H178ZM8 85H9V84H8ZM39 85H40V84H39ZM46 85H47V84H46ZM91 85H92V84H91ZM103 85H104V84H103ZM103 85H102V87H104V86L106 85V83H105L104 86H103ZM115 85H112V87H113V86L115 87ZM129 85H130V84H129ZM134 85H136V84H134ZM145 85H146V83H145ZM160 85L162 86L161 83H160ZM160 85H159V86H160ZM190 85L195 86V87H196V88L194 87L195 89H198V88H199V85H198V87H197L196 85H193L192 83H190ZM257 85H261V84L258 83ZM49 86H50V85H49ZM51 86H52V85H51ZM53 86H54V85H53ZM64 86H65V85H64ZM68 86L70 87L71 85L68 84ZM79 86H80V85H79ZM142 86H143V85H142ZM142 86H141V87H142ZM152 86H153V84H152ZM164 86H165V84H164ZM173 86L176 87V88L172 87L171 85L166 86V87H168V88H169V87H172V88H174V89H177V86H176V85H173ZM180 86H181V85H180ZM180 86H178V89H182V90H183V88H181ZM188 86H189V84H188ZM42 87H43V86H42ZM42 87H41V88H42ZM46 87H48V85H47ZM85 87L88 88V87H90V85L88 86V83H87V86H85ZM91 87H92V86H91ZM110 87H111V86H110ZM112 87H111V88H112ZM114 87H113V88H114ZM117 87H118V86H117ZM123 87H124V85H123ZM132 87H133V86H132ZM132 87H129V89H131ZM135 87H136V86H135ZM135 87H133V88H135ZM144 87H147V86H144ZM150 87H151V86H150ZM179 87H180V88H179ZM189 87H190V86H189ZM41 88H40V89H41ZM44 88H45V87H44ZM63 88H64V87H63ZM63 88H62V89H63ZM65 88H66V87H65ZM77 88H78V87H77ZM106 88H107V87H106ZM113 88H112V89H113ZM124 88H125V87H124ZM162 88H163V87H162ZM164 88H165V87H164ZM168 88H167V89H168ZM191 88H192V87H191ZM194 88H193V89H194ZM6 89H7V88H6ZM67 89H68V88H67ZM85 89H86V88H85ZM88 89H89V88H88ZM93 89H94V88H93ZM102 89L104 90V88H102ZM112 89H110L109 86H108V90H112ZM115 89H117V88H115ZM119 89H120V88H119ZM127 89H128V88H127ZM136 89H137V88H136ZM140 89H142V88H140ZM145 89H146V88H145ZM148 89H149V88H148ZM151 89H152V88H151ZM151 89H150V90H151ZM160 89H161V88H160ZM174 89H173V90H174ZM178 89H177V91H178ZM185 89H186V87H185ZM188 89H189V88H187L185 91L187 92ZM193 89H192V90H193ZM199 89H200V88H199ZM7 90H8V89H7ZM45 90H46V89H45ZM50 90H52V88H51ZM55 90H57V87H55ZM55 90H54V91H55ZM58 90H59V89H58ZM94 90H95V89H94ZM106 90H107V89H106ZM106 90H105V91H102V90H101V91H102V92H106ZM108 90H107V92H108ZM125 90H126V89H125ZM146 90H147V89H146ZM164 90H165V89H164ZM168 90H169V89H168ZM182 90H181V92H182ZM192 90L190 89L189 91H192ZM2 91H3V90H2ZM54 91H53V93H54ZM63 91H64V90H62V93H63ZM65 91H66V90H65ZM70 91H71V90H70ZM79 91H80V90H79ZM91 91H92V90H91ZM99 91H100V90H99ZM122 91H124V90H122ZM122 91H121V92H122ZM132 91H134V90H131V92H132ZM138 91H139V90H138ZM142 91H143V90H142ZM147 91H148V90H147ZM155 91H157V90L155 89ZM170 91H171V90H170ZM177 91L175 90L174 92H177ZM185 91H184V92H185ZM196 91H197V90H196ZM15 92H16V91H15ZM20 92H21V91H20ZM49 92H50L49 94H51V91H49ZM72 92H73V91H72ZM87 92H89V90H88V91L86 90V94H87ZM93 92H94V91H93ZM93 92H91V93L93 94ZM95 92H96V90H95ZM107 92H106V93H107ZM114 92H115V90L112 91L113 95H114ZM116 92H117V91H116ZM116 92H115V93H116ZM126 92H127V91H126ZM181 92L179 91V93H181ZM192 92H194V91H192ZM44 93H46V92H44ZM59 93H60V92H59ZM62 93H61V94H62ZM67 93H68V92H67ZM73 93H74V92H73ZM73 93H72V94H73ZM76 93H77V92H76ZM96 93H97V92H96ZM96 93H95V94H96ZM106 93H105V94H106ZM162 93H163V92H161L160 94H162ZM165 93H166V91H165ZM171 93H173V92H171ZM188 93H189V92H188ZM188 93H187V94H188ZM29 94H30V93H29ZM55 94H56V93H55ZM57 94H58V92H57ZM72 94H71V95H72ZM89 94H90V92H89ZM95 94H94V95H95ZM98 94H99V93H98ZM98 94H97V95H98ZM108 94H111V93L109 92ZM125 94H126V93H125ZM129 94H130V93H129ZM155 94H157V93H155ZM181 94L183 95V93H181ZM189 94H190V93H189ZM189 94H188V95H189ZM195 94L193 93V96H191V95H192V93H191V94H190L191 98L194 97ZM66 95H67V94H66ZM66 95H65V96H66ZM74 95H75V94H74ZM74 95H72V97H73ZM83 95H85V94H83ZM87 95H88V94H87ZM87 95H86V97H88V96L90 97L91 94L88 95V96H87ZM111 95H112V94H111ZM117 95H118V94H117ZM132 95H133V93H132ZM132 95H130V96H132ZM134 95H135V94H134ZM136 95H137V94H136ZM139 95H141V94H138V96H139ZM143 95H144V94H143ZM169 95H170V94H169ZM185 95H186V94H185ZM8 96H9V95H8ZM12 96H13V95H12ZM23 96H25V95H23ZM27 96H28V95H27ZM44 96H45V94H44ZM56 96H57V95H56ZM58 96L60 97V95H58ZM68 96H70V94L67 95V97H68ZM79 96H80V95H79ZM79 96L76 95L77 98H78ZM91 96H93V95H91ZM115 96H116V95H115ZM118 96H119V95H118ZM121 96H123V95L121 94ZM141 96H142V95H141ZM146 96H147V95H146ZM162 96H163V94H162ZM174 96H175V94H174ZM190 96H189V98H190ZM52 97H53V95H52ZM67 97H65V99H67ZM81 97H82V95H81L79 98L81 99ZM84 97H85V96H84ZM86 97H85V98H86ZM89 97H88V98H89ZM98 97H99V96H98ZM100 97H104V96L101 95ZM106 97H109V96H106ZM113 97H114V96H113ZM113 97H112V98H113ZM135 97L137 98V96H135ZM142 97H143V96H142ZM147 97H148V96H147ZM147 97H146V98H147ZM165 97H166V96H165ZM182 97H183V96H181V98H182ZM185 97H186V96H185ZM185 97H183V98H185ZM206 97H207V96H206ZM233 97L236 99L235 101L233 100L234 102L231 100V98L233 99ZM0 98H1V97H0ZM32 98H33V97H32ZM45 98H46V97H45ZM56 98H57V97H56ZM60 98H61V97H60ZM60 98H59L58 100H60ZM79 98H78V99H79ZM93 98H95V97L93 96ZM120 98H121V97H120ZM120 98H117V96H116V99L119 100ZM123 98H124V97H123ZM128 98H130V97H128ZM136 98H135V99H136ZM162 98H163V97H162ZM169 98H171V96H169ZM177 98H178V97H177ZM186 98H187V97H186ZM49 99H50V98H49ZM53 99H54V98H53ZM74 99H75V97H74ZM82 99H83V98H82ZM86 99H87V98H86ZM89 99H90V98H89ZM138 99H139V98H138ZM141 99H142V98H141ZM160 99H161V98H160ZM179 99H180V97H179ZM244 99H245V102H244ZM12 100H13V99H12ZM19 100H20V99H19ZM69 100H70V98H69ZM69 100H68V101H69ZM72 100H73V99H72ZM75 100H76V99H75ZM97 100H99V99L96 98V101H97ZM108 100L110 101V99H107L105 104H109V101H108ZM112 100H113V99H112ZM120 100H121V99H120ZM153 100H154L153 95H152V96L149 95V97L147 98L146 102H147L148 104L151 103V105H152ZM177 100H178V99H177ZM177 100H176V101H177ZM195 100L197 101V99H195ZM229 100H230V102H229ZM242 100H243V101H242ZM32 101L34 102L35 100L32 99ZM36 101H38V100H36ZM51 101H52V100H51ZM53 101H54V100H53ZM53 101H52V102H53ZM70 101H71V100H70ZM85 101H87V100H85ZM94 101H95V100H94ZM94 101H93V102H94ZM100 101H101V100H100ZM102 101H103V99H102ZM114 101L116 102L115 97H114ZM114 101H112V103H113ZM127 101H128V100H127ZM133 101H134V99H133ZM133 101H132V102H133ZM141 101H142V100H140L139 103H140ZM157 101H159V103L161 102L160 100H157ZM157 101H156V102H157ZM164 101H165V100H164ZM168 101H169V100H168ZM240 101H242V103H241V104H238ZM52 102H51V103H52ZM60 102H61V101H60ZM62 102H63V101H62ZM81 102H82V101H81ZM104 102H105V99H104ZM154 102H155V101H154ZM156 102H155V103H156ZM170 102H172V101H170ZM180 102H181V99H180ZM185 102H186V101H185ZM185 102H184V103H185ZM190 102H191V101H190ZM190 102H189V103H190ZM2 103H3V101H2ZM12 103H14V102H12ZM38 103H39V102H38ZM49 103H50V102H49ZM49 103H48V104H49ZM64 103H65V102H64ZM74 103H75V101H74ZM74 103L71 101V104H72L73 106H74ZM82 103H83V102H82ZM94 103H95V102H94ZM94 103H93V105H94ZM110 103H111V101H110ZM112 103H111V105H113ZM144 103H145V102H144ZM168 103H169V102H168ZM178 103H179V102H178ZM178 103H177V104H178ZM181 103H182V102H181ZM187 103H188V102H187ZM18 104H19V102H18ZM24 104H26V103H24ZM29 104H31V103H29ZM40 104H41V103H40ZM45 104H46V103H45ZM48 104H47V105H48ZM54 104H55V103H54ZM54 104H53V105H54ZM65 104H68V105H66V107H67V109H68L69 102H67V103H65ZM65 104H64V105H65ZM75 104H77V103H75ZM87 104L89 105V103H87ZM116 104H119V103H116ZM116 104H115V105H116ZM120 104H121V103H120ZM127 104H128V102H127ZM127 104H126V105H127ZM129 104H130V102H129ZM133 104H134V103H133ZM135 104H137V103H135ZM157 104H158V103H157ZM160 104H161V103H160ZM172 104H173V103H172ZM182 104H183V103H182ZM237 104H238V106H237ZM12 105H13V104H12ZM53 105H52V106H53ZM77 105H78V104H77ZM84 105H85V104H84ZM93 105H92V106H93ZM103 105H104V104H103ZM130 105H131V104H130ZM149 105H150V104H149ZM161 105L163 106V104H161ZM169 105H171V104H169ZM178 105H179V104H178ZM185 105H186V104H185ZM185 105H184V106H185ZM36 106H37V108H38V105H36ZM36 106H35V107H36ZM41 106H42V105H41ZM50 106H51V105H50ZM52 106H51V108H53ZM60 106H61V105H60ZM73 106H72V107H73ZM85 106L88 107L87 105H85ZM92 106L89 105V107H92ZM98 106H99V105H98ZM113 106H114V105H113ZM119 106H121V105H119ZM138 106H139V105H138ZM138 106L135 105V107H138ZM141 106H143V104H142ZM146 106H148V105L146 104ZM146 106H145V107H146ZM166 106H168V105L166 104ZM184 106H183V107H184ZM186 106H188V104H187ZM14 107H15V106H14ZM31 107H32V105H31ZM48 107H49V106H48ZM56 107H57V106H56ZM70 107H71V105H70ZM75 107H76V106H74V109H75ZM89 107H88V108H89ZM107 107H108V105H107ZM109 107H110V108H109L110 110H111V109L114 110V109L116 108V107H114V109H113V107H112V108H111V106H109ZM122 107H125V106H122ZM130 107H131V106H130ZM130 107H128V109H129ZM135 107H134V108H135ZM157 107H159V106L157 105ZM163 107H165V106H163ZM180 107H181V106H180ZM183 107L181 108V110L183 109ZM11 108H12V107H11ZM25 108H26V107H25ZM37 108H36V109H37ZM39 108H40V107H39ZM41 108H42V107H41ZM51 108H49V109H51ZM54 108H55V107H54ZM58 108H59V107H58ZM76 108H77V110L79 109L78 106H77ZM83 108H84V107H83ZM88 108H87V109H88ZM94 108H95V107H94ZM94 108H93V109H94ZM103 108H104V107H103ZM117 108H118V107H117ZM120 108H121V107H120ZM120 108H118V109L120 110ZM134 108H133V109H134ZM138 108H139V107H138ZM138 108H137V111H139ZM143 108H144V107H143ZM146 108H147V107H146ZM154 108H155V107H154ZM166 108H167V107H166ZM169 108H171V107H169ZM184 108H185V107H184ZM17 109H18V108H17ZM30 109H31V108H30ZM34 109H35V108H34ZM36 109H35V110H36ZM42 109H43V108H42ZM42 109H41V110H42ZM63 109H64V108H63ZM70 109H71V108H70ZM74 109H73V110H74ZM85 109H86V108H84V111H85ZM90 109H91V108H90ZM97 109H98V108H97ZM100 109H101V108H100ZM133 109H131V110L133 111ZM141 109H142V107H141ZM141 109H140V110H141ZM159 109L163 110V108H162L161 106H160ZM22 110H23V109H22ZM28 110H29V109H28ZM44 110L46 111V109H44ZM54 110H55V109H54ZM102 110H103V109H102ZM102 110H100V112H101ZM112 110H111L110 112H112ZM125 110H127V109H124V111H125ZM135 110H136V109H135ZM151 110H153V108L150 109V112H151ZM172 110H173V109H172ZM181 110H180V111L178 110V111H179L178 114L183 115V118H185V116H186L187 114L184 116L183 113H180ZM183 110H185V109H183ZM220 110L222 111V114H223V115H222V114L220 115V113H219V115L217 114V112L220 111ZM1 111H2V110H1ZM61 111H62V110H61ZM88 111H89V113H90V110H89V109H88ZM93 111H94V110H93ZM93 111H92V113H93ZM95 111H96V110H95ZM95 111H94V112H95ZM98 111H99V110H97L96 113H98ZM103 111H104V110H103ZM105 111H107V109H106ZM121 111H122V110H121ZM129 111H130V109H129ZM144 111H146L145 108H144ZM144 111H143V112H144ZM156 111H157V110H156ZM159 111H160V110H159ZM159 111H158V112H159ZM170 111H171V110H170ZM18 112H19V111H18ZM52 112H53V111L49 112V114L52 113ZM57 112H58V111H57ZM67 112H68V111H67ZM71 112H72V111H71ZM71 112H69V113H71ZM77 112H78V111H77ZM79 112H80V110H79ZM100 112H99V114H101ZM107 112H109V110H108ZM110 112H109V113H110ZM141 112H142V111H141ZM146 112H147V111H146ZM146 112H145V113H146ZM152 112L154 113L155 111L153 110ZM173 112L175 113L174 110H173ZM203 112H204V111H203ZM9 113H10V112H9ZM16 113H17V112H16ZM21 113H22V112H21ZM30 113H31V111H30ZM53 113H54V115L56 114L55 111H54ZM60 113H61V112H60ZM82 113H83V112H82ZM82 113H80V116H81ZM86 113H87V112H86ZM112 113H114V112H112ZM117 113H118V112H117ZM122 113H123V111H122ZM122 113H120V116H122ZM126 113H128V112H126ZM155 113H156V112H155ZM159 113H161V115H164L165 118H167V117L169 116V111H168V110H167V111H166V110H165V111L163 110V113H162V111L159 112ZM170 113H171V112H170ZM190 113H191V114H190ZM207 113H208V114H207ZM24 114H25V113H24ZM40 114H41V111H40ZM43 114H44V113H43ZM65 114H67V113H65ZM73 114H74V113H73ZM83 114H84V115H83ZM83 114H82L83 117L86 116L85 113H83ZM103 114H104V112H103ZM206 114H207V115H206ZM11 115H12V114H11ZM30 115H31V116H30L29 121H28V122H29L28 134L31 135L30 139L32 140V137L36 136V134H37V133H36V129H38V128H37V122L39 121V119H40L41 117H44V116L39 117V116H38V112H35V111H34L32 114H30ZM44 115L46 116V114H44ZM51 115H53V114H51ZM54 115H53V117H54ZM56 115H60V114L57 113ZM61 115H62V114H61ZM70 115H71V117L73 116L72 114H70ZM74 115H75V114H74ZM76 115L79 117L78 114H76ZM94 115H95V114H94ZM115 115H116V113H114V116H115ZM135 115L137 116V114H135ZM139 115H140V114H139ZM146 115H147V114H146ZM146 115H145V116H146ZM175 115H176V113L174 114V116H175ZM229 115H230V116L234 115V116L230 117ZM7 116H8V114H7ZM9 116H10V115H9ZM47 116H48V115H47ZM66 116H67V115H66ZM87 116H88V119H89V117H90L89 114H88ZM92 116H93V115H92ZM95 116H96V115H95ZM95 116H94V117H95ZM97 116H98V114H97ZM109 116H110V115H109ZM114 116H113V117H114ZM118 116H119V115H118ZM118 116H117V117H118ZM125 116H126V115H123V117H125ZM130 116H131V115H130ZM159 116H160L159 114H157V115H156V114H153L152 117H151V115H150L151 120L155 117V119H153L150 123H147V121H144V120H142V119H140V118L138 117L139 119L137 118L136 121H135V124H134V132L136 133L139 129L141 130V128H147V126L150 125L152 122L154 123V120H156V117L159 118ZM166 116H167V117H166ZM171 116H172V113H171ZM187 116H188V115H187ZM190 116H189V118H190ZM12 117H13V116H12ZM16 117H17V115H16ZM19 117H20V116H19ZM49 117H50V116H49ZM56 117H58V116H56ZM78 117H76V120H77ZM81 117H82V116H81ZM94 117H93V121L96 119V117H95V119H94ZM115 117H116V116H115ZM115 117H114V120L116 119ZM148 117H149V116H148ZM164 117L161 116L160 118L163 119ZM3 118H4V117H3ZM27 118H28V117H27ZM46 118H47V117H46ZM54 118H55V117H54ZM59 118H61V117H59ZM67 118H69V116H68ZM85 118H87V117H85ZM85 118H84V119H85ZM106 118H107V117H106ZM133 118H135V117H133ZM142 118H143V117H142ZM174 118H175V117H174ZM176 118H177V117H176ZM181 118H182V117H181ZM186 118L188 119V117H186ZM191 118H190V119H191ZM201 118H202V119H201ZM8 119H9V118H8ZM49 119H50V118H49ZM49 119H48V122H49ZM70 119H71V118H69V120H70ZM74 119H75V118H74ZM88 119H87V120H88ZM98 119H99V118H98ZM100 119H102V118H100ZM103 119H104V118H103ZM103 119H102V120H103ZM110 119H111V118H110ZM110 119H109V120H110ZM123 119H124V118H123ZM123 119H121V121H122ZM125 119H127V117H126ZM125 119H124V120H125ZM128 119H130L129 116H128ZM168 119H170V118L168 117ZM178 119H179V118H178ZM192 119H191V123H193V122H192ZM203 119H204V120H203ZM14 120H15V119H14ZM23 120H24V117H23ZM57 120H58V118H57ZM61 120H62V119H61ZM114 120H112V123H113ZM124 120H123V122H124ZM149 120H150V118H149ZM160 120H161V119H160ZM165 120H166V119H165ZM185 120H186V119H184V121H183V119H181V121H179V122L181 123V125L184 124L183 122H185ZM188 120H189V119H188ZM188 120H187V121H188ZM202 120H203V122H202ZM26 121H27V120H26ZM42 121H43V118H42ZM53 121H54V120H53ZM53 121H50V123L53 122ZM62 121H63V120H62ZM72 121H73V119H72ZM88 121H89V120H88ZM90 121H92V120L90 119ZM93 121H92V123H94ZM104 121H105V120H104ZM116 121H118V120L116 119ZM116 121H115V122H116ZM128 121H129V120H128ZM132 121H133V120H132ZM158 121H159V120H158ZM168 121H170V120H168ZM171 121L173 122V119H171ZM174 121L176 122L175 119H174ZM40 122H41V121H40ZM48 122L46 121V123H48ZM84 122H85V120H84ZM126 122H127V121H126ZM126 122H124L125 125H126ZM166 122H167V121H166ZM175 122H174V123H175ZM201 122H202V124H201ZM6 123H7V121H6ZM44 123H45V122H44ZM44 123H43V124H44ZM46 123H45V124H46ZM58 123H59V122H58ZM64 123H65V122H64ZM68 123H69V122H68ZM68 123H67V124H68ZM86 123H89V122H86ZM90 123H91V122H90ZM92 123H91V124H92ZM95 123H96V121H95ZM99 123L102 124L101 121H100ZM103 123H104V122H103ZM107 123H108V122H107ZM129 123H130V122H129ZM157 123H158V122H157ZM157 123H154V124H157ZM164 123H165V122H164ZM174 123H173V124H174ZM182 123H183V124H182ZM185 123H186V122H185ZM187 123H189V121H188ZM3 124H4V123H3ZM8 124H9V123H8ZM8 124H7V125H8ZM16 124H18V123H16ZM53 124H54V123H53ZM75 124H76V123H75ZM80 124H81V123H80ZM91 124H89V125H91ZM97 124H98V123H97ZM110 124H111V123H110ZM118 124H119V121H118ZM118 124H117V125H118ZM120 124H121V122H120ZM127 124H128V123H127ZM131 124L133 125L132 122H131ZM131 124H130V126H131ZM162 124H163V123H162ZM173 124H171V125H173ZM194 124H193V125H194ZM0 125H1V124H0ZM4 125H5V124H4ZM11 125H12V124H11ZM13 125H15V124H13ZM20 125H21V124H20ZM20 125H19V126H20ZM46 125H48V124H46ZM49 125H50V124H49ZM57 125H58V124H57ZM60 125H61V123H60ZM85 125H87V124H85ZM106 125H107V124H106ZM117 125H116V123H115L114 127L117 126ZM157 125H158V124H157ZM157 125H156V126H157ZM175 125H176V124H175ZM177 125H178V122H177ZM201 125H202V127H201ZM5 126H6V125H5ZM38 126H39V124H38ZM54 126H55V125H54ZM58 126H59V125H58ZM63 126H64V125H63ZM75 126H76V125H75ZM78 126H79V125H78ZM81 126H83V125H80V127H81ZM97 126H98V125H97ZM101 126H102V125H101ZM108 126H109V125H108ZM112 126H113V125H112ZM120 126H121V125H120ZM122 126H123V123H122ZM126 126H127V125H126ZM165 126H166V125H165ZM173 126H174V125H173ZM183 126H185V125H183ZM187 126H188V125H187ZM16 127H17V126H16ZM50 127H51V126H50ZM52 127H53V126H52ZM76 127H77V126H76ZM80 127L78 128L79 130L76 128L77 131H80V130H81ZM90 127H92V125H91ZM90 127H89V129H91ZM94 127H95V126H94ZM102 127H103V126H102ZM117 127H119V126H117ZM127 127H128V126H127ZM149 127L151 128V126H149ZM153 127H154V126H153ZM163 127H164V125H163ZM170 127H171V126H170ZM178 127H179V126H178ZM0 128H2V127H0ZM45 128H46V127H45ZM53 128H54V127H53ZM84 128H85V127H84ZM86 128H88V125H87ZM107 128H108V127H107ZM119 128H120V127H119ZM158 128H159V126H158ZM164 128H165V127H164ZM183 128H184V127H183ZM185 128H186V126H185ZM16 129H17V128H16ZM26 129H27V127H26ZM41 129H42V128H40V130H41ZM51 129H52V128H50L49 130L47 129V130L50 131ZM73 129H75V128H73ZM76 129H75V130H76ZM82 129H83V127H82ZM92 129H93V128H92ZM109 129H110V128H109ZM125 129L127 130V129H131V128H125ZM125 129H123V127H122V129H120V130L118 129V130H119V132H120V131H124ZM132 129H133V128H132ZM154 129H155V128H154ZM159 129H162V128H159ZM172 129H173V128H172ZM1 130H2V129H1ZM11 130H12V129H11ZM18 130H22V129H18ZM44 130H46V129H44ZM57 130H58V132H59V129H57ZM57 130H56V131H57ZM83 130H84V129H83ZM85 130H86V129H85ZM94 130H96V129H94ZM98 130H100V129H98ZM102 130H103V129H102ZM105 130H106V129H104V131H105ZM113 130H114V129H113ZM145 130H146V129H145ZM150 130H151V129H150ZM3 131H4V130H3ZM38 131H39V130H38ZM56 131H54V134H56V133H55ZM88 131H89V130H88ZM91 131H92V130H91ZM96 131H97V130H96ZM106 131H107V130H106ZM114 131H115V130H114ZM114 131H112V132H114ZM153 131H154V130H153ZM159 131H160V130H159ZM164 131H165V130H164ZM202 131H203V130H202ZM210 131H211V132H210ZM11 132H12V131H11ZM13 132H14V131H13ZM50 132H51V131H50ZM50 132H49V133H50ZM61 132H63V131L61 130ZM92 132H93V131H92ZM109 132H110V130H109ZM125 132H126V131H125ZM127 132H129V134H131V135L134 134V133H133V134L130 133V131H127ZM132 132H133V131H132ZM140 132H143V131H140ZM144 132H145V131H144ZM146 132H147V131H146ZM168 132H169V131H168V127H167V133H168ZM191 132H192V131H191ZM196 132H197V131H196ZM203 132H204V131H203ZM206 132H207V133H206ZM208 132H210V134H209ZM212 132H214V133H212ZM35 133H36V134H35ZM78 133H79V132H78ZM81 133H82V131H81ZM84 133H85V132H84ZM98 133H99V132H98ZM103 133H104V132H103ZM107 133H108V131H107ZM114 133H115V132H114ZM120 133H121V132H120ZM123 133H124V132H123ZM138 133H139V132H138ZM138 133H137V134H138ZM162 133H163V131H162ZM164 133H165V132H164ZM211 133H212V134H211ZM4 134H5V133H4ZM25 134H26V133H25ZM40 134H41V133H40ZM57 134H58V133H57ZM57 134H56V135H57ZM67 134H68V133H67ZM67 134H63V135H67ZM75 134H76V133H75ZM88 134H89V133H88ZM88 134H87V135H88ZM118 134H119V133H117V135H115L116 139L119 138V137H117ZM121 134H122V133H121ZM126 134H127V133H126ZM152 134H153V133H152ZM155 134H157V130H156V133H155ZM196 134H198V133H196ZM13 135H14V134H13ZM38 135H39V134H38ZM68 135H69V134H68ZM78 135H79V134H78ZM78 135H77V136H78ZM82 135H83V133H82ZM108 135H111V136L113 137V133L111 134V132H110V134H108ZM119 135H120V134H119ZM122 135H123V138H124V134H122ZM143 135H144V134H143ZM150 135H151V133H150ZM153 135H154V134H153ZM192 135H193V134H192ZM18 136L20 137V135H18ZM21 136H22V135H21ZM42 136H43V135H42ZM47 136H48V135H47ZM49 136H50V135H49ZM60 136H61V135H60ZM85 136H86V135H85ZM120 136H121V135H120ZM129 136H130V135H129ZM140 136H141V133H140ZM140 136H139V137H140ZM145 136H146V135H144V137H145ZM154 136H157V135H154ZM154 136L151 137V139L154 138ZM194 136H195V134H194ZM197 136H198V135H197ZM212 136H213V135H212ZM45 137H46V136H45ZM45 137H44V138H45ZM50 137H51V136H50ZM73 137H74V136H73ZM91 137H92V136H91ZM107 137H108V136H107ZM112 137H110V138L112 139ZM121 137H122V136H121ZM148 137H149V136H148ZM148 137H146V138H148ZM163 137H164V136H163ZM184 137H185V136H184ZM213 137H214V136H213ZM37 138H38V137H37ZM44 138H43V140L46 141ZM47 138H48V137H47ZM47 138H46V139H47ZM52 138H54V137H52ZM52 138H51V140H54V139H52ZM58 138H59V137H58ZM58 138H57V139H58ZM63 138H64V137H63ZM66 138H67V141L69 142V139H68L67 136H66ZM70 138H71V137H70ZM85 138H86V137H85ZM100 138H101V137H100ZM131 138H132V140H133L134 138L136 139V135H135L134 138L130 136V140H129V137H128V140L131 141ZM137 138H138V137H137ZM141 138L144 139V141H145V138H143V137H141ZM157 138H159V137H157ZM2 139H3V138H2ZM4 139H5V138H4ZM6 139H7V138H6ZM34 139H35V138H34ZM55 139H56V138H55ZM59 139H60V138H59ZM81 139H82V138H81ZM81 139H80L79 141H81ZM87 139H88V138H87ZM98 139H99V138H98ZM103 139H104V138H103ZM111 139H110V140H111ZM113 139H115V138H113ZM113 139H112V141H114ZM119 139H121V141L123 140L122 138H119ZM119 139H117V140H119ZM139 139H140V138H139ZM149 139H150V138H149ZM163 139H164V138H163ZM207 139H208V140H207ZM7 140H8V139H7ZM14 140H15V138H14ZM22 140H23V139H22ZM24 140H26V139H24ZM28 140H29V138H28ZM28 140H27V141H28ZM31 140H30V141H31ZM49 140H50V139H49ZM51 140H50V141H51ZM60 140H61V139H60ZM64 140H66V139H64ZM71 140H72V138H71ZM107 140H108V138H107ZM110 140H109V141H110ZM124 140H125V139H124ZM147 140H148V139H147ZM185 140H186V139H185ZM185 140H184V141H185ZM191 140H190V141H191ZM27 141H26V142H27ZM39 141H40V140H39ZM41 141H42V140H41ZM61 141L63 142V139H62ZM83 141H84V140H83ZM85 141H86V140H85ZM96 141H97V140H96ZM96 141H94V142H96ZM100 141H101V140H100ZM102 141H103V140H102ZM119 141H120V140H119ZM119 141H117V142H119ZM125 141H126V140H125ZM129 141H127V142H129ZM133 141H134V140H133ZM133 141H131V142H133ZM139 141H140V140H138V142H139ZM141 141H142L141 143L144 142L143 140H141ZM152 141H153V140H152ZM155 141H157V140H155ZM159 141H160V140H159ZM163 141H164V140H163ZM166 141H167V140H166ZM178 141H179V142H178ZM188 141H189V140H188ZM248 141H249V140H248ZM248 141H245V142H247V144H248ZM1 142H2V141H1ZM6 142H7V141H6ZM35 142H36V139H35ZM48 142H49V141H48ZM48 142H47V143H48ZM91 142H92V140H91ZM94 142H93V143H94ZM97 142L99 143V141H97ZM97 142H96V143H97ZM103 142H105V141H103ZM103 142H102V144H103ZM135 142H136V141H135ZM138 142H137V143H138ZM146 142H147V141H146ZM149 142H150V141H149ZM157 142H158V141H157ZM161 142H162V141H161ZM161 142H160V143H161ZM180 142H181V143H180ZM242 142H244V140H243ZM21 143H23V142H21ZM31 143H32V142H31ZM44 143H45V142H44ZM51 143H52V142H51ZM54 143H55V142H54ZM66 143H67V142H66ZM72 143H73V142L71 141L70 144H72ZM83 143H84L83 145L86 146V148L88 147V149H86V150H87L86 154H87V153H90L92 147L89 148V146H87V144H85V142H83ZM109 143H110V142H109ZM109 143H108V145H109ZM115 143H116V142H115ZM119 143H120V142H119ZM124 143H125V144H124ZM124 143H122L121 145L124 146V145L127 144L126 142H124ZM129 143H130V142H129ZM133 143H134V142H133ZM133 143H132V144H133ZM139 143H140V142H139ZM139 143H138V145H142V144H139ZM158 143H159V142H158ZM163 143H165V142H162L161 144H163ZM184 143H185V142H184ZM189 143H190V142H189ZM238 143H240V144H238ZM8 144H9V141H8ZM11 144H12V143H11ZM11 144H10V145H11ZM25 144H26V143H25ZM29 144H30V142H29ZM42 144H43V143H42ZM42 144H41V145H42ZM59 144H60V143H59ZM63 144H64V142H63ZM73 144H74V143H73ZM94 144H95V143H94ZM143 144H144V143H143ZM146 144H148V142H147ZM146 144H145V148H146V146L151 145L152 143H151V144L149 143L148 145H146ZM154 144H155V143H154ZM161 144H159V145H161ZM190 144H191V143H190ZM245 144H246V143H245ZM245 144H244V145H245ZM5 145H6V144H5ZM43 145H45V146H49V147H50V144H49V145H48V144H43ZM57 145H58V144H57ZM64 145H65V144H64ZM67 145H69V144L67 143ZM83 145L81 144L82 147H83ZM89 145H90V144H89ZM91 145H92V144H91ZM99 145H100V144H99ZM127 145H128V144H127ZM136 145H137V144L132 145V146H133V147H134V146L137 147ZM152 145H153V144H152ZM211 145H213V144H211ZM211 145L209 144V146H211ZM3 146H4V145H3ZM18 146H19V145H18ZM29 146H30V145H29ZM36 146H37V145H35V147H36ZM45 146H43V147L45 148ZM51 146H52V145H51ZM74 146H75V148L78 147V146L76 147L75 144H74ZM79 146H80V145H79ZM81 146L79 147V149L81 148ZM109 146H110V145H109ZM111 146H112V145H111ZM111 146H110V147H111ZM115 146H116V144H115ZM130 146H131V145H130ZM130 146L128 145V149H129ZM142 146H143V145H142ZM163 146H164V145H163ZM177 146H178V145H177ZM180 146H181V145H179V147H177V148H178V149L180 148V150H181L182 148H181ZM190 146H191V145H190ZM192 146H193V145H192ZM1 147H2V146H1ZM15 147H16V146H15ZM26 147H27V145H26ZM39 147H40V146H38V148H39ZM41 147H42V146H41ZM49 147H48V148H49ZM56 147H57V146H56ZM107 147H108V146H107ZM107 147H105V150H106ZM113 147H114V146H113ZM187 147H188V146H187ZM211 147L213 148V146H211ZM8 148H9V147H8ZM18 148L20 149V147H18ZM23 148H25V145H23ZM29 148H30V147H29ZM51 148H52V147H51ZM51 148H50V149H51ZM53 148H55V147L53 146ZM62 148H63V147H61V149H62ZM75 148H74V149H75ZM83 148H84V147H83ZM96 148H97V146H96ZM98 148H99V147H98ZM102 148L104 149L103 146H102ZM111 148H112V147H111ZM130 148H131V147H130ZM138 148H139V147H138ZM138 148H137V149H138ZM145 148H143V149H145ZM147 148L149 149V147H147ZM154 148H155V147H154ZM165 148H166V147H165ZM188 148H189V147H188ZM214 148H215V147H214ZM214 148H213V149H214ZM1 149L3 150V149H5V147H4V148H1ZM34 149H35V148H34ZM40 149H41V148H40ZM56 149H58V148H56ZM84 149H85V148H84ZM108 149H110V148H108ZM115 149H116V148H115ZM126 149H127V147H126ZM134 149H135V148H134ZM134 149L131 148L130 150H128V152H127L128 156H126V157L124 156L125 159H123V161H120L119 163H117L116 160H118V159H116L115 162H116L117 164L115 163V164H116V167H115V168H117V167L119 168V166H122V165L125 166V165H128V164H130V163H133V164H134V161H135V159H133V158L135 157V156L133 157V151H134ZM139 149H140V148H139ZM148 149L146 150L147 152L150 151V150H148ZM150 149H151V148H150ZM156 149H157V148H156ZM167 149H168V148H166V150H167ZM173 149H174V150H177V149H175V147H174ZM213 149H212V152H213ZM215 149H216V148H215ZM241 149H242V148H241ZM2 150H1V151H2ZM9 150H10V149H9ZM11 150H12V148H11ZM28 150H29V149H28ZM36 150H37V149H36ZM95 150H96V149H95ZM98 150H99V149H98ZM110 150H112V149H110ZM117 150H118V149H117ZM159 150H161V149H159ZM163 150H164V148H163ZM171 150H172V148H171ZM193 150H195V149H192V151H193ZM22 151H23V150H22ZM38 151H39V150H38ZM47 151H48V150H47ZM67 151L69 152V150H67ZM73 151H74V150H73ZM79 151H80V150H79ZM79 151H76V152L78 153ZM81 151H82V149H81ZM81 151H80V152H81ZM83 151H85V150H83ZM101 151H102V150H101ZM122 151H123V150H122ZM151 151H152V150H151ZM167 151H168V150H167ZM190 151H191V150H190ZM192 151H191V152H192ZM215 151H216L217 154H219V153H218L219 150H215ZM220 151H221V150H220ZM220 151H219V152H220ZM31 152L33 153V151H31ZM35 152H36V151H35ZM35 152H34V153H35ZM45 152H46V150L44 151V154H45ZM56 152H57V151H56ZM58 152H59V151H58ZM63 152H64V151H63ZM76 152H75V153H76ZM99 152H100V151H99ZM107 152H108V150H107L105 153L108 154ZM110 152H111V151H110ZM115 152H117V151L115 150ZM115 152H114V150H113V154H114ZM134 152H135V151H134ZM157 152L159 153V151H157ZM160 152H161V151H160ZM168 152H170V151H168ZM221 152H222V151H221ZM3 153H4V152H3ZM27 153H28V152H27ZM34 153H33V156H35ZM54 153H55V152H54ZM75 153H74V154H75ZM81 153H82V152H81ZM84 153H85V152H84ZM97 153H98V152H97ZM101 153H102V152H101ZM103 153H104V152H103ZM139 153H141V152H139ZM151 153H152V152H151ZM175 153H176V152H175ZM175 153H173V154H175ZM177 153H178V152H177ZM186 153H187V152H186ZM188 153H190V152H188ZM188 153H187V154H188ZM193 153H194V152H193ZM213 153H214V152H213ZM6 154H7V152H6ZM11 154H12V153H11ZM13 154H14V153H13ZM22 154H23V153H22ZM48 154H49V153H48ZM58 154H59V153H58ZM58 154H57V155H58ZM71 154H72V153H71ZM74 154H72V156H73ZM86 154H85V155H86ZM106 154H105V155H106ZM124 154H125V153H124ZM134 154H135V153H134ZM143 154H144V152H143ZM143 154H142V155H143ZM211 154H212V153H211ZM217 154H216V155H217ZM224 154H225V153H224ZM7 155H8V154H7ZM25 155H26V154H25ZM39 155H40V154H39ZM52 155H53V154H51L50 156H52ZM63 155H64V154H63ZM76 155H80V154L78 153V154H76ZM76 155H75V156H76ZM85 155H83V156L85 157ZM98 155H100V153H99ZM101 155H102V154H101ZM101 155H100V156H101ZM114 155H115V154H114ZM120 155H121V154H120ZM135 155H136V154H135ZM145 155H146V152H145ZM154 155H155V154H154ZM166 155H167V154H166ZM182 155H183V154H182ZM193 155H194V154H193ZM196 155H195V157H196ZM201 155H200V156H201ZM213 155H214V154H213ZM213 155H212V156L210 155V157H212L213 159H215V155H214V156H213ZM12 156H13V155H12ZM17 156H18V155H17ZM29 156L31 157V155H29ZM36 156H37V155H36ZM41 156H42V155H41ZM59 156H60V155H59ZM66 156H67V155H66ZM88 156H89V155H88ZM106 156H107V155H106ZM106 156L103 155V159L100 158V159H101V164H102V161H104V159H107V158H108V157L105 158ZM138 156L141 157L140 154H139ZM146 156H147V155H146ZM146 156H145V157H146ZM161 156H163V154H162ZM168 156H169V155H168ZM171 156H172V155H171ZM175 156H176V154H175ZM180 156H181V155H180ZM180 156H179V157H180ZM184 156H185V155H184ZM217 156H218V155H217ZM2 157L4 158V156H2ZM15 157H16V156H15ZM21 157H23V155H22ZM43 157H44V155H43ZM45 157H46V156H45ZM48 157H49V155H48ZM55 157H56V156H55ZM92 157H93V156H92ZM95 157H96V155H95ZM95 157H94V159H95ZM119 157H120V156H119ZM121 157H122V156H121ZM132 157H133V158H132ZM159 157H160V154H159ZM164 157H165V155H164ZM204 157H202V159H203ZM219 157H220V156H219ZM39 158H40V157H39ZM39 158H38V159H39ZM51 158H52V157H51ZM57 158H59V157H57ZM68 158H69V157H68ZM85 158H87V155H86ZM98 158H99V156H98ZM98 158H97V159H98ZM111 158H113V157L111 156ZM115 158H116V156H115ZM117 158H118V157H117ZM137 158H138V157H137ZM154 158H155V157H154ZM161 158H162V157H161ZM169 158H170V157H169ZM186 158H187V157H185V159H186ZM188 158H189V157H188ZM0 159H1V158H0ZM4 159H5V158H4ZM26 159H27V158H26ZM49 159H50V158H49ZM59 159H60V158H59ZM65 159H67V158H65ZM71 159H72V158H71ZM80 159H81V158H80ZM120 159H121V158H120ZM141 159H142V157H141L140 159H138V160H140V161L142 162ZM146 159H147V158H146ZM146 159H145V160L143 159V160L146 161ZM162 159H163V158H162ZM180 159H181V158H180ZM200 159H201V157H200ZM200 159H198V158H197L196 160L193 159V160H194V161H193L194 164H193V163H192V164L195 166V169H194V168H191V169H193V172H195V171L198 172V171H199V172L201 173V171H203V170L209 168V172L211 173L212 170L210 171V169H213V168H212V167H211V168H210V167H207V165H209V164H206V162H207L208 160H207L206 158H204L205 160H207V161L205 162V164H206L205 166H206L207 168L202 169V166H204V165H203L202 163H201V167H200V165H198V164H200V162H201ZM204 159H203V161H204ZM209 159H210V158H209ZM216 159H218V158H216ZM12 160H13V159H12ZM17 160H19V159H17ZM62 160H64V159H62ZM95 160H96V159H95ZM108 160H109V159H108ZM121 160H122V159H121ZM138 160H137V161H138ZM147 160H150V159H147ZM158 160H159V159H158ZM163 160H165V159H163ZM163 160H162V161H163ZM178 160H179V159H178ZM181 160H182L181 163H182L183 161H184V163H185V160H183V159H181ZM211 160H212V159H211ZM220 160H222V159H219V162H220ZM9 161H10L11 163L13 162V161H11V160H9ZM14 161H15V159H14ZM34 161H35V160H34ZM36 161H37V159H36ZM50 161H51V160H50ZM53 161H54V160H52V163H53ZM64 161H66V160H64ZM79 161H80V160H79ZM96 161H100V160H96ZM106 161H107V160H106ZM118 161H119V160H118ZM137 161H136V162H137ZM140 161H139V162H140ZM162 161H161V162H162ZM176 161H177V160H176ZM186 161H187V160H186ZM197 161H200V162H197ZM223 161H224V160H223ZM1 162H2V161H1ZM4 162H5V161H4ZM16 162H17V161H16ZM19 162H20V161H19ZM31 162H32V161H31ZM40 162H42V161H40ZM43 162H45V161L43 160ZM60 162H61V161H60ZM62 162H63V161H62ZM85 162H86V161H85ZM90 162H91V161H90ZM107 162H108V161H107ZM111 162H112V161H111ZM113 162H114V161H113ZM136 162H135V163H136ZM153 162H154V161H153ZM159 162H160V161H159ZM164 162H165V161H164ZM187 162H188V161H187ZM190 162H191V161H190ZM209 162H210V160H209ZM224 162H225V161H224ZM224 162H223V163H224ZM227 162H228V163H227ZM13 163H14V162H13ZM17 163H18V162H17ZM17 163H16V164H17ZM20 163L22 164V162H20ZM28 163H29V161H28ZM32 163H34V162H32ZM86 163H87V162H86ZM146 163H147V162H146ZM146 163H145V164H146ZM148 163H149V162H148ZM151 163H152V162H151ZM162 163H163V162H162ZM170 163H171V162H170ZM184 163H183V164H184ZM221 163H222V162H221ZM221 163H220V164H221ZM36 164H38V166H39V161H38V163L36 162ZM41 164H43V163H41ZM47 164H48V163H47ZM65 164H66V163H65ZM68 164L71 165L70 163H68ZM92 164H93V163H92ZM103 164H104V163H103ZM110 164H111V163H110ZM133 164H131V165H133ZM167 164H168V163H167ZM171 164H172V163H171ZM179 164H180V163H179ZM192 164H191V165H192ZM228 164H229V165H228ZM17 165H19V164H17ZM25 165H26V164H25ZM50 165H51V164H50ZM62 165H63V164H62ZM96 165H97V164H96ZM111 165H112V164H111ZM134 165H135V164H134ZM140 165H141V163H140ZM142 165H143V164H142ZM142 165H141V166H142ZM160 165H161V163H160ZM181 165H182V164H181ZM1 166H2V164H1ZM1 166H0V167H1ZM8 166H11V165H8ZM21 166H22V165H21ZM36 166H37V165H36ZM63 166H64V165H63ZM78 166H79V165H78ZM105 166H106V165H105ZM114 166H115V165H113V167H114ZM135 166H136V165H135ZM148 166H150V165H148ZM154 166H155V165H154ZM154 166H153V167H154ZM156 166H157V165H156ZM169 166H170V164H169ZM177 166H178V165H176V167H177ZM182 166H183V165H182ZM188 166H189V164L186 166V168H187ZM205 166H204V167H205ZM217 166H218V165H217ZM219 166H220V165H219ZM13 167H15V166H12V168H13ZM23 167H24V166H23ZM23 167H20V169H18V171L22 170ZM26 167H27V166H26ZM26 167H25V168H26ZM42 167H43V166H42ZM42 167H41V168H38V169H42ZM56 167H57V166H56ZM83 167H84V166H83ZM88 167H89V165L87 166V168H88ZM92 167H93V166H92ZM113 167H112V169H113ZM127 167L129 168V166H127ZM127 167H125V168H127ZM132 167L135 168L134 166H132ZM132 167H130V169H132ZM143 167H144V165H143ZM143 167H142V168H143ZM145 167H146V165H145ZM167 167H168V166H167ZM179 167H180V166H179ZM184 167H185V166H184ZM191 167H192V166H191ZM10 168H11V167H10ZM15 168H16V167H15ZM27 168H28V167H27ZM53 168H54V167H53ZM58 168H59V167H58ZM98 168H99V167H98ZM101 168H102V167H100V169H101ZM103 168H104V167H103ZM115 168H114V170H115ZM155 168H157V167H155ZM155 168H154V169H155ZM171 168H172V167H171ZM216 168H217V167H216ZM224 168H225V166H224ZM60 169H61V168H60ZM75 169H76V168H75ZM80 169H81V168H80ZM82 169H83V168H82ZM93 169H94V168H93ZM105 169H106V168H105ZM105 169H104V170H105ZM109 169H110V167H109ZM112 169H111V170H112ZM121 169H123V168H121ZM137 169L140 170L141 168H138V167H137ZM137 169H136V171H138ZM149 169H150V168H149ZM165 169H166V165H165ZM188 169H189V168H187V172H185V173H188ZM219 169H218V170H219ZM222 169H223V168H222ZM4 170H5V169H4ZM34 170H35V169H34ZM36 170H37V169H36ZM88 170H89V169H88ZM97 170H98V169H97ZM102 170H103V169H102ZM114 170H113V172H114ZM116 170H117V169H116ZM116 170H115V171H116ZM125 170L127 171V169H125ZM147 170H148V169H147ZM147 170H145V171H147ZM168 170H169V169H168ZM214 170L216 171L215 168L213 169V172H214ZM6 171H7V170H6ZM38 171H39V170H38ZM43 171H44V170H43ZM43 171H41V172H43ZM71 171H72V170H71ZM74 171H75V170H74ZM90 171H91V168H90ZM99 171H100V170H99ZM107 171H109V170L107 169ZM133 171H135V170L133 169ZM141 171H142V169L140 170V172H141ZM154 171H155V170H154ZM160 171H161V170H160ZM174 171H175V169H174ZM183 171H184V170H182V173H183V174L181 173V177H182V175H183V177L185 178V175H184L185 173H184ZM205 171H206V170H205ZM229 171H230V172H229ZM4 172H5V171H4ZM34 172H35V171H34ZM34 172H33V173H34ZM44 172H45V171H44ZM62 172H63V171H62ZM111 172H112V171H111ZM117 172H118V171H117ZM119 172H121L120 169H119ZM123 172H124V174H127V173H125V171H123ZM148 172L150 173V171H148ZM148 172H147V173H148ZM161 172H162V171H161ZM169 172H171V171H169ZM169 172H168V173H169ZM176 172H177V171H176ZM191 172H192V170H191ZM193 172H192V173H193ZM199 172H198V173H199ZM203 172H204V171H203ZM0 173H1V172H0ZM7 173H8V172H7ZM11 173H12V171H11ZM16 173H18V172H16ZM23 173H24V171H23ZM26 173H27V171H26ZM31 173H32V172H31ZM33 173H32V174H33ZM37 173H39V172H37ZM37 173H36V174H37ZM77 173H78V172H77ZM80 173H81V172H80ZM99 173H100V172H99ZM99 173H98V174H99ZM115 173H116V172H115ZM115 173H114L113 175H115ZM142 173H143V172H142ZM144 173H145V172H144ZM154 173H155V172H154ZM189 173H190V172H189ZM189 173H188V174H189ZM192 173H191V174H192ZM218 173H219V172H218ZM218 173H217V174H218ZM222 173H220V174H222ZM13 174H14V173H13ZM13 174H12V175H13ZM18 174H19V173H18ZM24 174H25V173H24ZM29 174H30V173H29ZM34 174H35V173H34ZM36 174H35V175H36ZM42 174H43V173H42ZM45 174H46V173H45ZM71 174H73V173H71ZM78 174H79V173H78ZM91 174H92V173H90V177H91ZM95 174H96V173H95ZM103 174H104V173H103ZM107 174H109V173H107ZM116 174H117V173H116ZM134 174H135V175L137 174V177H138V173H137V172H134ZM139 174H140V177H138V178L141 179V178L144 177L145 179H147V177H145V175L142 174L143 177H141V173H139ZM172 174H173V173H172ZM196 174H197V173H196ZM196 174H195V175L193 174L194 177H197ZM214 174H215V173H214ZM37 175H38V174H37ZM40 175H41V174H40ZM50 175H51V174H50ZM55 175H60V177H61V174H55ZM79 175H80V174H79ZM79 175H77V177H79ZM82 175H85V174H82ZM88 175H89V172H88ZM92 175H93V174H92ZM105 175H106V174H105ZM119 175H120V174H119ZM135 175H134V177H135ZM146 175H147V174H146ZM149 175H150V174H149ZM189 175H190V174H189ZM198 175H199V174H198ZM202 175H203V174H202ZM232 175H234V177H232ZM115 176H116V175H115ZM0 177H2V175H0ZM4 177H5V175L3 174V179H4ZM7 177H8V175H7ZM13 177H14V175H13ZM20 177H21V175H20ZM33 177H34V175H33ZM42 177H43V175H42ZM45 177H46V175H45ZM47 177H48V175H47ZM70 177H71V175H70ZM94 177H95V175H94ZM96 177H97V175H96ZM137 177H136V178H137ZM156 177L158 178V177H159V174L156 175ZM160 177H161V175H160ZM171 177H172V175H171ZM179 177H180V175H179ZM181 177H180V178H181ZM186 177H188V175H186ZM212 177H213V178L215 177V179H212L211 182L208 183V185H205L206 187H205L204 185H202V186H204V187H202V189H203V190H206V191H207V194H208L209 191H211V192H209V193L211 194L210 196L215 195V194L218 193V194H219V197H220V195H221V199L218 198L219 201H217V198H216L217 196H216V195H215L216 197H215V196H212V198H211V199H212V202H210L211 204H209V206L207 205L209 209L213 206V207L211 208V209H212V212H209V211H211V210H209L208 208H206V209L209 210V211H207L206 209H205V211H206L207 213L209 212L210 214H213V216H215V219H216V220L219 218V216H220L221 214H222V216H223V214L226 215L228 218H230V217L233 216L232 219H234V215H235L237 212L240 213V212L242 211V213H241V214H237V216L239 215V216H238L239 219H240V217L244 219V224H242V226L244 225V226H246V227H245V230L242 231V233H241V236H240V237H241V240H239L240 243H242V244H241V251H240V249H239V251H240V255H239V253H238V255H239V256H238V257H239V258H238V261H239V259H240V262H239L238 264H249L250 259H251V256H252V255H251L252 252H251V245H250L251 240H250L249 228H248V225H246V224H247V222H248V218H249L248 208H249L250 206L247 207V206H248L247 202H246V204H245V202H243L242 205H244V206L241 205L243 208H237V207H235V206L233 205V208L235 207V208H237L238 210L232 209V207L230 206L231 203H229V202H232V201H230V197H231L232 195H233V197H234V196H235V193H236V196L239 195L238 197H240V195H241L240 193L237 194V190H236V192L234 191V190L236 189V187H238V186H233V184H231L232 182H230V185H231L232 187H230L229 183H227V186H226L225 182H222V180L219 178V177H221V175H219V174L217 175V177H216V175H213V174H212ZM224 177H225V174H224ZM5 178H6V177H5ZM8 178H9V177H8ZM10 178H11V177H10ZM10 178H9V179H10ZM22 178H23V177H22ZM30 178H31V177H30ZM40 178H41V177H40ZM43 178H44V177H43ZM49 178H50V177H49ZM81 178H82V180H83L82 182H84L85 179H83V177H81ZM87 178H88V177H87ZM107 178H108V177H107ZM107 178H106V179H107ZM111 178L113 179L112 175L110 174L109 179H111ZM120 178H121V177H120ZM131 178H132V175H130V178H129V179H130V183H129L130 185H126V184H122V185L129 186V188H130L131 183L133 182V179L131 180ZM136 178H134V179H136ZM138 178H137V179H138ZM168 178H169V177H168ZM174 178H175V177H174ZM192 178H193V177H192ZM222 178H223V174H222ZM225 178H227V177H225ZM238 178H234V179L237 180ZM9 179H8V180H9ZM31 179H32V178H31ZM35 179H36V178H35ZM55 179H56V178H55ZM69 179H71V178H69ZM89 179H90V178H88V180H89ZM98 179L100 180L99 177H98ZM112 179H111V182H112ZM122 179H124V178H122ZM127 179H128V178H127ZM148 179H149V181H150V177H149ZM154 179H155V178H153V180H154ZM169 179H170V178H169ZM188 179H189V178H188ZM251 179H252L251 181H253V178H251ZM10 180H11V179H10ZM15 180H16V179H15ZM15 180H14V181H15ZM24 180H25V179H24ZM29 180H30V179H28V181H29ZM37 180H38V179H37ZM73 180H75V179H73ZM76 180H77V179H76ZM78 180H80V178H78ZM92 180H93V179H92ZM143 180H144V179H143ZM143 180H141V181L143 182ZM164 180H167V179L164 177ZM171 180H172V178H171ZM171 180L169 181L170 183H171ZM173 180H174V181H178V180H175V179H173ZM180 180L183 181L182 178H181ZM194 180H195V179H194ZM199 180H201V179L198 178V181H199ZM229 180H230V179H229ZM232 180H233V179H231L230 181H232ZM236 180H235V181H236ZM239 180H240V179H239ZM6 181H7V180H6ZM19 181H21V180L19 179ZM28 181H27V182H28ZM42 181H43V180H42ZM54 181H55V180H54ZM57 181H58V180H57ZM57 181H56V182H57ZM64 181H65V180H64ZM89 181H90V180H89ZM103 181H104V179H103ZM116 181H117V180H116ZM116 181H115V182H116ZM119 181H120V180H119ZM122 181H123V180H122ZM135 181H136V180H135ZM141 181H137V182H139V184L137 183V185L140 186V185H141V184H140ZM146 181H147V183H149L148 180H146ZM151 181H152V180H151ZM151 181H150V182H151ZM174 181H172V182L174 183ZM182 181H181V182H182ZM186 181H187V180H186ZM224 181H225V180H224ZM227 181H228V180H227ZM227 181H226V182H227ZM241 181H242V180H241ZM0 182H2V181H0ZM21 182H22V181H21ZM56 182H55V183H56ZM71 182H72V180H71ZM73 182H74V181H73ZM80 182H81V181H80ZM91 182H92V181H91ZM94 182H95V181H94ZM96 182H98V180H97ZM99 182H100V181H99ZM106 182H109V181H106ZM111 182L108 183V184H109L108 186H110V184H112ZM120 182H121V181H120ZM167 182H168V181H167ZM169 182H168V183H169ZM199 182H200V181H199ZM199 182H198V183H199ZM233 182H234V180H233ZM2 183H4V182H2ZM9 183H10V182H9ZM36 183H37V181H36ZM38 183H39V182H38ZM47 183H48V181H47ZM49 183H50V182H49ZM58 183H60V181H59ZM74 183H75V182H74ZM78 183H79V182H78ZM88 183H89V182H88ZM104 183H105V182H104ZM113 183H114V182H113ZM143 183H144V182H143ZM143 183H142V187H143ZM152 183H157V184H158V182H156V181H155V182H152ZM165 183H166V182H165ZM170 183H169V185H170ZM173 183H172V185H173ZM178 183H179V182H178ZM178 183H177V184H178ZM184 183H185V179H184ZM186 183L189 185L188 182H186ZM193 183H194V182H193ZM196 183H197V182H196ZM202 183H203V181H202ZM204 183H205V182H204ZM6 184H7V183H5V185H6ZM13 184H14V183H13ZM29 184H30V182H29ZM42 184H44V183H42ZM42 184H41V185H42ZM64 184H65V183H64ZM82 184H84V183H81V185H82ZM89 184H90V183H89ZM105 184H106V183H105ZM105 184H104V185H105ZM114 184H116V183H114ZM119 184H120V183H119ZM133 184H134V183H133ZM133 184H132V185H133ZM135 184H136V182H135ZM159 184H160V182H159ZM159 184H158V185H159ZM175 184H176V183H175ZM177 184H176V185H177ZM200 184H201V183H200ZM3 185H4V184H3ZM3 185H2V186H3ZM11 185H12V184H11ZM11 185H9V186H11ZM22 185H23V184H22ZM24 185L26 186V184H24ZM24 185H23V186H24ZM34 185H35V184H34ZM36 185H37V184H36ZM39 185H40V184H39ZM58 185H59V184H58ZM58 185L53 184V186H55V189H56V186H58ZM67 185H68V183H67ZM86 185H87V184H85V186H86ZM91 185L94 186V184H90V186H88V187H89V188L92 187ZM97 185H98V184H97ZM97 185H95V186L97 187ZM112 185H113V184H112ZM112 185H111L110 187H112ZM148 185H149V184H148ZM152 185H153V184H152ZM152 185H151V186H152ZM166 185H167V183H166ZM172 185H171V186H172ZM179 185H180V184H179ZM188 185H186V186H188ZM228 185H229V187H230L231 189H233V187L235 188V189L233 190L234 193L230 194V193H231V190L229 189ZM44 186H45V184H44ZM44 186H42V187H44ZM53 186H51V187H53ZM59 186H60V185H59ZM59 186H58V187H59ZM61 186H62V184H61ZM61 186H60V187H61ZM65 186H66V185H65ZM70 186H71V185H70ZM74 186H75V185H74ZM77 186H78V185H77ZM85 186L82 185L83 188H84ZM101 186H103V185H101ZM118 186H119L120 189L124 187V186L120 187L121 185H117V190H118ZM139 186L136 187V188H135V186H133V187H134L135 189H137V188H139ZM159 186H160V185H159ZM159 186H158V187H159ZM171 186H169L168 189L166 188L167 191L169 190V188H171ZM174 186H175V185H173V187H174ZM190 186H191V183H190ZM192 186H193V184H192ZM194 186H196V185H194ZM194 186H193V187H194ZM197 186H200V185H197ZM32 187H33V186H32ZM34 187H35V186H34ZM38 187H39V186L37 185L35 188H38ZM42 187H39V188H42ZM78 187H79V186H78ZM96 187H95V188H96ZM110 187H109V188H110ZM131 187H132V186H131ZM140 187H141V186H140ZM145 187H146V183H145ZM155 187H156V186H155ZM155 187H154V188H151V189H152V190L155 189V191H156V189H157L158 187H157V188H155ZM193 187H192V190L195 191V189H194L195 187H194V188H193ZM15 188H16V187H15ZM67 188H68V187H67ZM70 188H71V187H70ZM73 188H74V187H73ZM80 188H81V187H80ZM85 188H86V187H85ZM89 188H87L88 191H90ZM92 188L95 189L94 187H92ZM92 188H90V189H92ZM97 188H98V187H97ZM124 188H126V187H124ZM129 188H127V190H128ZM134 188L129 189V190L137 191V190L142 189V188H140V189L135 190ZM148 188L150 189V186H148ZM159 188H160V187H159ZM175 188H176V187H174V189H175ZM183 188H184V187H183ZM186 188H187V187H185V189H186ZM188 188H189V187H188ZM196 188H198V187H196ZM200 188H201V187H199V189H200ZM2 189H4V188H2ZM2 189H1V190H2ZM7 189L10 190V188H7ZM17 189H18V188H17ZM24 189H25V188H24ZM51 189L53 190L54 188H51ZM103 189H104V188H103ZM112 189H113V187H112ZM143 189H144V188H143ZM146 189H147V188H146ZM149 189H148V190H149ZM176 189H177V188H176ZM178 189H180V188H178ZM181 189H182V188H181ZM181 189H180V190H181ZM237 189H238V188H237ZM15 190H16V189H15ZM21 190H23V189H21ZM29 190H30V189H29ZM38 190H39V189H38ZM38 190H37V191H38ZM41 190H42V189H41ZM43 190H44V189H43ZM57 190H59V189H57ZM60 190H61V189H60ZM85 190H86V189H85ZM85 190H83V191H85ZM98 190H100V189H98ZM123 190H124V189H122L121 191H123ZM152 190H150V191L152 192ZM164 190H165V189H164ZM180 190H179V191L177 190L176 193H178V194L180 193V194H181ZM182 190H183V189H182ZM187 190H188V189H187ZM192 190L190 189V190H188V191H192ZM197 190H198V189H196L195 193L198 192ZM5 191H6V190H5ZM11 191H13V190H11ZM23 191H24V190H23ZM27 191H28V190H27ZM63 191H64V189H63ZM65 191L67 192L66 187H65ZM70 191H71V190H70ZM91 191H92V190H91ZM107 191H108V190H107ZM121 191H118V192H120V194H121V193H122ZM134 191H133V192H134ZM140 191H141V190H140ZM140 191H139V192H140ZM157 191H159V189H158ZM167 191L165 190L164 193L167 192ZM185 191H186V190H185ZM188 191H187V192H188ZM200 191H201V190H200ZM206 191H202V193H203V192L205 193ZM216 191H217V193H216ZM2 192H4V191H2ZM19 192H20V191H19ZM25 192H26V191H24L23 193H25ZM48 192H49V191H48ZM54 192H55V191H54ZM68 192H69V191H68ZM76 192H78V191H76ZM86 192H87V191H85V193H86ZM92 192H94V191H92ZM92 192H91V193H92ZM95 192H97L96 189H95ZM95 192H94V193H95ZM115 192H116V189H114V192L112 191V193H110L109 196H111V194L118 195V194H117L118 192H116V193H115ZM126 192H127V191H126ZM129 192H130V191H129ZM129 192H128L126 195H128ZM144 192H146V191L144 190ZM144 192H143V193H144ZM151 192H150V193H151ZM153 192H154V191H153ZM153 192H152V193H153ZM172 192H175V191H172V190H171V193H170L171 196H173V197H174V195L177 196L176 193H175L174 195H172ZM238 192H239V191H238ZM240 192H242V191H240ZM5 193H6L5 195H7V192H5ZM8 193H10V191H9ZM16 193H18V192H16ZM16 193H15V194H16ZM29 193H30V192H29ZM31 193H32V192H31ZM33 193H34V192H33ZM57 193H58V192H57ZM62 193H63V192H62ZM72 193H73V192H71V194H72ZM89 193H90V192H89ZM97 193H98V192H97ZM99 193H100V192H99ZM104 193H105V192H104ZM123 193H124V192H123ZM147 193H149V192L147 191ZM147 193H146V194H147ZM154 193H155V192H154ZM154 193H153V194H154ZM164 193H162V194H164ZM183 193L185 194V192H183ZM192 193H193V192H192ZM199 193H200V192H198V194H199ZM35 194H36V192H35ZM55 194H56V193H55ZM64 194H65V193H64ZM68 194H69V193H68ZM80 194H81V193H80ZM82 194H83V193H82ZM105 194H107V193H105ZM124 194H125V193H124ZM124 194H123V195H124ZM138 194H141L140 196H142V197L137 196L136 198H138V197H139V198H143V197L145 196V195H144V196L142 195V192H140V193H138ZM153 194H151V195L153 196ZM159 194H160V193H159ZM167 194H168V192L165 194V197H166ZM180 194H179V195H180ZM184 194H182V195H184ZM188 194H189V193H188ZM196 194H197V193H196ZM207 194H205V195H207ZM242 194H243V193H242ZM2 195H3V193H2ZM2 195H1V196H2ZM5 195H4V196H5ZM11 195H13V193H11ZM32 195H33V194H32ZM32 195H31V196H32ZM53 195H54V194H53ZM62 195H63V194H62ZM69 195H70V194H69ZM77 195H78V193H77ZM87 195H88V194H87ZM95 195L97 196L96 193H95ZM100 195H101V194H100ZM103 195H104V194H103ZM130 195H131V194H130ZM134 195H135V193H134ZM136 195H137V193H136ZM136 195H135V196H136ZM147 195H148V194H147ZM154 195H155V194H154ZM168 195H169V194H168ZM168 195H167V196H168ZM199 195H200V194H199ZM203 195H204V194H203ZM203 195H201V196H203ZM205 195H204V196H205ZM243 195H244V194H243ZM243 195H242V196H243ZM4 196H2V197H4ZM7 196H9V194H8ZM19 196H20V195H19ZM22 196H23V195H22ZM22 196H20V197H22ZM54 196H55V195H54ZM57 196L60 197V194H58ZM71 196H73V195H71ZM71 196H70V197H71ZM84 196H85V195H84ZM92 196H93V195H92ZM98 196H99V195H98ZM106 196L108 197V195H106ZM112 196H113V195H112ZM112 196H111V197H112ZM119 196H120V195H118V197H119ZM131 196H133V195H131ZM152 196H150V197L152 198ZM190 196H191V192H190ZM190 196H188V197H190ZM210 196H206V198L208 197L207 199H206V198H203V199H204L203 201H206V200H207L208 202L211 201V199L209 200V197H210ZM236 196L234 197L235 199H236ZM2 197H0V198H2ZM25 197H27V196H25ZM50 197H52V196H50ZM50 197H49V198H50ZM62 197H63V196H61V198H62ZM74 197H75V196H74ZM77 197H78V196H77ZM79 197H80V196H79ZM88 197H89V195L87 196V198H88ZM93 197H94V196H93ZM111 197H110V198H111ZM114 197H116V196H114ZM122 197H123V199L129 197L128 200H129L130 198H133V199L135 198L134 196H133V197H130L129 195H128L127 197H126V196H122ZM124 197H125V198H124ZM148 197H149V196H147V197H145V198L149 199L150 197H149V198H148ZM155 197H157V196H154V198H155ZM169 197H170V196H168L167 198H169ZM180 197H181V196H180ZM188 197H187V198H188ZM192 197H193V196H192ZM194 197L196 198L197 195L195 196V194H194ZM194 197H193V198H194ZM214 197H215V198H214ZM12 198H13V197H12ZM22 198H23V197H22ZM41 198H42V197H41ZM52 198H53V197H52ZM54 198H55V197H54ZM65 198H66V197H65ZM139 198H138L137 200H139ZM151 198H150L149 201L154 200L153 198H152V199H151ZM177 198H178V196H177ZM182 198H183V197H181L180 199H182ZM185 198H186V195H185V197H184V199H183L184 201H185ZM199 198H200V196H199ZM199 198H197V199H199ZM5 199L7 200L8 198H5ZM20 199H21V198H20ZM43 199H44V198H43ZM46 199H47V198H46ZM55 199H56V198H55ZM73 199H75V198H73ZM78 199H79V198H78ZM82 199H83V198H82ZM89 199H91V198L89 197ZM101 199H102V198H101ZM112 199H114V198L112 197ZM116 199H117V201H118L119 198L116 197ZM116 199H115V202H117ZM120 199H121V198H120ZM120 199H119V200H120ZM155 199H156V198H155ZM162 199H163V197H162ZM170 199H171V197H170ZM170 199H168L169 203H170ZM173 199H175V198H173ZM180 199H179V202L181 203ZM189 199H190V198H189ZM197 199H196V201H197ZM205 199H206V200H205ZM215 199H216V203H214ZM232 199H233V198H232ZM232 199H231V200H232ZM244 199H246V198H243V200H244ZM30 200H31V197H30ZM30 200H29V201H30ZM33 200H34V199H33ZM50 200H51V199H50ZM53 200H54V199H53ZM59 200H60V199H59ZM75 200H76V199H75ZM86 200H87V199H86ZM94 200H95V199H94ZM94 200H93V201H94ZM96 200H97V199H96ZM96 200H95V201H96ZM103 200H104V199H102L101 202H102ZM110 200H111V199H110ZM110 200H108V203H109ZM121 200H122V199H121ZM128 200L126 199V201H128ZM137 200H136V201H137ZM140 200H141V199H140ZM142 200H143V199H142ZM159 200H160V199H159ZM159 200H158V203H159ZM165 200H167V199L165 198ZM171 200H172V199H171ZM187 200H188V199H187ZM191 200L193 201V204H194L195 201H194L193 199H191ZM241 200H242V199H241ZM8 201H9V200H8ZM11 201H12V199H11ZM14 201H15V200H14ZM17 201H18V200H17ZM37 201H39V200H37ZM41 201H44V200H41ZM79 201H80V200H79ZM83 201H84V199H83ZM97 201H98V200H97ZM97 201H96V203H94L93 207H95V208L97 207L98 209L101 208V206H100V208H99L98 205H102V207H103V206H106V207H107V203H106L107 201L105 202L106 204L103 203V202H102L103 204H102V203L100 204V203H99L100 201H99L98 203H97ZM122 201H123V200H122ZM154 201H155V200H154ZM160 201H161V200H160ZM162 201H163V200H162ZM162 201H161V202H162ZM168 201H167V202H168ZM176 201H177V199H176L175 201H172L171 203L174 204ZM198 201H199V200H198ZM198 201H197V202H198ZM200 201H202V199H201ZM233 201H234V200H233ZM20 202H21V201H20ZM34 202H35V201H34ZM85 202H86V201H85ZM85 202H83L82 204H85ZM89 202H91V200H90ZM110 202H111V204H113V203H112V200H111ZM113 202H114V201H113ZM120 202H121V201H120ZM120 202H119V203H120ZM137 202H138V201H137ZM146 202H147V201H146ZM167 202H166V203H167ZM186 202H187V201H186ZM219 202H220V203H219ZM239 202H240V201H239ZM0 203H1V202H0ZM12 203H13V202H12ZM62 203H63V202H62ZM75 203H76V202H75ZM79 203H80V202H79ZM119 203H117V204H119ZM127 203H128V202H127ZM127 203H126V205H127ZM129 203H130L131 207H133V206L135 205V204H134L135 202L133 203L131 200H130ZM131 203H133L134 205L131 204ZM150 203H151V204H154V203H152V202H150ZM163 203H165V202L163 201ZM163 203L161 204V208H160V209H162V208L164 207ZM171 203H170V204H171ZM183 203H185V202H183ZM198 203H203V202H198ZM10 204H11V203H10ZM28 204H30V203H28ZM34 204H35V203H34ZM34 204H33V205H34ZM46 204H47V203H46ZM76 204H77V203H76ZM87 204H88V203H87ZM92 204H93V203H92ZM92 204H90V205H92ZM97 204H98V205H97ZM104 204H105V205H104ZM137 204H139V203H137ZM137 204H136V207H137ZM170 204H169V205H170ZM173 204H172V205H173ZM190 204H191V203H190ZM190 204H189V202H187V205H186V206H187V207H190V206H191ZM213 204H214V205H213ZM37 205H38V204H37ZM40 205H41V204H40ZM56 205H57V204H56ZM59 205H60V204H59ZM64 205H65V204H64ZM69 205H70V203H69ZM73 205H74V204H73ZM73 205H72V206H73ZM77 205H78V204H77ZM108 205H109V204H108ZM114 205H115V204H113L111 207H112V208L115 207ZM119 205H120V204H119ZM121 205H124V202H123V204L121 203ZM121 205H120V206H121ZM128 205H129V204H128ZM132 205H133V206H132ZM140 205H141V204H140ZM142 205H143V204H142ZM154 205H155L154 207H156V203H155ZM157 205H158V204H157ZM159 205H160V203H159ZM162 205H163V207H162ZM172 205H171V206H172ZM177 205H178V203H177ZM179 205H181V204H179ZM179 205L177 206L178 209L180 208ZM188 205H189V206H188ZM194 205H195V204H194ZM194 205H193V206H194ZM204 205H205V203H204ZM46 206H47V205H46ZM50 206H51V205H50ZM60 206H61V205H60ZM79 206H80V205H79ZM81 206H83V207H87L86 205H81ZM116 206H117V205H116ZM120 206H118V207L120 208ZM148 206H149V205H148ZM151 206H152V205H151ZM166 206H167V205L165 204V207H166ZM173 206H175V205H173ZM182 206H183V205H182ZM182 206H181V207H182ZM196 206H197V207H198V206L201 207L202 204H201V205H197V203H196ZM207 206L205 205L204 207H207ZM210 206H211V207H210ZM1 207H2V206H1ZM7 207H8V206H7ZM7 207H5V208H7ZM38 207H39V206H38ZM62 207H63V205H62ZM70 207H71V206H70ZM83 207H82V208H83ZM88 207H89V206H88ZM106 207H103V208L105 209ZM108 207H109V206H108ZM118 207H117V208H113V210H111L112 208H111V209H108V210H110L109 215H112V214H110V213L114 212V209L119 211ZM122 207H123V206H121V208H120V214H121V209L123 210V211H122V214L120 215V214L118 213V211H117L115 215L118 214V215L122 216L123 213H124V209L128 208L129 206H128V207L126 206V208H122ZM136 207H133V208H136ZM175 207H176V206H175ZM175 207H174V209L177 210ZM187 207H186V208H187ZM239 207H240V206H239ZM39 208H40V207H39ZM41 208H43L42 205H41ZM44 208H45V205H44ZM47 208H48V207H47ZM75 208H76V207H75ZM75 208L73 209L74 212H75V210H76ZM77 208H80V207L77 206ZM82 208H80L78 211H81ZM97 208H96V209H97ZM129 208H130V207H129ZM140 208H142V206H141ZM146 208H147V207H146ZM150 208H152V207H150ZM156 208H157V207H156ZM166 208H167V207H166ZM166 208H165V209H166ZM169 208H170V207H168V212H169ZM171 208H172V207H171ZM192 208H193V207H192ZM0 209H1V208H0ZM15 209H16V208H15ZM19 209H20V208H19ZM98 209H97V210H98ZM157 209H158V208H157ZM181 209H182V208H181ZM181 209L179 210L180 212H181ZM183 209H184V207H183ZM188 209H189V208H188ZM190 209H191V208H190ZM190 209H189V210H190ZM220 209H224V210H220ZM50 210H51V209H50ZM64 210H65V209H64ZM97 210H96V211H97ZM101 210H102V208H101ZM101 210H100V211H101ZM105 210H106V209H105ZM105 210H104L103 214H105L104 216H108V215H106ZM108 210H107V212H108ZM126 210H127V209H126ZM129 210H132V209H129ZM133 210H134V209H133ZM133 210H132V211H133ZM149 210H150V209H149ZM155 210H156V209H155ZM170 210H171V209H170ZM175 210L172 209V211H175ZM184 210H185V209H184ZM189 210L186 209L185 211L187 212V211H189ZM195 210H196V209H195ZM198 210L200 211L201 208H198ZM219 210H220V211H223V212H220ZM93 211L95 212V216H98V215H99V218H100V214H101V212L98 211V212L100 213V214H99V213H97L94 209H93L91 212H93ZM132 211H127V213H128V214H129V212L132 213ZM138 211H139V210H138ZM143 211H144V209H143ZM145 211H146V210H145ZM156 211H157V210H156ZM156 211H153V212H156ZM159 211H161V210H159ZM159 211H158V212H159ZM162 211H163V210H162ZM193 211H194V210L192 209L191 212H193ZM202 211H203V210H202ZM218 211H219V213H217ZM224 211H225V212H224ZM51 212H53V209H52L50 212H48V213L51 214ZM87 212H88V211H87ZM94 212H93V213H94ZM125 212H126V211H125ZM133 212H134V211H133ZM148 212H149V211H148ZM148 212H147V213H148ZM164 212H165V211H163L162 213H164ZM186 212H185V213H186ZM191 212H190V211L187 212V213H189V214H187V216L191 215V214H190ZM8 213H9V212H8ZM13 213H14V212H13ZM37 213H38V212H37ZM57 213H59V212H57ZM88 213H90V212H88ZM96 213H97L98 215H96ZM114 213H115V212H114ZM114 213H113L112 216H110V217L108 216L109 218H107V219L111 220L112 217L114 218V216H115ZM141 213H142V212H141ZM145 213H146V212H144V215L147 214V213H146V214H145ZM162 213H161V214H162ZM165 213H167V212H165ZM174 213H176V212H173V214H174ZM177 213H178V215H182L184 212H183V213L181 212V214H179V212L177 211ZM177 213H176V214H177ZM196 213H197V210H196ZM196 213H195V214H196ZM199 213H202V212H199ZM204 213H205V212H204ZM204 213H203V214H204ZM209 213H208V214H209ZM3 214H4V213H3ZM10 214H11V213H10ZM14 214H15V213H14ZM33 214H34V213H33ZM39 214H40V213H39ZM42 214H43V213H42ZM80 214H81V213H80ZM107 214H108V213H107ZM124 214H125V213H124ZM128 214H127V215L125 214L126 217L128 216ZM136 214L139 215L138 213H135V214L133 213V216H132V217L136 216ZM157 214H158V213H156V215H157ZM169 214H172V213L169 212ZM173 214H172L171 216H173ZM176 214H175V216H176ZM195 214L193 213V215H195ZM210 214H209V215H210ZM12 215H13V214H12ZM15 215H16V214H15ZM59 215H61V214H59ZM88 215H89V214H88ZM88 215H87V216H88ZM130 215H131V214H130ZM130 215H129V218H130ZM152 215H153V214H152ZM152 215H151V216H152ZM154 215H155V214H154ZM164 215H165V214H164ZM164 215L162 214V216H164ZM166 215L169 216L168 214H166ZM196 215H197V214H196ZM196 215H195V216H196ZM200 215H201V214H200ZM204 215L207 216L206 213H205ZM16 216H17V215H16ZM45 216H46V215H45ZM54 216H55V215H54ZM63 216H64V215H63ZM76 216H77V215H76ZM76 216H75V217H76ZM79 216H80V215H79ZM82 216H83V215H81V217H82ZM85 216H86V215H85ZM90 216L92 217V214H90ZM90 216H89V218H90ZM93 216H94V214H93ZM95 216H94V217H95ZM104 216H103V217H104ZM139 216H141V215H139ZM147 216H148V214H147ZM147 216H146V220H152V219L154 220V217H150V215H149V217H148V219H147ZM158 216H160V215H158ZM162 216H161V217H162ZM182 216H183V219L187 217V216L185 217V215H182ZM197 216H199V215H197ZM206 216H205V217H206ZM213 216H212V221H213V219H214ZM222 216H221V217H222ZM235 216H236V215H235ZM36 217H37V216H36ZM47 217H49V215H48ZM52 217H53V216H52ZM55 217H56V216H55ZM115 217H119V216H115ZM126 217H125V218H126ZM141 217H143V215H142ZM141 217H138V218H140V219H138L139 221L142 219ZM156 217H157V216H156ZM156 217H155V218H156ZM164 217L167 219L166 216H164ZM193 217H194V216H193ZM193 217L191 216V219L186 220V221H188V222H190L189 220H191V222H190V223H191V226H190V224H188V225H189L192 229L189 228V226L187 225V228H189L190 230H189V232H187V229H186L185 233H184V232H183V233H184V235L186 234V238L184 237V239H187L188 243L192 240L191 242H194V245L196 244L195 246H197L199 243H195V241L197 240L196 237H198V236L201 237L202 234L205 233L204 231H205L206 229H205V230L203 229V228L205 227L204 225H203L204 227L202 228V222L200 223V220H199V222H198V220H197L198 217H197V218H195V217L193 218ZM203 217H204V216H203ZM205 217H204V218H205ZM208 217L210 218V216H208ZM208 217H207L206 220H208ZM1 218H2V217H1ZM6 218H7V217H6ZM41 218H42V217H41ZM43 218H44V217H43ZM43 218H42V219H43ZM45 218H46V217H45ZM76 218H77V217H76ZM82 218H83V217H82ZM86 218H87V217H86ZM101 218H102V217H101ZM101 218H100L99 222H103V223H104V221H102ZM123 218H124V216H123ZM123 218L120 217V218H118V219H119V221H120V219L123 221ZM129 218H128V219H129ZM143 218H144V217H143ZM150 218H152V219H150ZM158 218H159V217H158ZM158 218H156V219H158ZM170 218H171V217H170ZM170 218H169V219H170ZM178 218H179V217H178ZM180 218H181V217H180ZM180 218H179V221H181V219H182V218H181V219H180ZM187 218H189V217H187ZM199 218L201 219V216H200ZM199 218H198V219H199ZM223 218H224V217L221 218V219H222L221 221L219 220L220 218L218 219V221H215L216 225H218V228H220L221 230H223V229L221 228L222 225H224V226H227V225H228L227 223H225L226 220L223 221ZM228 218H227V221H228ZM15 219H16V218H15ZM46 219H47V218H46ZM55 219H56V218H55ZM92 219H93V218H92ZM95 219H98V217H97V218L95 217ZM95 219H94V220H95ZM107 219L105 218V222H111V221H112V220H111V221H108ZM128 219H127V220H128ZM130 219H132V218H130ZM130 219H129V220H130ZM162 219H163V218H162ZM162 219H161V220H162ZM173 219H177V218L174 217V218L170 219V221L172 220L173 223H174L175 221H178V220H174V221H173ZM210 219H211V218H210ZM210 219H209V220H210ZM230 219H231V218H230ZM32 220H33V219H32ZM38 220H39V219H38ZM43 220H44V219H43ZM48 220H49V219H48ZM60 220H61V219H60ZM79 220L84 221L83 219H79ZM86 220H88V219H86ZM89 220H90V219H89ZM103 220H104V219H103ZM106 220H107V221H106ZM114 220H116V218H115ZM133 220H135L134 222L138 221L137 218H136V219L133 218ZM163 220L165 221V219H163ZM163 220H162V221H163ZM167 220H168V219H167ZM167 220H166V221H167ZM202 220H203V219H202ZM209 220H208V221H209ZM234 220H235V222H237V224H238V221H237L236 219H234ZM2 221H3V220H2ZM2 221H1V222H2ZM16 221H17V220H16ZM25 221H26V220H25ZM25 221H24V222H25ZM40 221H41V220H40ZM40 221H37V222L40 223ZM45 221H46V220H45ZM81 221H80V222H81ZM91 221H92V220H91ZM97 221H98V220H97ZM97 221H96V222H97ZM125 221H126V220H125ZM130 221H131V220H130ZM142 221H144V220H142ZM157 221H158V222H157ZM157 221L155 220V223H156V224H157V223H159V224L161 223V225H162V226H158L159 224H157V226H156V224L153 223L157 228L160 227V229H163L162 227H166V226H167V225L165 226V224H167L166 221H165L166 223H165L164 225L162 224V221H161V222H160V220H157ZM168 221H169V220H168ZM170 221H169V222H170ZM184 221H185V220H184ZM184 221H183V222H184ZM208 221H207V222H208ZM232 221H233V220H232ZM37 222H36V223H37ZM42 222H43V221H42ZM49 222H50V221H49ZM51 222H53V221H51ZM60 222H61V221H60ZM67 222H68V221H67ZM67 222H66V223H67ZM70 222H71V221H70ZM72 222H73V220H72ZM96 222H94V225H96V224H95ZM112 222H113V221H112ZM112 222H111V224H112V227H113V223H112ZM117 222H118V221H117ZM126 222H127V221H126ZM147 222H149V221H146V222H145L146 225L148 224ZM172 222H171V223H172ZM207 222H206L205 220H203V223H204L205 225H206ZM209 222H210V224H212V223H211V220H210ZM209 222H208V223H209ZM213 222H214V221H213ZM235 222H234V223H235ZM11 223H14V222H11ZM39 223H37V224H39ZM56 223H58V222H56ZM61 223H63V222H61ZM64 223H65V222H64ZM73 223H74V222H73ZM77 223H78V222H77ZM77 223L73 224V226H74V225L77 226V225H76ZM82 223H83V222H82ZM82 223H80V224H82ZM114 223H115V222H114ZM124 223H125V222H124ZM124 223L121 222V224H124ZM138 223H140V222H138ZM143 223H144V222H143ZM143 223L141 222L140 224H143ZM150 223H151V222H150ZM150 223H149V224H150ZM173 223H172V224H173ZM178 223H179V222H178ZM224 223H225V224H224ZM228 223H229V222H228ZM230 223H231V222H230ZM239 223H242V222L239 221ZM20 224H21V223H20ZM44 224H47V223H44ZM58 224H59V223H58ZM70 224H71V223H70ZM83 224H84V223H83ZM85 224H86V223H85ZM97 224H98V223H97ZM101 224H102V223H101ZM104 224H105V223H104ZM106 224H108V223H106ZM109 224H110V223H109ZM125 224H126V223H125ZM125 224H124V226L127 227L128 225H125ZM132 224H134L133 221L131 222V225H132ZM140 224H139V225H140ZM153 224H152V225H153ZM176 224H177V223H176ZM180 224H181V226H182L184 223H183V224L180 223ZM186 224H187V222H186L184 225L186 226ZM210 224H209V225H210ZM213 224H214V223H213ZM231 224H232V223H231ZM22 225H23V224H22ZM47 225H48V224H47ZM47 225H46V226H47ZM51 225H52V224H51ZM56 225H57V224H56ZM66 225L68 226V224H66ZM66 225L64 224L65 227H67ZM94 225H93V226H94ZM99 225H100V224H99ZM99 225H98V226H99ZM131 225H130V227L133 228V229H131L130 227H129V228H130V230H131L132 232H134L135 229H137V227H136V225H134L136 228H135L133 225H132V226H131ZM143 225H144V224H143ZM143 225H142V226H143ZM146 225H145V226H146ZM184 225H183V226H184ZM234 225H236V224H234ZM36 226H38V225H36ZM59 226H60V225H59ZM61 226H62V225H61ZM69 226H72V224L69 225ZM69 226H68V227H69ZM75 226H74V227H75ZM89 226H91V225H89ZM93 226H91V227H93ZM105 226H107V225H105ZM119 226H120V225H119ZM119 226H118V227H119ZM124 226H123V228H124ZM137 226H138V225H137ZM149 226H150V225H149ZM155 226H154V228L151 227V229H155ZM168 226H169V224H168ZM168 226H167V227H168ZM173 226H175V225H173ZM177 226H178V224H177ZM207 226H208V225H207ZM211 226H212V225H210V229H212V232H211V233H213V228L216 227V226H214V227H212V228H211ZM239 226H240V225H239ZM239 226L237 225V227H239ZM0 227H1V226H0ZM24 227H26V226H24ZM39 227H40V225H39ZM42 227H43V226H42ZM62 227H63V226H62ZM65 227H64V228H65ZM80 227H81V225H80ZM80 227H77V228H79L78 230H81ZM83 227H84V226H83ZM83 227H82V228H83ZM87 227H88V226H87ZM103 227H104V226H103ZM103 227H101V225H100V228H103ZM109 227H110V226H109ZM109 227H108V228H109ZM139 227H141V225L138 226V228H139ZM147 227H148V225H147ZM169 227H170V226H169ZM169 227H168V228H169ZM228 227H229V225H228ZM228 227H226V228H228ZM231 227H232V225H231ZM49 228H50V226H49ZM64 228H63V229H64ZM69 228H70V232H71V227H69ZM84 228H86V227H84ZM93 228H94V227H93ZM106 228H107V227H106ZM110 228H111V227H110ZM114 228H115V227H114ZM114 228H113V229H114ZM121 228H122V226H121ZM129 228H128V229H129ZM134 228H135V229H134ZM142 228H143V227H142ZM149 228H150V227H149ZM149 228H147V229H149ZM157 228H156V229H157ZM168 228H167V229L165 228V229H166L165 231H167ZM179 228H180V227H179ZM182 228H183V227H182ZM182 228H181V229H182ZM185 228H186V227H185ZM205 228H206V227H205ZM207 228H209V226H208ZM226 228H224L225 231H226ZM240 228H241V227H240ZM12 229H13V228H12ZM26 229H27V228H26ZM30 229H31V228H30ZM40 229H42V228H40ZM43 229L45 230V228H43ZM47 229H48V228H47ZM56 229H57V228H56ZM60 229H61V228H60ZM63 229H61V230H63ZM67 229H68V228H67ZM75 229H76V228H75ZM88 229H91V228L88 227ZM88 229H86V230H88ZM96 229H97V230H96ZM98 229H99V227H98V228H95L96 231H98ZM113 229L111 228V231H112ZM116 229H117V228H115L114 230L117 231ZM125 229H126V228H125ZM125 229H122V230L125 231ZM151 229H149V230L151 231ZM169 229H171V228H169ZM174 229L176 230L177 227H174ZM181 229H180V230H181ZM216 229H217V228H215V230H216ZM229 229H230V228H229ZM229 229L227 230V232H229ZM233 229H235V228H233ZM238 229H239V228H238ZM238 229H237V230H238ZM242 229H243V228H242ZM20 230H21V229H20ZM49 230H50V229H49ZM54 230H55V229H54ZM57 230H58V229H57ZM61 230H60V231H61ZM68 230H69V229H68ZM76 230H77V229H76ZM76 230H75V231H76ZM84 230H85V229H84ZM84 230H82V231H84ZM100 230H102V229H100ZM100 230H99L98 232H100ZM107 230H109V229H106V231H107ZM114 230L112 231L113 233H115ZM140 230H142V229L140 228ZM144 230H145V229H144ZM175 230H174V231H175ZM182 230H183V229H182ZM230 230H232V229H230ZM237 230H236V231H237ZM239 230H240V229H239ZM28 231H29V230H28ZM52 231H53V230H52ZM91 231L93 232L94 229L91 230ZM131 231H130V232H131ZM136 231H138L137 233L135 232L137 235H139V234H141V233L143 232V231H142V232L140 233L138 229H137ZM153 231H154V230H152L151 232L153 233ZM155 231H156V230H155ZM155 231H154V233H156ZM160 231H161V230H160ZM174 231H173V233H174ZM178 231H179V229H178ZM178 231H177V230L175 231V232H176V235H178V234H177ZM208 231H210V230L208 229ZM225 231H224V232H225ZM22 232H23V231H22ZM24 232H25V231H24ZM44 232H45V231H44ZM46 232H47V230H46ZM49 232H51V231H49ZM55 232H56V231H55ZM80 232H81V231H80ZM94 232H95V231H94ZM103 232L105 233V228H103V231H101V234H102ZM108 232H109V231H108ZM119 232H120V228H119V231L116 232V233H119ZM148 232H149V231H148ZM169 232H170V230H169ZM181 232H182V231H181ZM181 232H179V234H180ZM186 232H187V233H186ZM206 232H207V231H206ZM216 232L218 233V230H217ZM216 232L214 231L215 235H216ZM222 232H223V231H222ZM222 232H220V233H222ZM52 233H53V232H52ZM52 233H51V234H52ZM81 233H82V232H81ZM86 233H89V231L86 232ZM96 233H97V232H96ZM116 233H115V234H116ZM121 233H123V232L121 231ZM124 233L126 234V231H125ZM124 233H123V234H124ZM127 233H128V231H127ZM138 233H139V234H138ZM145 233H146V231H145ZM157 233H158V232H157ZM161 233H162V231H161ZM170 233H171V232H170ZM183 233H182V234H183ZM201 233H202V234H201ZM211 233L209 232V233H205V234H211ZM214 233H213V234H214ZM233 233H235L234 230H233ZM51 234H50V235H51ZM76 234H77V232H76ZM106 234H107V233H106ZM106 234H105V235H106ZM130 234H132V236H133V233H130ZM130 234H129V236H130ZM159 234H160V233H159ZM163 234H164V232H163ZM200 234H201V235H200ZM205 234H204L203 237H201V239L205 237ZM213 234H212V236H213ZM218 234H219V233H218ZM222 234H223V233H222ZM225 234H226V233H225ZM81 235H82V234H81ZM90 235H91V234H90ZM102 235H104V234H102ZM108 235H109V237L113 236V235H111L110 232H109V234H107V236H108ZM117 235L119 236V234H116V235H115V238L113 237L112 242H114V239H116V236H117ZM120 235H122V234H120ZM137 235H136V237H138ZM142 235L144 236V235H146V234L143 233ZM148 235H151V234L148 233ZM148 235H146V236L148 237ZM152 235H154V234H152ZM152 235H151V236H152ZM168 235H169V234H168ZM168 235H167V236H168ZM173 235H175V234L170 235V236H171L170 238H172ZM180 235H181V234H180ZM215 235H214V236H215ZM223 235H224V234H223ZM223 235H221V236H223ZM46 236H47V235H46ZM46 236H45V237H46ZM51 236H53V234H52ZM51 236L48 235V237H51ZM65 236H66V235H65ZM78 236H80V234L77 235L76 237H78ZM83 236H84V235H83ZM85 236H87V235H85ZM107 236H105V237L107 238ZM118 236H117V238H119V239L121 240V237H120V236L118 237ZM122 236H123V235H122ZM125 236H126V235H125ZM151 236L148 237V238H150V240L152 241ZM160 236H163V235L160 234ZM165 236H166V233H165ZM178 236H179V235H178ZM182 236H183V235H182ZM182 236H181V237H180V236H179V237H176V236H175V237H176V238H179L178 240H182V239H180V238H182ZM207 236H208V235H207ZM218 236H220V234L217 235V237H218ZM221 236L219 237L220 239H221ZM226 236H227V234H226ZM230 236H231V235H230ZM230 236H228V237H230ZM234 236H236V235H234ZM234 236H233V237H234ZM66 237H67V236H66ZM81 237H82V236H80V238L78 237V238L80 239V241H78L79 243L77 242V240H79V239H76V240H75V241H76L78 244H80V245L82 244V242H81ZM109 237H108V238H109ZM127 237H128V236H126V238H127ZM130 237H131V236H130ZM139 237H140V236H139ZM139 237H138V238H139ZM147 237H146V238H147ZM155 237H156V238H155ZM155 237H153V239L155 238L154 241H152L153 244H154L155 240L158 241V242H155V243H160V244H161L160 240H162V239H159V240H158L157 238H160V237H157L156 235H155ZM208 237H210V236H208ZM215 237H216V236H215ZM215 237H213V238L215 239V241H217V239H216L217 237H216V238H215ZM32 238H33V240H34V237H32ZM46 238H47V237H46ZM87 238H88V237H87ZM140 238H141V237H140ZM162 238H163V237H162ZM176 238H175V239H176ZM219 238H218V239H219ZM222 238H223V237H222ZM236 238H237V236H236ZM36 239H37V238H36ZM53 239H55V238H53ZM53 239H52V240H53ZM56 239H60V237H59V238H56ZM63 239H64V238H63ZM74 239H75V237H74ZM83 239H84V237H83ZM88 239H89V238H88ZM91 239H92V238H91ZM119 239H118V240H119ZM122 239L124 240V238H122ZM128 239H129V238H128ZM134 239H135V234H134ZM136 239H137V238H136ZM144 239H145V238H144ZM144 239H143V240H144ZM166 239H167V238H166ZM188 239H189V240L191 239V240L189 241ZM199 239H200V238L198 237V240H199ZM205 239H208V238L205 237ZM227 239H228V238H227ZM227 239H226V241H224L225 238H224V240H219L220 243H219V241H218V243H217V242H215L213 239H210V240H213L212 242H215V243H217V244H215V243H214L215 245H214L213 243H212L213 245L211 244V245H212V249L209 248V249H211V250L208 252V253H210L209 255H210L211 257H210V258L208 257V259H207V257H206V258H202V255H203V254L205 255L207 249L204 250V253L202 254V253L198 252V250H201V248L197 249V248H198V247H197V248H196L197 251H195L196 249H195L194 247H192L193 245L191 246L192 243L190 244V246H191L192 249H193V248L195 249L194 252L191 250V251L193 252V254H190V253L188 252V250H183V252H184V251H185V253L188 252L190 256H193V255H194L193 258H196V261H195V260H193V261L197 262V264H227V262L229 261V260H228V257L225 256L224 253H223V251H224L225 248H222L223 251H221V250H222V249H221V245H222V243H224V242H228ZM229 239H232V237L229 238ZM234 239H235V238H234ZM238 239H239V238H238ZM38 240H39V239H38ZM47 240H48V238H47ZM50 240H51V239H50ZM50 240H49V242H50ZM86 240H87V239H86ZM105 240H106V239H105ZM109 240H110V239H109ZM123 240H121V241H123ZM129 240L131 241V239H129ZM129 240H127V241H129ZM132 240H133V238H132ZM138 240L142 242V240H140V239H137V240H134V241H138ZM164 240H165V238H164ZM168 240H169V239H168ZM173 240H174V237H173ZM176 240H177V239H176ZM42 241H43V240H42ZM83 241H84V240H83ZM110 241H111V240H110ZM130 241H129V242H130ZM134 241H131V242H134ZM146 241H147V240L145 239L144 242H146ZM169 241H171L170 243L172 244L173 241H172V240H169ZM169 241H168V242H169ZM184 241H185V240H184ZM199 241H200L201 243L203 242V240H202V241L199 240ZM223 241H224V242H223ZM233 241H234V240H233ZM239 241H238V243H239ZM55 242H58V240H55ZM59 242H61V240H59ZM62 242H63V240H62ZM64 242H65V241H64ZM68 242H69V241H68ZM80 242H81V243H80ZM93 242H94V241H93ZM125 242H126V241H124V243H125ZM152 242H149V240H148V244H149V245H148L147 243H146V244H147L148 246H150V244H152ZM164 242H166V241H163V243H164ZM176 242H177V241H176ZM179 242H180V241H179ZM208 242H209V241H208ZM53 243H54V242H53ZM89 243H90V242H89ZM102 243H103V242H102ZM114 243L116 244V242H114ZM119 243H120V241H119ZM119 243L117 242L118 245H119ZM135 243H136V242H135ZM163 243L161 244L162 247H163L164 245L167 247V245H166L167 242L164 243V244H163ZM170 243H169L168 245H171ZM183 243H184V242H183ZM188 243H187V244H188ZM228 243H229V242H228ZM231 243H232V242H231ZM235 243H236V242H235ZM235 243H234V245H236ZM240 243H239V244H240ZM40 244H41V243H40ZM84 244L86 245V244H88V243L86 242V243H84ZM117 244H116L115 246H117ZM121 244H122V246H121ZM121 244H120L119 246H120V247H123V246H124L123 242H122ZM132 244H133V243H132ZM132 244H131V246H135L134 244H133V245H132ZM139 244H140V243H139ZM139 244H138V245H139ZM153 244H152V245H153ZM173 244H174V247L176 248L177 244H176V243H173ZM175 244H176V245H175ZM204 244H207V243L204 242ZM209 244H210V243H209ZM75 245H76V244H75ZM89 245H90V244H89ZM93 245H94V244H93ZM95 245H96V244H95ZM95 245H94V246H95ZM97 245H98V244H97ZM113 245H114V244H113ZM125 245H126V244H125ZM127 245H129V244H127ZM127 245H126L125 247H127ZM147 245L145 246V245H143V243H142V245L140 244L139 246H143V247L145 246L146 248H148V249L144 248V249L147 251V250H149V247H147ZM179 245H180V244H179ZM184 245H185V244H184ZM188 245H189V244H188ZM188 245H187V246H188ZM201 245H202L204 248L207 247L206 245H205V246H204L203 244H201ZM201 245L199 244V246H201ZM211 245H209V246L211 247ZM225 245H226V244H225ZM53 246H54V245H53ZM61 246H62V245H61ZM68 246H69V244H68ZM76 246H77V245H76ZM81 246H83V244H82ZM87 246H88V245H87ZM90 246H91V245H90ZM90 246H89V247H90ZM94 246H93V248H94ZM100 246L102 247V245H100ZM100 246H98V247L100 248ZM115 246H114V247H115ZM155 246L159 247L157 244H156ZM165 246H164V248H165ZM180 246H181V245H180ZM202 246H201V247H202ZM229 246H230V245H229ZM232 246H233V245H232ZM79 247H80V246H79ZM83 247L86 248L85 246H83ZM128 247H129V246H128ZM128 247H127V248H128ZM152 247L154 248V246H151L150 248H152ZM162 247L160 246L161 249H162ZM169 247H170V246H169ZM177 247H178L177 249H179V246H177ZM184 247H185V246H184ZM222 247H223V246H222ZM233 247H234V246H233ZM17 248H18V247H17ZM55 248H56V247H55ZM81 248H82V247H81ZM84 248H83V249H84ZM93 248H92V249H93ZM127 248H125V249H127ZM138 248H139V247H138ZM153 248H152V250H155V251H156V248H155V249H153ZM160 248H159V252H160ZM171 248H172V249H171ZM171 248H170V250H173L172 245H171ZM175 248H174V250H175ZM185 248H186V247H185ZM227 248H228V247H227ZM234 248H236V246H235ZM15 249H16V248H15ZM35 249H36V248H35ZM62 249H63V248H62ZM92 249H91V251H92ZM97 249H98V248H97ZM102 249H103V248H102ZM108 249H109V248H108ZM134 249H135V248H134ZM136 249H137V248H136ZM136 249H135V250H136ZM140 249H141V248H140ZM142 249H143V248H142ZM144 249H143V250H144ZM177 249H176V251H178V253H180V251L182 252V248H181V247H180V249H179L180 251L177 250ZM186 249H188V247H187ZM189 249H190V248H189ZM229 249H230V248H229ZM231 249H232V248H231ZM236 249H237V248H236ZM18 250H19V248H18ZM18 250H16V251H18ZM57 250H58V249H57ZM68 250H71V249H68ZM73 250H74V249H73ZM93 250H95V248H94ZM99 250H101V249H98V252H99ZM115 250H116V252H118L117 247H116ZM119 250L123 253V250H121V248H120ZM129 250H130V249H129ZM129 250H128V251H129ZM137 250H138V249H137ZM163 250H165V249H163ZM167 250H169V248H167ZM167 250H166V251H167ZM170 250H169V251H170ZM202 250H203V249H202ZM225 250H226V249H225ZM55 251H56V250H55ZM82 251H83V250H82ZM128 251H126V252L128 253ZM132 251H134V250L132 249ZM141 251H142V250H141ZM155 251H154V252H155ZM157 251H158V249H157ZM229 251H230V250H229ZM231 251H232V250H231ZM239 251H238V252H239ZM13 252H14V251H13ZM101 252H102V251H101ZM103 252H104V251H103ZM135 252L137 253L138 251H135ZM142 252H143V251H142ZM148 252H153V251L149 250ZM164 252H165V251H164ZM172 252H173V251H171V252H169V253H172ZM183 252L180 253V255L183 254ZM192 252H191V253H192ZM227 252H228V251H227ZM233 252H234V251H233ZM15 253H16V252H15ZM43 253H44V252H43ZM52 253H53V252H52ZM72 253H73V252H72ZM84 253H85V252H84ZM95 253H96V255H100V254H97V250H96ZM95 253H92L93 256H95V255H94ZM119 253H120V252H119ZM132 253H133V252H132ZM136 253H134L133 255H135ZM138 253H139V252H138ZM138 253H137V254H138ZM143 253H144V255H145V252H143ZM146 253H147V252H146ZM173 253L175 254V251H174ZM173 253H172V255H173ZM178 253H177V254H178ZM188 253H187V255H188ZM208 253H207V255H208ZM228 253H230V252H228ZM261 253H264V251L261 252ZM5 254H6L5 252L0 253V262H3V263H4L5 261H6V262H8V261H12V260H14L13 258H14V256L16 255V254H15V255L12 254V256L14 255L12 258H11V255H10V256H8V257H9L8 260H4L3 257L5 256ZM50 254H51V253H50ZM56 254H58V252H57ZM111 254H112V253H111ZM125 254H126V253H125ZM125 254L123 255V256H124V259L126 258ZM129 254H130V253H129ZM155 254H156V252H155ZM158 254H159V253H157L156 255L158 256ZM165 254H166V253H165ZM177 254H176L175 257H177ZM201 254H202V255H201ZM226 254H227V253H226ZM230 254H231V253H230ZM7 255H8V254H7ZM60 255H61V254H60ZM126 255H128V254H126ZM130 255H131V254H130ZM133 255H132V256H133ZM139 255H140V254H138V257H139ZM141 255H142V254H141ZM144 255H142V256H144ZM147 255H148V253H147ZM149 255H150V254H149ZM152 255H154V254L152 253V254H151V257H152ZM166 255H168V252H167ZM166 255H165L164 257H167ZM170 255H171V254H170ZM232 255L234 256V255H235V252H234V254H232ZM263 255H264V254H263ZM80 256H81V255H80ZM82 256H83V255H82ZM121 256H122V254H121L119 257H121ZM132 256L130 257V260H134V262H135L136 259H135L134 257H137V256H133V259H132ZM159 256H161V253H160ZM168 256H169V255H168ZM173 256H174V255H173ZM173 256H171V257H173ZM182 256H184V255H182ZM236 256H237V254H236ZM16 257H17V255L15 256V259L18 260ZM44 257H45V256H44ZM98 257H99V256H98ZM98 257H97V258H98ZM146 257L148 258V256L145 255V258H146ZM151 257H150V259H152ZM154 257H156V256H154ZM179 257H180V256L178 255V258H179ZM187 257H189V256H187ZM187 257H186V261H187V259L189 260V258H187ZM197 257H199V259H198ZM204 257H205V256H204ZM18 258H19V257H18ZM67 258H68V257H67ZM67 258H66V259H67ZM88 258H89V257H88ZM92 258H93V257H90V260H91ZM110 258H111V257H110ZM121 258H122V257H121ZM127 258H128V257H127ZM127 258H126L125 260H127ZM139 258H140V257H139ZM139 258H138V259H139ZM141 258H142V257H141ZM143 258H144V257H143ZM147 258H146V259H142V260H143V261H144V260L146 261ZM162 258H163V254H162ZM230 258H231V257H229V259H230ZM233 258H236V257L234 256ZM233 258H232V260H234ZM262 258H263V257H262ZM5 259H6V257H5ZM45 259H47V258H45ZM73 259H74V258H72V257L70 258V257H69V261H70V260L72 261ZM75 259H76V258H75ZM122 259H123V258H122ZM124 259H123V261H124ZM159 259H160V258H159ZM159 259H158V257H157V258L155 259V260H157L156 262H158ZM166 259L169 260L168 257H167ZM170 259L172 260V258H170ZM173 259H174V258H173ZM176 259H177V258H176ZM202 259H203V260H202ZM204 259H205V260H204ZM77 260L80 261L79 258H77ZM84 260H85V259H84ZM95 260H96V259H95ZM98 260H99V259H98ZM148 260H149V258H148ZM148 260H147V261H148ZM155 260H154V261H155ZM163 260H164V259H163ZM163 260H162V264H163V262H166L165 260H164V261H163ZM171 260H170V261H171ZM174 260H175V259H174ZM177 260L179 261V263L181 262L179 259H177ZM236 260H237V259H236ZM14 261H15V260H14ZM50 261H51V260H50ZM67 261H68V259H67ZM69 261H68V263L71 262V261H70V262H69ZM74 261H75V260H74ZM78 261H76V263H77ZM82 261H83V260H82ZM93 261H94V260H93ZM150 261H151V260H150ZM150 261H148V262H150ZM170 261H168V262H170ZM172 261H173V260H172ZM172 261H171V262H172ZM178 261H177L176 263H178ZM234 261H235V260H234ZM238 261H236V262H238ZM263 261H264V260H263ZM53 262H54V261H53ZM89 262H90V261H89ZM106 262H107V261H106ZM111 262H112V261H111ZM111 262H110V263H111ZM117 262H118V261H117ZM128 262L130 263L131 261H127L126 263L128 264ZM132 262H133V261H132ZM132 262H131V264H133ZM136 262H137V261H136ZM140 262H141V260H140ZM148 262H147V264H150V263H151V262H150V263H148ZM168 262H166V263H168ZM171 262H170V264H172ZM182 262H183V261H182ZM184 262H185V261H184ZM184 262H183V264H185ZM190 262H191V260H190ZM261 262H262V261H261ZM58 263H59V262H58ZM80 263H81V262H80ZM95 263H96V262H95ZM97 263H98V262H97ZM119 263H120V262H119ZM123 263L125 264V262H122V264H123ZM158 263L160 264L161 262L159 261ZM158 263H157V264H158ZM176 263H175V264H176ZM188 263H189V262H188ZM192 263H193V262H192ZM230 263H231V262H229L228 264H230ZM232 263H235V262H232ZM55 264H57V263L55 262ZM70 264H72V262H71ZM73 264H75V263H73ZM90 264H93V263H90ZM107 264H108V263H107ZM120 264H121V263H120ZM139 264H141V263H139ZM143 264H144V262H143ZM145 264H146V263H145ZM153 264H154V263H153ZM164 264H165V263H164ZM168 264H169V263H168ZM173 264H174V263H173ZM181 264H182V263H181ZM186 264H187V262H186ZM190 264H191V263H190ZM194 264H195V263H194ZM235 264H237V263H235Z\"/></svg>","mask_w":264,"mask_h":264}]
</instances>
